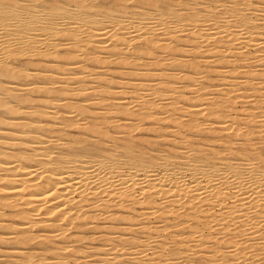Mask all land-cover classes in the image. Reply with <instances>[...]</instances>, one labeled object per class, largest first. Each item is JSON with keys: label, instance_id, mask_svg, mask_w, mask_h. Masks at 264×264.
<instances>
[{"label": "rangeland", "instance_id": "374dc122", "mask_svg": "<svg viewBox=\"0 0 264 264\" xmlns=\"http://www.w3.org/2000/svg\"><path fill=\"white\" fill-rule=\"evenodd\" d=\"M19 1V2H18ZM22 1H23V4H22ZM15 0V3L16 4H18V6L20 7L21 5H24V3H25V1H26V3H27V1L28 0ZM31 1V3H29V4H32V3H34L32 6H34V5H37L36 6V8L38 9V6H40V8H41V6H43L44 4H45V2L47 1L48 3H49V0H46V1H44V0H29L28 2H30ZM33 1V2H32ZM51 1V0H50ZM53 1V0H52ZM55 1V0H54ZM53 1V2H54ZM62 1H66V2H68L67 0H59V1H57L56 3H53V4H51V11H52V9H53V11H54V9H59L58 8V6H63V7H65L66 6V2H63L62 3ZM79 1H80V3H79ZM112 1V2H111ZM122 1V2H121ZM95 0V2L92 0H70V3H69V5H72L73 6V8L75 7H77L76 6V4L77 3H79V4H81V5H83V6H81V8L83 9V11H85V12H88V13H90V14H93V12L96 10V11H98V12H100V13H98V12H94V14L93 15H96L97 14V16H101V17H104V19H105V17L106 16H108V17H113V15L112 14H114L115 15V13H117V11H120V9L122 8L123 9V11H124V9H125V13H132V14H134L135 15V19L137 18V16H138V19L137 20H133L134 22H135V24H133L132 23V25L133 26H131V24H130V26H131V28L129 29V30H131L132 29V27L134 28V29H132L131 31H133L128 37L129 38H131L130 36H132V34L133 35H135V34H137L139 31H141V32H139V34L140 33H142L143 31H144V28H146V27H144L143 26V24L140 26V24H141V17L140 16H144V17H147L148 18V20L150 21L151 19L153 20H151V22L150 23H152V22H154L155 21V19H157V21H155L153 24L155 25V23H156V25H157V27L160 25V27H158V29H161V30H158V31H155V32H157V33H155V35L158 37H156L155 38V36H154V33H153V36L154 37H150V36H152V35H148L149 37L147 38V40L145 39V38H138L139 36H138V34L136 35V37H137V40L133 37V39L135 40L134 42L133 41H131V40H133L132 38H131V40L126 36L125 38H124V41H122L121 43H120V45L118 46V48L117 47H115V48H117V51H115L114 50V48H111V47H113V46H111L110 47V45L109 44H107L108 45V47H110V48H107V46L106 45H104L103 47H106V49L108 50H106V49H104V48H102L101 49V47H99L100 49H98V46H97V44L96 43H98V44H100V40H101V45H103L104 43L102 42L103 40H106V36L108 35V34H110L111 32H109V33H106V34H102L104 37H106L105 39H103L104 37H102L101 38V36L99 35V36H96V41H97V39H98V41L95 43L94 41H92L93 42V44H92V42H90L91 41V39H90V35H89V37H87V40H86V38L85 39H82L81 37H83V36H85L86 37V35L88 34V32L86 33L85 32V35L83 34V33H81V36H79L80 37V39L77 37V36H75V42H77V45H75L74 44V42H73V40H69V42H67V40L65 41V40H63V39H65V37H64V35L66 36L68 33H69V31L68 30H70L68 27L66 28L67 29V34H66V30H64V32L62 31L63 30V28H65V26H66V23L69 25V24H71V23H73V20H74V23L77 21V23H78V20L75 18V16L76 15H74L73 17L72 16H68V15H66L67 13L66 12H62L63 11V9H61V11L60 10H58V11H60V13H58V11H56L55 13H57L59 16H60V18L59 19H61V20H63V19H65L66 20V18H67V22L65 21V20H63V22L62 23H64L65 24V26L63 27V25H62V30L61 31H59V32H56L55 34V39H57V41L56 40H54V41H56L58 44H60V45H57V46H59V47H56V49H54V50H52V48L51 47H49V45H48V43L49 42H54V41H50L49 39H48V37H47V35H43V36H46V37H43L42 36V40H41V42H39V43H41V44H44V45H41V44H39L38 43V48H36V49H38L39 50V52L40 51H42V53H39V55H35L34 56V54H36L37 52H38V50H36L35 49V51L33 50L35 47H32V46H30V47H28V50L27 49H25V50H27V52L25 53L26 55H28L27 57H28V60H27V57L25 58V56L26 55H24V52H25V50L24 51H18L19 49H17L18 47H20V43H19V41H22L21 40V37H19L20 35H18V37H19V39H18V41H17V38L15 37V35L17 36V34H13V32L12 31H14V29L12 28V27H9L8 28V26H6V28H5V25H3V23H7V22H5L6 21V19L8 18V17H10V13L9 12H2V13H4L5 15H3V14H0V20L2 19L3 20V23H2V20H1V24L2 25H0V27H2L3 26V28H0V30L2 29V30H4V32H6V34H7V31L9 30V32L11 31V33H9V35L7 34H5L4 32V34H2V32L0 33V36H2V35H4V36H2V38L5 40V41H0L1 43H0V48H2L3 47V45H8L9 43L11 44V43H13V41H17L18 43H19V45H18V43H15L17 46V48H15V49H17V50H14L13 49V51L14 52H16L15 54H13L14 52L12 51H10L14 56H12V54L10 53V55H9V52L8 51H4L5 49H6V46H4V50L2 49V52L4 51L7 55L5 56V53L3 52V53H1V49H0V56H1V54L3 55V56H1V58H3V57H7L6 58V62H8V63H6V65H5V67H3V63H5V62H1L0 63V74H2V73H5L6 74V77H4L3 75H0V95L1 96H3L4 97V99L0 96V111H2V110H4V112H6V113H8L9 112V114L8 115H6L5 113L4 114H2V113H0V119H2V120H6V122L8 121L7 119L9 118V120L10 119H12V121L13 120H15V119H17V118H19V119H17L16 121H13V122H16L15 123V125H14V123H10V122H8V123H4V130L2 129L1 131H0V136L1 137H3V138H0V139H2V140H6V141H9V140H7V138H9L10 140H13V142L12 141H10L12 144L11 145H9L8 143H2L1 142V144H0V148L2 149L1 151H6V149L8 150V151H10L9 153H13V152H17V153H24V150H25V153H26V150L28 151L29 150V145L31 146V145H33L34 144V142L35 143H42V142H44V143H42V144H45V145H47V148L51 151V149H52V152H54L55 154H60V157L62 156V157H64V155L65 154H68V155H65V160H73V156H75V158L77 157V158H82V156L83 157H89V158H91L94 154L95 155H99V156H93L92 157V159L94 158V160H97V159H95V158H98V160H99V158L101 159H105V157H106V159L105 160H111V159H116V160H119L118 161V163H121V159H122V164H119V165H122L123 166V163L127 166V167H129L128 165H130V170H131V167L132 166H136L137 164H139V163H147V162H149V161H154V162H161L162 160V162H164V161H173V159H175V157H176V159L174 160V161H179V162H182V163H192V162H195L194 160H192L193 158L195 159V160H197V159H201L202 161H204V162H206V163H210L209 165H212V166H214L215 168H218V166H216V163L217 164H219V167H222L223 168V164H225V162L227 161V160H225V157H227V158H229V159H231L230 157H232L233 159H237V158H240V157H242V155H243V157H245L246 158V156L248 157V159H247V161L250 159V160H252L253 161V159H255V157L257 158H259L260 159V155L261 154H263L264 155V144H263V142H264V122L261 120V119H263L264 117V115H263V113H264V109L262 110V107H264V105L262 104V103H264V98H260V97H264V91H262V90H264L263 89V87H264V74L262 75V73L264 72V66H263V64H264V60L262 59V58H264V49L261 47H258V46H251V47H249L250 49H248L247 51H246V49L248 48V47H244V43L243 42H241V44H239L240 42L238 41V42H236V40H234V39H232V36L231 35H228V39L226 38L227 36H225L224 38H222V39H224V40H222L221 39V37H223V35L221 34L220 35V37H217L216 39H211V38H209V37H211V36H209V34H207L208 32L206 31V32H203V33H201V34H199V37H196V40H192V39H194L195 38V36H198V34H193V25H195V26H197L198 24H200L199 22H194L193 24H187V22H184V21H186V20H183V19H187V21H189V18H191V17H200V22L201 23H203V22H205L206 24H205V26L207 25V26H209V25H211V26H216V27H218V25L220 26V22H222V24H221V26L223 25V24H225V23H223L224 21L222 20H220V21H215L214 19H212V16L210 17V15H202V14H204V8H205V5H206V3L207 2H209V0H197L196 2H195V0H190V1H188V0ZM139 1H141V3L139 2ZM172 1H173V3H172ZM176 3H175V2ZM180 1V2H179ZM216 1H218V2H216ZM221 1V0H220ZM219 0H213V3L217 6V8H216V11L218 10V9H221V11L224 13L223 14V17L226 19L225 21H230V23H229V21L228 22H226V27H224V25H223V27L225 28V30H233L232 29V25H234L236 22L238 23V21L240 22L241 20H240V17L241 16H243L244 18H246L247 16L246 15H248V16H253V15H255L256 14V12L253 10V8L249 5V8H251V9H249V11H247V12H245V10H248L247 8H248V5H242L241 3H240V1L238 0V1H236V0H228V1H226L225 2V0H222L221 2H220ZM229 1H233V4H232V2H229ZM235 1H236V3H235ZM254 2L255 1H257V0H253ZM40 2H42V3H40ZM59 2V3H58ZM88 2V3H87ZM93 4H92V3ZM108 2H110V3H108ZM116 2V3H115ZM140 4H139V3ZM191 4H190V3ZM194 2V3H193ZM201 2H203L202 4H201ZM0 8H2L4 5H7V1L6 0H2V1H0ZM25 3V4H26ZM98 4V5H96V4ZM102 3V4H101ZM122 3V4H121ZM123 3L125 4L124 6H123ZM133 3V4H132ZM197 3H198V5H197ZM229 3H230V5H229ZM63 4V5H62ZM68 4V3H67ZM89 4H91L90 6H89ZM104 4V5H103ZM106 4V5H105ZM136 4V5H135ZM168 4V5H167ZM171 4V5H170ZM193 4V5H192ZM194 4H195V6H194ZM199 4H201V5H199ZM220 4H222V6L223 7H221V5ZM225 4V5H224ZM239 6H238V5ZM2 5V6H1ZM93 5H95V7L93 6ZM102 6L101 8L99 7H97V6ZM113 5H114V7H113ZM116 5V6H115ZM119 5H121V7L119 6ZM127 5H130V7L128 8L127 7ZM132 5H135V6H132ZM155 5V6H154ZM174 5L176 6V7H174ZM197 5V6H196ZM228 7H227V6ZM234 6L233 8H235L234 9V11H233V9L230 7L229 8V6ZM237 5V6H236ZM243 7H242V6ZM84 6H86V7H84ZM109 7V8H105V7ZM119 6V7H118ZM123 6V7H122ZM127 7V9H126V7ZM139 6V7H138ZM168 6V7H167ZM215 6V7H216ZM35 7V6H34ZM125 7V8H124ZM141 7H142V12L140 11V9H141ZM161 7V8H160ZM169 7H170V11H168V9H169ZM221 7V8H220ZM236 7H240V8H242L241 10L239 9V8H236ZM105 8V9H104ZM115 9L113 12H112V10L113 9ZM139 8V9H138ZM143 8H144V10H143ZM146 8V9H145ZM176 8H178V9H181L182 8V10H183V8L185 9V10H181V12H180V10H178V9H176ZM193 8H195V11H194V9ZM225 8V11H226V13L224 12V9ZM227 8V9H226ZM243 8H246V9H243ZM103 9H104V12H103ZM117 9V10H116ZM151 9H153L152 11H151ZM188 9V10H187ZM189 9H190V11H189ZM192 9V10H191ZM229 9H230V11H229ZM106 10V11H105ZM146 10V11H145ZM200 10V11H199ZM239 10L241 11V12H239ZM244 10V11H243ZM250 10H253V11H250ZM50 11V10H49ZM102 11V12H101ZM122 11V12H123ZM154 11H155V13L157 12L158 14H156L155 16L154 15H152V14H155L154 13ZM159 11V12H158ZM173 11H176V13H178V17H174L173 16ZM221 11H217V12H221ZM232 11H233V13H232ZM243 11V12H242ZM115 12V13H114ZM184 12V13H183ZM244 12H245V15H244ZM61 13H65V14H61ZM102 13V14H101ZM104 13V14H103ZM108 13V14H107ZM139 13H143L144 15H140ZM190 13H192V14H190ZM201 13V14H200ZM230 13V14H229ZM241 13V14H240ZM107 14V15H106ZM199 14H200V16H199ZM227 14V15H226ZM233 14V15H232ZM234 14H236V16L234 15ZM238 14V15H237ZM65 15L66 16H68V17H65ZM157 15H161V17L163 18V16L164 17H169L168 19H166L165 20V22L166 21H170V22H166L167 24L164 26V20L161 18H159V17H157ZM163 15V16H162ZM171 15V16H170ZM8 16V17H7ZM154 16V17H153ZM186 16H189V17H187L186 18ZM191 16V17H190ZM201 16H202V18H201ZM205 16V17H204ZM228 16H230V17H228ZM237 16L239 17V18H237ZM3 17L5 18V19H3ZM63 19H62V18ZM70 17H72L71 19H72V21H71V19H70ZM108 17H106V18H108ZM175 19H174V18ZM183 17H185V18H183ZM231 17H234V18H231ZM69 18V19H68ZM75 18V19H74ZM183 18V19H182ZM237 18V19H236ZM242 18V17H241ZM108 19H110V18H108ZM159 19L161 20V21H159ZM175 21H174V20ZM176 19H178V20H176ZM183 20V22L184 23H186V24H184L183 22L182 23H180L182 20ZM199 19V18H198ZM204 19H206L205 21H203ZM232 19H236V20H238V21H234V20H232ZM106 20V19H105ZM138 20H140V21H138ZM207 20H211L210 22L209 21H207ZM233 22H232V21ZM9 21V20H8ZM107 21V20H106ZM172 21V22H171ZM203 21V22H202ZM213 21H214V24L212 25L211 23H213ZM242 21H244V20H242ZM71 22V23H70ZM136 22H138V24L136 23ZM162 22V23H161ZM179 22V23H178ZM193 22V21H192ZM191 22V23H192ZM217 22V23H216ZM107 23V22H106ZM105 23V24H106ZM160 23V24H159ZM169 23V24H168ZM171 23H173V25H174V27H175V25L176 26H178L179 27V29H177V27H176V29L174 30L172 27H170V25H172ZM175 23V24H174ZM216 23V24H215ZM236 23V24H237ZM76 24V23H75ZM138 25V27H135V26H137ZM153 24H150L151 26H153ZM159 24V25H158ZM161 24H163V25H161ZM218 24V25H217ZM228 24H230V25H228ZM232 24V25H231ZM67 25V26H68ZM79 25V29L81 28V30H82V25H84V24H78ZM77 25V26H78ZM80 25H81V27H80ZM172 25V26H173ZM183 25H184V29H183V31H185L184 33H183V31L181 30V26L183 27ZM188 25H192V27L191 26H188ZM85 26L86 25H84V31H85ZM166 26L168 27H170L171 28V30H170V28H168L167 30L169 31V32H171L172 31V29H173V31L175 32L176 31V33H177V31L179 30V32L177 33V35H176V33H172V35H170V34H168L167 35V33L166 32H168L167 30H165V31H163L164 29H166ZM188 28H187V27ZM230 26V27H229ZM70 27V26H69ZM72 27V26H71ZM89 28V26H86V28ZM139 27H141V29L139 28ZM153 27H155V26H153ZM161 27H163V28H161ZM186 27V28H185ZM189 27H191L190 29L192 30H190L189 29ZM12 28V29H11ZM136 28L137 29H140L139 31H137L136 30ZM221 28V27H220ZM230 28V29H229ZM156 29V28H155ZM188 30V32H187V30ZM80 30V31H81ZM82 30V31H83ZM86 30H88L89 31V29H86ZM182 31V33H181V31ZM223 30V29H222ZM191 31V32H190ZM16 31H14V33H15ZM31 32H33V31H31ZM61 32V33H60ZM63 32V33H62ZM72 32V31H71ZM137 32V33H136ZM189 33V34H192V35H187V34ZM227 33V32H226ZM18 34H19V31H18ZM69 34H71V33H69ZM174 34V35H173ZM179 34V35H178ZM184 34H186V35H184ZM12 35H14L13 37L14 38H16L15 40H14V38L12 39L13 41H9L8 39H10V38H12L11 36ZM112 35V34H111ZM160 35V36H159ZM166 35V38L164 37ZM206 35V36H205ZM227 35V34H226ZM8 38H7V37ZM176 36H177V38H176ZM178 36H179V38H178ZM185 36H187L186 37V39H185ZM230 36V37H229ZM97 37H100V39L99 38H97ZM108 37H109V35H108ZM163 37L166 39L164 42H165V46L163 45V43L160 45V43H159V41H158V39L159 40H163ZM175 37V38H174ZM182 37V38H181ZM184 37V38H183ZM205 37V38H204ZM262 37H264V35L262 36ZM84 38V37H83ZM110 38V37H109ZM109 38H107V40L106 41H110V39ZM127 38V39H126ZM157 39V42H156V40L155 39ZM174 38V39H173ZM189 38V39H188ZM190 38H192L191 40H190ZM209 38V39H208ZM213 38V37H212ZM218 38H220L219 40H217ZM229 38H230V44L232 43V45L231 46H228L229 44V42H227V41H229ZM1 39V38H0ZM44 39H46L47 41H49V42H47V41H45L44 42ZM54 39V38H53ZM53 39H51V40H53ZM103 39V40H102ZM109 39V40H108ZM125 39H126V41H125ZM129 39V40H128ZM200 39H201V41H205L204 43L205 44H203L202 45V43H201V41H200ZM7 40H8V42H7ZM11 40V39H10ZM65 41V43H62L63 41ZM145 40L146 41H149L150 40V44L149 43H146L145 42ZM169 40V43L168 42H166V41H168ZM181 40V41H180ZM188 40H189V42H191V43H189L188 42ZM206 40L208 41L207 43H206ZM209 40H211V41H209ZM217 41V43H216V41ZM220 40H221V42H220ZM15 41V42H16ZM59 41L61 42V43H59ZM87 41L89 42V43H91L92 45H88V43H87ZM105 41V42H106ZM129 41L131 42L130 44H128L129 43ZM195 41H197V42H195ZM213 41H215L214 42V44H213ZM225 41H226V43H225ZM2 42H3V45H2ZM4 42H7L6 44L4 43ZM67 42V43H66ZM73 42V43H72ZM80 42H82V43H85L86 42V44L85 45H83L82 47H81V49H79L78 47H80V45L81 44H78V43H80ZM189 43V44H187V43ZM194 42H195V44H194ZM211 42V43H210ZM96 44V46H97V48L95 47V46H93V45H95ZM109 43V42H108ZM144 43V44H143ZM171 43V44H170ZM176 45H175V44ZM196 43H199V45L197 44L196 45ZM219 43H221V48L220 49H214V50H216V51H214V53L212 54L211 52H213V50H212V48H214L215 46H216V48L217 47H220L219 46ZM14 44V43H13ZM15 44H14V47H15ZM69 44H71L70 46H69ZM169 44V45H168ZM208 46H207V45ZM210 44H212V45H210ZM222 44H225V46L224 45H222ZM226 44H228L227 46H226ZM235 44L236 45H238V48H236L235 47ZM36 45V44H35ZM40 45H41V47L43 48V50H42V48L40 47ZM68 45V46H67ZM121 45H128L127 47H128V50H126L127 48L125 47V46H122V47H124V49L125 50H122L123 48H120L121 47ZM130 45H131V47H133V49H131V47H130ZM164 47H163V46ZM180 45L182 46V45H184L185 47H182V49L184 50L185 48H186V51H185V54L184 53H182L181 52V48H180ZM202 45V46H201ZM211 47H210V46ZM9 46V45H8ZM21 46H23L22 44H21ZM29 46V45H28ZM64 46H66V47H64ZM73 46V47H72ZM77 48H76V47ZM84 46L86 47L87 46V49L85 48V50H84ZM146 46V47H145ZM151 46H152V48H151ZM159 46H162V48H160ZM191 46H193V47H198V49L199 50H197L196 48H195V50L196 51H193V49H190V47ZM203 46H205L204 48H203ZM232 46H234L233 47V49H232ZM9 47H13V45L11 46H9ZM9 47H7V49L9 48ZM26 47V46H25ZM24 47V48H25ZM37 47V46H36ZM68 47H72V49L71 48H68ZM75 47V48H74ZM130 47V48H129ZM201 47V48H200ZM207 47H210L209 49H210V51H208V50H206L207 49ZM230 49H229V48ZM239 47H240V49H239ZM242 47H244V48H242ZM256 47H258V49L257 50H255V48ZM10 48V49H11ZM23 48V47H22ZM27 48V47H26ZM40 48V49H39ZM50 48V49H49ZM55 48V47H54ZM89 48V49H88ZM95 48V49H94ZM136 48V49H135ZM158 48V49H157ZM192 48V47H191ZM251 48L253 49V50H251ZM21 49V48H20ZM49 49V50H48ZM92 49H93V52H92ZM111 49V50H110ZM113 49V50H112ZM129 49H131L132 51L133 50H135V51H133V55L132 54H130L132 51L131 50H129ZM151 49H152V51H151ZM162 49V50H161ZM164 49V50H163ZM222 49L224 50L223 51V54L221 55V53H219V51L220 52H222ZM227 49H228V52H227ZM234 49H238V51H240V52H238L237 50H236V53L238 52L239 53V55H241L242 53H243V56L241 55L240 57H241V59L237 56V55H231V54H236L235 53V51H233ZM244 49V50H243ZM262 49V51H260ZM57 50H59V51H57ZM69 51V53L71 54H68V56H66L67 54H66V52H64V51ZM80 50H81V52H80ZM84 50V51H83ZM90 51V53H89V51ZM122 50V51H121ZM190 50L192 51L191 53H190ZM204 50V51H203ZM219 50V51H218ZM230 50V51H229ZM250 50H251V52H250ZM17 51H18V53H20V52H22L23 53V55H22V53H20V54H18L17 53ZM62 51V52H61ZM76 51H79L78 53H79V56L78 55H75V54H78V53H76ZM88 51V52H87ZM97 51V52H96ZM103 51V52H102ZM155 51V53L158 55H156V57H155V53L153 54L152 52H154ZM177 51H179L178 52V54H177ZM189 51V52H188ZM197 51H198V53L199 52H201V53H199V55L201 56L200 58H198L199 57V55L197 54ZM226 51V53L224 54V52ZM232 51V52H231ZM244 51V52H243ZM246 51V52H245ZM260 51V52H259ZM35 52V53H34ZM53 52H54V54H55V52L57 53V54H60L59 56H57V54L56 55H54L53 54ZM72 52H75V54L73 55L72 54ZM85 52H87V53H85ZM99 52V53H98ZM107 52V53H106ZM108 52H111V53H108ZM117 54H116V53ZM194 52V53H193ZM203 52V53H202ZM206 54H205V53ZM218 52V53H217ZM229 52H231L229 55H228V53ZM242 52V53H241ZM248 52H250L249 54H253L254 52L255 53H257V55L255 54V55H253V56H251L252 58H253V61H254V63H253V61H252V58L251 57H249L247 54H245V53H248ZM260 53V55H259V53ZM31 53H34L33 54V57H32V59H31V56L30 55H32ZM64 54V55H62V54ZM80 53H83L84 55L86 54H88V56H86L85 55V57L86 58H91V59H89V60H85V59H83V57L84 56H82V54H80ZM99 54V56H100V54H101V56L104 54L105 56H107V58H108V56L110 57L111 56V54L113 55V57H115V54L117 55L115 58L117 59V58H119V60L117 59V60H112V58L110 59V58H108L109 60H112V61H109V60H106L105 58V56H102V58L103 57H105V58H103L104 60H102L103 62H101V56L99 57V59H100V61L98 60V59H96V57H98L97 56V54ZM115 53V54H114ZM152 53V54H151ZM161 53H164V54H161ZM17 54V55H16ZM38 54V53H37ZM54 56H53V55ZM90 54H91V56H90ZM108 54V55H107ZM126 54V56H123V55H125ZM196 54V55H195ZM201 54H203V55H205L203 58H202V55ZM218 54L220 55V57H218ZM9 55V56H8ZM120 55V56H119ZM130 55V56H129ZM133 57H132V56ZM134 55H135V57H134ZM153 55V56H152ZM164 55L165 56H167L166 58H164ZM176 57H175V56ZM182 55V56H181ZM217 55V58L215 57ZM24 56V57H23ZM38 56V57H37ZM72 56V57H71ZM78 58H77V57ZM125 58V59H129V57L130 58H132V59H134V61H130L129 62V64H128V61L130 60H125L123 57ZM152 56V57H151ZM163 56V57H162ZM179 56V57H178ZM183 56H185L186 57V59H185V57H183ZM210 58H209V57ZM215 58H214V57ZM221 56H222V60H218L222 65H220V63L218 62H212V61H216V59H218V58H221ZM228 56H230V58L228 57ZM237 56V57H236ZM255 56H257V57H255ZM262 56V58H258V57H261ZM10 57V58H9ZM56 57V58H55ZM59 57H60V59H59ZM71 57V58H70ZM93 57H95L94 59H93ZM123 58V59H120V58ZM155 57V58H154ZM159 57V58H158ZM169 57V58H168ZM182 57L184 58V59H182ZM190 57V59H189V62L188 63H185V61L187 62V58H189ZM197 58V59H195V58ZM206 57V58H205ZM225 57V58H224ZM226 57H228L229 59H227ZM242 57H244V59H249V61H250V64H251V67H255V68H257L256 67V65L258 66V65H260L257 69H250L251 71V73L254 71V73H256L257 71H259V73L263 76H261L258 72V74L256 75V74H254V73H250L249 74V76H248V71L247 70H249L248 68V66H250L248 63H249V61L246 59V61H248L247 63H246V61H245V65H244V59L242 58ZM246 57V58H245ZM56 60H54V59ZM65 58H66V60H65ZM68 58V59H67ZM115 58H113V59H115ZM135 58H137V59H135ZM141 60H140V59ZM176 58H178V59H180V63L179 62H177V59ZM191 58H192V60H191ZM236 58V60H233V59H235ZM255 58V59H254ZM258 58V59H257ZM64 59V60H63ZM80 59H81V62L82 63H84V65L86 66V68H83V66H82V64H81V62H80ZM131 59V60H132ZM142 59H144V60H142ZM145 59H149V62L150 63H146L147 62V60H145ZM152 59H155V61L154 60H152ZM168 60V62L166 61V60ZM182 59V60H181ZM193 59H195V62L197 61V62H200V63H198L199 64V66H200V69H199V66L198 65H196L195 64V66H193V64L191 65V62L190 61H192V62H194L193 61ZM215 59V60H214ZM224 59L226 60L225 61V63L224 62H222V61H224ZM230 59H232L234 62H237L236 64L235 63H233V65H230L229 63H232L231 61L230 62H227V61H229ZM238 59H239V61H238ZM251 59V60H250ZM262 59V60H261ZM8 60V61H7ZM26 60V61H25ZM63 60V61H62ZM76 60H77V62H80V64H81V66H82V68H81V66H79V63H77L76 62ZM79 60V61H78ZM96 60H97V63H96ZM120 60H125L123 63L120 61ZM140 60V61H139ZM154 61V62H152V61ZM161 62V60L164 62H166V63H168L167 65H165L163 62L162 63H158L157 64V62H159V61ZM176 60V61H175ZM184 60V61H183ZM203 60H205V62H207V64L203 61ZM208 60H210L209 62H210V64H208L209 62H208ZM212 60V61H211ZM1 61V60H0ZM10 61H11V63H10ZM31 61L32 62H36V63H31ZM49 63V64H51L50 62H54L55 61V63L56 62H58L59 64L57 65V63L56 64H52V66L50 65L49 66V64L47 63V62ZM84 61V62H83ZM92 61V62H91ZM99 61V62H98ZM105 61H108L106 64H105ZM119 63H118V62ZM142 61L144 62V63H142ZM172 61H174V62H172ZM179 61V60H178ZM257 61V62H256ZM170 62H172V63H170ZM194 62V63H195ZM239 62V63H238ZM253 64H252V63ZM22 63V64H21ZM26 63V64H25ZM61 63V64H60ZM62 63L64 64L63 66H62ZM65 63L66 64H68L67 66L65 65ZM71 63L73 64V65H71ZM76 63H77V65H76ZM86 63V64H85ZM110 63V64H109ZM112 63V64H111ZM115 63L117 64V66L115 65ZM183 65H182V64ZM214 63V64H213ZM261 63H263V64H261ZM11 64V65H10ZM16 66H15V65ZM46 64V65H45ZM90 64V65H89ZM119 64V65H118ZM138 64H140V65H138ZM150 66H149V65ZM154 64H157V65H154ZM216 64V65H215ZM228 64V65H227ZM238 64V65H237ZM248 64V65H247ZM106 65V66H105ZM152 65V66H151ZM191 65V66H190ZM213 65V66H212ZM215 65V66H214ZM240 65V66H239ZM242 65V66H241ZM23 66H25L26 68L24 69V67ZM60 66V67H59ZM68 66H70V68H68ZM90 66H92L94 69H92V70H94V72L92 71H90L89 70V67ZM110 68H112V70L109 72V67ZM140 66V67H139ZM141 66H143V67H145L146 66V68H147V70L145 69V68H142ZM149 66V67H148ZM183 66V67H182ZM197 66V67H196ZM202 66V67H201ZM205 66V67H204ZM208 66H210V68L208 67ZM221 67V69H223L224 70V72H222V73H224L223 75H221V77L222 78H217V74L219 73V72H221V71H219L220 70V67ZM233 68H232V67ZM244 66V69H246L247 68V70H244L243 68H241V67H243ZM16 67V68H15ZM18 67V68H17ZM21 67V68H20ZM57 67V68H56ZM71 67H73V68H71ZM101 67H102V69L103 70H101ZM113 67H115V69L113 68ZM116 67H117V70H116ZM124 67V68H123ZM190 67V68H189ZM195 68V70L193 69V68ZM208 67V68H207ZM211 67H213L214 69H216L215 67H219V68H217V70L219 71V72H216V73H214L215 72V70L213 71L212 70V68ZM222 67H229L228 68V70H226L227 68H222ZM240 67V68H239ZM262 67V68H261ZM3 68V69H2ZM12 68V69H11ZM50 68H51V70H50ZM61 68V69H60ZM91 68V67H90ZM95 68H99L100 69V71H105V72H102V73H100L97 69H95ZM108 69V71L107 70H105V69ZM119 68V69H118ZM122 68L124 69V70H122ZM131 68V69H130ZM192 69L191 71H189V69ZM207 68V69H206ZM231 68L233 69V70H231ZM239 68V69H238ZM22 69H23V71H22ZM35 69V70H34ZM58 69V70H57ZM121 69V70H120ZM127 69V70H126ZM130 69V71H128ZM143 69V70H142ZM180 69V70H179ZM182 69V70H181ZM209 69L210 70H212V71H210L211 72V74H208V73H210L209 72ZM236 69H238L237 70V72L239 71H244V72H242L241 74H239V72L237 73L236 72ZM241 69V70H240ZM4 70V71H3ZM13 70V71H12ZM28 70V71H27ZM37 70H39V71H41L40 73L41 74H45V71H48L50 74L53 72V76H52V74H51V76H43V75H41L40 73H38L37 72ZM54 70H56V71H54ZM68 70V72H66ZM86 70H89L88 72H90L89 74H86V73H88ZM140 70V71H139ZM159 70V71H158ZM166 70V71H165ZM170 70V71H169ZM175 70H177L179 73H177V71H175ZM194 70V71H193ZM199 70V71H198ZM202 70V71H201ZM206 70V72L204 73V71ZM216 70V71H217ZM226 70V71H225ZM231 70V71H230ZM263 70V71H262ZM27 71V72H26ZM36 71V72H35ZM73 71H77V73H78V75L76 74V73H74ZM96 71V72H95ZM98 71V72H97ZM107 71V72H106ZM120 71H122V73H120ZM145 71H147V72H145ZM149 71H150V73H152V75L151 74H148L147 75V73H149ZM151 71H155L154 73H155V75H154V73L153 72H151ZM163 71H165V72H163ZM180 71H182V72H180ZM184 71V72H183ZM228 71H230V72H228ZM256 71V72H255ZM10 74H9V73ZM25 72L27 73V74H25ZM48 72H46V74L47 75H50ZM84 74H83V73ZM124 72V73H123ZM137 72V73H136ZM143 72V73H142ZM166 75V77H165V75L163 74V73ZM169 72H171L172 74H173V72H174V75L172 76V74H170ZM185 72L188 74V72H192L191 74H192V76H190V75H188L189 77H190V79H189V77L187 76L186 77V79H184L185 78ZM194 72H197L196 74H198V72L201 74V73H203L202 74V76H204L203 78H202V76H201V78H199V75H193V73ZM228 72V73H227ZM246 72V73H245ZM35 73H37V76H36V74ZM57 73L58 74H60L59 76L57 75ZM68 73V74H67ZM81 73V74H80ZM97 73V74H96ZM109 73V74H108ZM140 73V74H139ZM142 73V74H141ZM144 73H146V74H144ZM157 73V74H156ZM162 73V75H160ZM11 74H13V76L11 75ZM19 74V75H18ZM25 74V75H24ZM39 74V75H38ZM61 74H66V76H65V78L67 77V75H68V77H69V80L72 82V85H78V86H75V87H78L79 89H82V90H84V91H86L85 92V94H84V92H80V91H82V90H79L78 88H74V86H73V90H75L78 94H74L73 92L71 93L70 91H73L72 89H69V88H67V90H66V93H63L62 94V92L59 90V87L61 86H59L58 87V83H61L60 82V78H62V80L61 81H64L65 80V78L64 77H61ZM99 75L100 77H96L97 79H100V81L99 80H97V79H95L94 80V78L95 77H93L92 75ZM102 76H101V75ZM106 75V77H111L112 76V78H109V80H108V78L106 79V77L104 76V75ZM143 74H144V76H143ZM178 74H179V78H180V81H179V78L177 77L178 76ZM182 74H184V76H181ZM195 74V73H194ZM206 76H205V75ZM229 74V75H228ZM245 74V75H244ZM9 75L12 77V79L10 78V80H8V78H9ZM62 75V76H63ZM70 75V76H69ZM71 75H73V76H71ZM80 75H81V77H80ZM82 75H84V76H82ZM89 75V76H88ZM108 75V76H107ZM136 75L138 76V77H136ZM142 75V76H141ZM160 75V76H159ZM177 75V76H176ZM209 75H211L212 77L214 76L215 78L212 80V77H210ZM254 75V76H253ZM42 76V77H41ZM57 76H58V80H56V79H54V78H57ZM74 76H75V78H74ZM78 76V77H77ZM90 76H92L93 77V79H91V77ZM181 76V77H180ZM198 78H197V77ZM224 76H226V77H224ZM15 79H14V78ZM90 79H89V78ZM122 77V78H121ZM147 77V78H146ZM161 78L160 79V82H159V84L157 83L156 84V80H158L159 78ZM164 77V78H163ZM193 77V78H192ZM207 77V78H206ZM210 79H209V78ZM218 77H220V74H219V76ZM231 77V78H230ZM233 77V78H232ZM235 77H236V80H234L235 79ZM19 78V79H18ZM24 78V79H23ZM47 78V79H46ZM71 78V79H70ZM78 78V79H77ZM79 78H83L82 80L81 79H79ZM102 78V79H101ZM129 79V81H128V83L126 82L123 86H121V84L119 83V81H122V79H123V81L125 82L127 79ZM155 78V79H154ZM191 78L192 79H194V80H191ZM204 78H206V79H204ZM219 79V80H223L222 82L221 81H219L218 82V80H216L217 82H215V79ZM224 78H225V81H224ZM238 78H241V79H238ZM252 78V79H251ZM39 79H41V80H39ZM46 79V80H45ZM49 79H51V80H49ZM54 79V80H53ZM64 79V80H63ZM119 79H121V80H119ZM126 79V80H125ZM164 79H167V80H164ZM176 79H178V80H176ZM188 79V80H187ZM199 79H201V80H199ZM209 79V80H208ZM230 79V80H229ZM250 79H251V81H250ZM259 81H257V80ZM261 79V80H260ZM8 80V81H7ZM39 80V81H38ZM94 80V81H93ZM97 80V81H96ZM101 80H102V82H101ZM108 80V81H107ZM136 80H138L137 82H139L140 84H143L144 83V85H143V87L141 88V86L142 85H138V83L136 84L135 82H136ZM140 80H143V81H145V82H143V81H140ZM151 81V83L150 84H152V82L153 83H155L156 84V86H154V85H152V87L151 88H148L149 87V85L150 84H148L149 82L148 81ZM155 80V81H154ZM182 80H185V81H182ZM198 80V81H197ZM206 80V81H205ZM235 81V83L234 82H231V81ZM239 80V81H238ZM241 80V81H240ZM257 81V82H255L254 83V81ZM7 81V84L9 85V83H10V85H12V83H13V87L15 88H13V87H9L8 88V86H7V84L5 85V86H3V84H1V82L2 83H4V82H6ZM36 82V84H35V82ZM40 81H42L41 83H40ZM44 81H45V83H44ZM52 82L51 83V86L49 87V83L48 82ZM58 81V82H57ZM95 83V85L96 84H98L99 85V88L100 89H98V87L97 86H95L93 83ZM118 81V82H117ZM171 81V82H170ZM191 81V82H190ZM192 81H194V85H196V87L195 86H192L193 85V82ZM195 81H197L198 82V84H199V81H201V82H203L202 84H203V88L205 87L204 85H206L207 84V86H206V88H204V90L203 91H201L203 88L201 87V84L200 85H198L197 83H195ZM208 81H211V82H208ZM230 81V82H229ZM242 81H243V83H242ZM263 83H262V82ZM9 82V83H8ZM57 82V83H56ZM84 82H89L90 83V85L89 84H85ZM143 82V83H142ZM148 82V83H147ZM175 82V83H174ZM177 82H179V83H182L181 85H180V87H182L181 89L180 88H178V84H177ZM222 84H221V83ZM226 82V83H225ZM239 82V83H238ZM241 82V83H240ZM245 82V83H244ZM254 83V85L252 86L251 85V83ZM14 83H16V85L18 86V84H19V86H21V85H23V86H25V87H23L22 86V90L20 89L21 87H16V86H14L15 84ZM22 83V84H21ZM41 84L40 86H39V84ZM43 83V84H42ZM56 83V84H55ZM77 83V84H76ZM81 83H83L82 84V86L80 85ZM117 83H118V85H117ZM134 83V84H133ZM161 83V84H160ZM174 83V86L173 85H171V84H173ZM191 84V88L190 87H187V85L189 86L190 84ZM238 83V84H237ZM21 84V85H20ZM44 84H46L45 85V88H46V90L44 89V90H42L43 88V86H44ZM47 84H48V86H47ZM62 84V83H61ZM100 84H104L105 86H101L102 87V90H101V87H100ZM218 84V85H217ZM227 85V86H223L222 88H225V90L223 89V91L222 92H224V93H227V95H229L228 97H227V95L225 94V96H224V98H226V99H222V101L219 99V97H221V95H222V98H223V94H222V92L221 91H219V93H218V91H217V87H216V90H214L213 89V86L215 85H217L218 86V88H220L222 85ZM237 84V85H236ZM243 84V85H242ZM250 84V85H249ZM257 84H259V85H257ZM34 85H36V86H38V87H41V88H38V89H36V88H34L33 86ZM43 85V86H42ZM79 85H80V87H79ZM91 85H94V86H91ZM107 85H109V86H107ZM120 85V86H119ZM137 85V86H136ZM146 85H148V87L146 86ZM163 85H164V87H163ZM176 85V86H175ZM198 85V86H197ZM210 85V86H209ZM213 85V86H212ZM221 85V86H220ZM229 85V86H228ZM230 85H231V87H230ZM233 85V86H232ZM7 86V87H6ZM91 86V87H90ZM136 86V87H135ZM186 86V87H185ZM212 86V87H211ZM237 86V87H236ZM3 87V88H2ZM53 87V88H52ZM96 88V89H94L95 91L97 90V92L98 91H100V92H104L105 91V93H103L105 96H104V98L106 99V98H108L109 97V99L107 100V102H105V103H102V102H99V101H103V99H101V100H98V99H100L101 97L103 98V94L101 93V94H99L100 92H98V93H94L95 91L92 89V88ZM110 87H113L112 88V90H110L109 88ZM123 87H124V89H125V87L127 88V90L125 89L124 91H123V93H120L119 92V90H117L118 88L119 89H121V91L123 90ZM139 87V88H138ZM157 87H159V89L160 90H157ZM171 87L173 88V87H176V88H178L179 90H180V92H184V94L183 95H185L184 97H187V95H189L188 97H190V99L187 97L186 99H182L183 97H180V95L181 96H183L182 94H178V91H176V90H178V89H175V88H173V89H171ZM196 88V90H199L198 88L199 87H201V89H200V92H195V89L193 90V91H191V94L193 93V96L195 95V96H202V95H206V94H208L207 96H209L210 98H212V96H213V99H210V100H205L204 102L201 100V99H199V97H196V99L194 98V97H191V94H190V89L192 90V88ZM209 87H211V89L212 90H214L213 92L211 91V89H209ZM226 87H230L229 89H227ZM254 87L256 88L257 87V89H256V91H260L261 92V95H259L260 94V92L258 91V92H256L255 94H254V92H255V89H254ZM136 88V89H135ZM155 88V89H154ZM184 88V89H183ZM222 88H220L221 90H222ZM236 88H238V89H236ZM251 88H253L252 90H251ZM10 91H9V90ZM21 90V91H17V90ZM34 89H36V90H34ZM85 89H88V90H85ZM91 89V90H90ZM104 89V90H103ZM110 90V91H106V90ZM133 89V90H132ZM137 89H139V90H144V92L142 91V92H138V90ZM165 90V92L163 93V91L162 90ZM232 90V93H233V89H235V91H234V94H238V92H239V94L238 95H240L239 97L238 96H236V97H238L239 99H237L236 97H234L233 95H232V93H231V91H230V94L228 93V91L229 90ZM244 89H245V91H244ZM249 89H250V91H249ZM262 89V90H261ZM11 90H16L15 92L14 91H11ZM41 90V92H39ZM68 90H70L69 91V93H68ZM79 90V91H78ZM135 90V92H133ZM146 90H151V92L153 91V93L155 94V95H153V93H151V95H150V92L149 93H146L147 94V96H146V94H143V93H145V91ZM184 90V91H183ZM228 90V91H227ZM240 90V91H239ZM248 90V91H247ZM5 93H4V92ZM90 92V91H93V93L91 92L90 94H86L87 92ZM132 91V92H131ZM155 91V92H154ZM158 91H159V94H157L158 93ZM167 91V92H166ZM168 91H169V94H172V95H168ZM208 91H211L210 93L208 92ZM215 91H217V94H218V99L216 100V98H217V96H214V95H216V92ZM227 91V92H226ZM246 92V93H244V92ZM20 92H23V94H21ZM25 92V93H24ZM53 92V94H56V95H53L52 94V96H51V93ZM160 92H162V93H160ZM170 92H172V93H170ZM174 92L175 93H177V95L176 94H174ZM179 92V93H180ZM203 94H202V93ZM215 92V93H214ZM220 92H221V95H220ZM236 92V93H235ZM248 92H250V93H248ZM252 92V93H251ZM44 93V94H43ZM70 93L71 94H73V95H71V96H68V95H70ZM111 93H113V94H111ZM139 93H141V94H139ZM166 93V95H164ZM187 93V94H186ZM195 93H197V94H195ZM199 93V94H198ZM201 93V94H200ZM214 95H213V94ZM28 94V95H27ZM89 95L90 97H86V96H84V95ZM108 94H109V96H108ZM125 94V95H124ZM138 94V97H136V95ZM249 94H251V95H249ZM5 95V96H4ZM28 96V98L26 97V96ZM94 95H96V97L94 96ZM100 95H102V96H100ZM140 95H142V96H140ZM153 95V96H152ZM161 95V96H160ZM162 95H164V96H162ZM173 95H175V98H174V96ZM179 95V97H177ZM212 95V96H211ZM43 96H44V98L45 99H43ZM67 96H68V98L70 99L69 100V102H68V98H67ZM99 96V97H98ZM158 96H160L159 98H158ZM243 96H244V98H243ZM255 96V97H254ZM37 97H41V98H37ZM53 97V98H52ZM56 99H55V98ZM62 97H66L65 99L67 100V101H65L64 100V98H62ZM74 97V98H73ZM111 97H113V98H111ZM116 97V98H115ZM132 97V98H131ZM135 97L138 99H140L141 100V98H142V101H144V102H141L140 100H136L135 101ZM157 97V99H162L161 101H159V100H157V99H155L154 100V98H156ZM166 97V98H165ZM204 97H205V99H207L206 98V96H203L202 97V99L204 100ZM230 97L231 98H236V100L232 103L231 101H229L228 102V98H229V100H231L230 99ZM241 97V98H240ZM246 97V98H245ZM253 97V98H252ZM258 99H257V98ZM49 98H51L52 99V101L51 102H48V101H50L49 100ZM84 98V99H83ZM97 99L96 100V102L98 103L99 102V105H97L96 103H94V100H92V99ZM148 100H150V101H148ZM150 98V99H149ZM153 98V99H152ZM194 98V99H193ZM256 98V99H255ZM15 99H17V100H15ZM40 99H42V101L40 100ZM48 101H47V100ZM60 99V100H59ZM71 99H73V100H71ZM76 99H78L79 100V102H83V103H77L78 102V100H76ZM104 99V101H106ZM113 99V100H112ZM118 99L120 100V101H118ZM133 99H134V101H133ZM143 99H145V100H147V101H145V100H143ZM152 99V100H151ZM172 99L174 100H177V103H178V99H179V104L180 105H178V106H183V108H185L187 111L185 112V116H187V117H182L181 116V119L182 118H187V119H189V118H192V119H189V120H187L186 119V121H189L190 123H189V125L187 124V122L184 120V122H182L183 121V119H182V121H181V119H179V125L178 126H175V125H172V124H174V123H176V124H178V122H177V120H174V123H172L173 121V119H175L177 116H173L174 114H179V115H184V113H179L180 111H182V110H184L185 111V109H179V107L177 108V104H173V112H172V114H170L171 112V107H172V105H170V103L172 104ZM199 99V101L196 103V101L195 100H198ZM251 99V100H250ZM253 99H255L254 101H255V106L257 105V107H258V110H259V112H260V114H262V118L260 117L261 115H259V117L261 118V119H257V114L256 113H258V110L256 109V107H254V105L252 106V101H253ZM39 100V101H38ZM54 100V101H53ZM55 100H57V101H59V102H57V101H55ZM64 100V101H63ZM74 100H76L77 102H75ZM86 100H88V102L86 101ZM91 100V101H90ZM154 100V101H153ZM167 101L168 102V104H165V105H167L166 106V108H163V106H164V104L162 103V102H164V101ZM170 100V101H169ZM186 100V102H184ZM187 100H191L190 102H187ZM200 100H201V103H203V104H205V102L207 103V104H209L211 107H208V105H207V108H205V106L206 105H202L201 103H200ZM215 100L217 101V102H219V104L222 106V107H218L219 105L218 104H216V102H215ZM220 100V101H219ZM223 100H225V101H223ZM234 100V99H233ZM256 100H258V101H256ZM261 102H260V101ZM2 101V102H1ZM27 101H29L28 103H27ZM46 101V102H45ZM61 101V102H60ZM70 101H73V103H76L75 105L74 104H72V102L70 103ZM85 101V102H84ZM111 102V104H110V102ZM156 101H158L157 102V104L159 103H162L163 104V106L162 107H160L162 104H158L157 106L156 105H153V104H156ZM243 101V102H242ZM251 101V102H250ZM263 101V102H262ZM10 102V103H9ZM12 102V103H11ZM15 102V103H14ZM48 102V103H47ZM68 103L67 105L66 104H64V103ZM92 102V103H91ZM118 102V104H115V103H117ZM121 102V103H120ZM122 102H123V104H122ZM130 102V103H129ZM131 102H132V104H131ZM139 102H141L143 105H142V108H141V103H139ZM145 102H146V104H145ZM148 102V103H147ZM170 102V103H169ZM208 102H210V103H208ZM212 102H214L215 104H213ZM231 102V103H230ZM237 102V104H235ZM241 102V103H240ZM248 102H249V104H248ZM257 102H259L258 104H260L261 103V105H258L257 104ZM47 103V104H46ZM56 103V104H55ZM91 103V104H90ZM95 105H94V104ZM136 103H138V105L136 104ZM175 103H176V101H175ZM186 103H188V104H191V105H188V104H186ZM10 104H11V106H10ZM50 104H52V105H50ZM60 104V105H59ZM83 104V105H82ZM85 104L87 105V106H85ZM107 104V105H106ZM121 104V105H120ZM140 104V105H139ZM183 104V105H182ZM194 104H196V105H194ZM227 104V105H226ZM228 104H229V107H227L226 108V106H228ZM230 104H232V105H230ZM235 104V105H234ZM12 105L14 106L13 108H12ZM38 105H39V108H36V106L38 107ZM110 105V106H109ZM116 105V106H115ZM120 106V107H118V106ZM123 105V106H122ZM145 105H146V108H145ZM151 105V106H150ZM153 105V106H152ZM189 106V109L191 108V110L188 112V106ZM197 105H200V106H197ZM216 105V106H215ZM224 105H225V107H224ZM20 106V107H19ZM42 106H43V108H42ZM44 106H45V108H47V109H50L49 111L51 112L52 111V113L50 114V112L47 110V113L49 112V114L50 115H52V116H50L49 114V116L50 117H47L48 115L47 114H45V113H43V112H45L46 111V109L44 108ZM54 107V109L52 110V107ZM103 106H105V107H107L106 109L108 110H104V108H103ZM134 108V106L136 107H139L140 109V111H136V110H138V109H133L132 107ZM150 106V107H149ZM171 106V107H170ZM191 106V107H190ZM193 106H195V108H197V109H195V108H193ZM213 106L215 107L214 109H215V111L214 110H212V112H216V117H214L215 116V114H213L212 113V115H214V116H211V115H209L210 114V112L209 111H207L206 109H213ZM262 106V107H261ZM57 107V108H56ZM66 107V108H65ZM85 107V108H84ZM87 107H89V108H87ZM98 109V110H102L101 112H99V111H96V110H94V109H96V108ZM113 107H115L114 109H113ZM132 108V110H133V112L134 113H136V115L135 116H132V111L130 110L131 108ZM200 107H204V110H202L203 108H200ZM233 107H235L234 109H233ZM251 107H253V108H251ZM10 108H12V109H10ZM17 108H20V109H17ZM24 108H26V109H28V110H26L27 112L29 111V110H32V112H34L35 110H36V113L34 112V113H25V109L23 110ZM56 108V109H55ZM63 108V109H62ZM69 108V109H68ZM76 108V110H74ZM87 108V109H86ZM92 108H93V110H92ZM110 108V109H109ZM117 108H119V110L117 109ZM121 108V109H120ZM130 108V109H129ZM163 108V109H162ZM171 108V109H170ZM178 110H177V109ZM198 108H199V110H201V113L200 114H198L199 112L197 111L198 110ZM216 108H219V109H217L216 110ZM225 108V109H224ZM245 108V109H244ZM251 108V109H250ZM257 110V112L255 113V109ZM260 108V109H259ZM45 110V111H42V113L40 114V112H41V110ZM89 109V110H88ZM141 109H144V110H142L141 111ZM149 110V111H147V110ZM151 109H152V111L153 112H150L151 111ZM154 109V110H153ZM174 109H176V111H174ZM220 109H223V111L221 110L220 111ZM228 109H230V110H228ZM252 109H254L253 111L254 112H252ZM13 110V111H12ZM24 112H23V111ZM34 110V111H33ZM62 112L63 110H65V111H63L61 114H57V111L58 112H60V111ZM66 110H68L69 111V113H68V111H66ZM92 110V111H91ZM109 110H110V112H109ZM112 110H116V111H113L112 113H111V111ZM118 110V111H117ZM129 110V111H128ZM155 110H157V111H155ZM170 112L169 114L170 115H172L173 116V118H172V116H170L167 112ZM228 110V111H227ZM232 110V111H231ZM234 110H237V112H235ZM248 110H249V112H251L252 114H250L251 116V118H249V120H247L246 121V117H243L244 115H246V116H248L249 117V115H248ZM261 110V111H260ZM74 111H76V112H74ZM89 111V112H88ZM179 111V112H178ZM197 111V112H196ZM206 111V112H205ZM211 111V110H210ZM221 113H220V112ZM226 111V112H225ZM230 111V112H229ZM246 112V113H242V112ZM14 112V113H13ZM22 112V114L20 115V113ZM38 112V113H37ZM64 112H66V113H64ZM73 112L74 114H76V115H78L77 117L78 118H72L73 116H75L73 113V116L71 115V113ZM94 113V114H92V113ZM104 112H109V114L108 113H106V114H103ZM119 112V113H118ZM131 112V113H130ZM141 113V114H143V116L141 115V114H137V113ZM156 113V118H154L153 116H152V118H151V113H153L154 114V116H155V113ZM159 112H161L159 115H160V117L162 116H164L165 114H167L166 116V119H164L165 120V122H164V120H163V118L165 117H161V118H159V119H157L158 117H159V115H157ZM178 112V113H177ZM183 112V111H182ZM191 112V113H190ZM192 112H193V114H192ZM202 112H204V114L202 113ZM218 112L222 115V113H223V117L221 118L220 116H219V114H218ZM17 113H19V114H17ZM64 113V114H63ZM78 113V114H77ZM117 113V114H116ZM133 113V114H134ZM150 113V114H149ZM205 113H206V115H205ZM227 113V114H226ZM253 113H255L256 114V117H255V115L253 114ZM36 114H38V116H37V118H36V116L35 115ZM40 114V115H39ZM56 114V115H55ZM63 114V115H62ZM70 116H69V115ZM79 114H80V116H79ZM103 114V115H102ZM122 114H125V115H122ZM131 114V117H134V118H131L132 119V123H133V121H135V123L137 124H133V125H129L130 123L129 122H127L126 121V119L128 120V116ZM188 114V115H187ZM189 114H190V116H189ZM192 114V115H191ZM195 114V115H194ZM224 114H226V115H224ZM228 114H231L232 116H227ZM243 114V115H242ZM259 114V113H258ZM59 115V116H58ZM82 115V116H81ZM94 115V116H93ZM119 115V116H118ZM169 115V116H168ZM218 115V116H217ZM238 115H240V117L239 118H236ZM34 116H35V119H36V121H37V119H38V122H40L39 123V125H37V122L36 121H34V119H32V118H34ZM61 116V117H60ZM62 116H64V117H62ZM69 116V118L67 119V120H65V118H67ZM72 116V117H71ZM95 117V118H98V119H96V122H94L95 121V119H93L92 117ZM101 116H105L106 118L104 119L103 117H101ZM127 116V117H126ZM142 116V117H141ZM189 116V117H188ZM192 116V117H191ZM206 118H205V117ZM211 116V117H210ZM224 116H227L226 118L224 117ZM235 116V117H234ZM255 117L256 118V120H255V118L254 119H252V117ZM32 117V118H31ZM46 117V118H45ZM205 119H204V118ZM209 117V118H208ZM220 117V119H218V118ZM230 117H234V119L232 120ZM242 117V118H241ZM248 117H247V119H248ZM258 117V118H259ZM7 118V119H6ZM86 118V119H85ZM101 118V119H100ZM120 119V120H117V119ZM122 118V119H121ZM136 118V119H135ZM201 118V119H200ZM224 118V119H223ZM227 118H229V119H227ZM24 120V121H27V120H29V122L31 121V119L33 120V121H31V122H33L34 124H29L28 122H26V123H28V127L26 126V123H25V125L24 126H22V125H20L19 126V124L21 123H23L21 120ZM43 119H44V121H43ZM80 119V120H79ZM111 119V120H110ZM131 119H130V117H129V120L131 121ZM140 119V120H139ZM151 119V120H150ZM154 121H153V120ZM157 119V120H156ZM197 119H199V120H197ZM207 119V120H206ZM236 119H238V120H236ZM240 119V120H239ZM42 120V121H41ZM48 122V123H52L51 125L52 126H50V128L52 129L51 131H53L52 132V134H51V132H50V129H48L49 128V126H47L48 124L47 123H45L46 124V126L44 125L43 127H42V125L44 124H41L42 122H46V121ZM69 120H72V122H71V124H69L68 126V129H67V127H66V123L65 124H63V122L64 121H66V122H68ZM76 121V122H74V123H76V124H73V126H70V125H72V123H73V121ZM83 120V123L82 124H84V123H86L87 124V126H85L86 127V129H85V127L83 126V125H81V127L83 126L84 128H81V127H78L77 129H76V127L77 126H80V121H82ZM99 120H100V122H99ZM120 122L121 124H119L118 122ZM126 122H125V121ZM128 120V121H129ZM137 120H139L140 122H137ZM159 120H161L160 122H157V121H159ZM203 120H204V122H205V124H207L208 126H206L204 123H200V122H203ZM210 122H209V121ZM252 120H254L255 121V123H253L254 121H251ZM21 121V122H20ZM61 121H63V122H61ZM79 121V125H78V122ZM84 121H87V122H90L89 123V125L92 127L91 129H90V127L88 126V123L87 122H84ZM93 123H92V122ZM191 121H192V123H191ZM199 121V122H198ZM218 121L220 122V123H222V124H225V121H226V123L227 122H229V123H227V124H230L231 123V125L230 126H232V130H235L234 129V127H235V125H237V126H239V125H245V127H246V125L247 126H250V127H244V126H241V127H237V129L238 130H236L237 132L239 131V129L241 128H244L243 130L244 131H246V129H247V132H249V131H251V132H249V136H250V134L251 135H253V136H257V133H255L254 132V130L256 131V132H258V130H259V128L260 127H262L260 130H259V132L261 133V134H258L259 136L260 135H262V136H258V137H249V136H247V137H249V139H246L245 137H246V135H245V133H244V136L245 137H243L242 135V133L239 131L238 133L237 132H235V134L232 132V135H230L229 134V132H231L232 130H231V127H227L226 125L224 126V125H222V124H220V123H218ZM239 121V122H238ZM249 121V122H248ZM20 122V123H19ZM104 122V123H103ZM112 122V123H111ZM180 122L183 124V125H188V127L187 128H183V127H181L180 125ZM206 122H209V123H206ZM213 124H212V123ZM216 122V123H215ZM246 122H248L247 124H245ZM17 123H18V125H17ZM23 123V124H24ZM69 123V122H68ZM96 123V125L94 126V124ZM124 123H125V127H126V125H127V128H126V132L123 130V129H125V127H124ZM131 123V124H132ZM155 123V124H154ZM156 123H157V125H156ZM233 123V124H232ZM236 123V124H235ZM257 123V124H256ZM6 124V125H5ZM105 124V125H104ZM110 126H109V125ZM152 124V125H151ZM160 124V125H159ZM191 124V125H190ZM215 124V125H214ZM218 124V125H217ZM220 124V125H219ZM235 124V125H234ZM239 124V125H238ZM256 124V125H255ZM13 126L14 125V127H10V126ZM63 125L65 126V127H63ZM75 125V126H74ZM77 125V126H76ZM100 125H102V126H100ZM107 125V126H106ZM144 125H146V126H144ZM148 125H150V126H148ZM167 125V126H166ZM168 125H172L171 127L170 126H168ZM201 125H204L205 127L204 128H207V130L205 129H203V130H201L200 128H202V126ZM213 125V126H212ZM258 125H259V128H257L258 127ZM6 126V127H5ZM8 126V127H7ZM31 126V127H30ZM36 126H38V127H36ZM105 126V127H104ZM109 126V128H107L106 129V127H108ZM122 126V127H121ZM133 126V127H132ZM136 126H138L137 128H135ZM219 126H220V128L222 129V127L221 126H224L223 127V129H228V130H230V131H224L223 129V132L224 133H226V132H228L227 134H226V136H229V138H231V136H232V141H236V140H238L239 141V139H241L242 140V144H244V145H242L241 144V142L239 141H237V142H233L232 143V146H229L228 144L229 143H231V142H227V140L228 141H231L230 139H225V136H224V134H223V132L220 130V128H219ZM252 126L254 127V128H256V129H253V131L251 130V128H252ZM17 127H20L19 129L20 130H22V131H20V132H23L24 134H26L25 136H24V134H22V133H20L19 131H18V129H17ZM100 127V128H99ZM115 127V128H114ZM159 127V128H158ZM160 127H162V129L164 130V132L160 129ZM166 127V128H165ZM172 127H174L175 129H178L179 128V130L181 129V131L177 134V136H176V130H174ZM177 127V128H176ZM186 127V126H185ZM194 127V128H193ZM219 128V131H217V132H214L215 131V129H212V128ZM23 128V129H22ZM25 128H26V130H28V131H26L25 130ZM33 128H35V129H37V131H35L36 132V134H38V136H36L37 137V139H39V140H37V141H35V139H36V137L34 136V134H35V132L33 131ZM79 128H81V129H79ZM93 128H95V129H93ZM106 131L107 130V134H106V132L105 131H103V129ZM112 128H114V129H111ZM121 128V130H119ZM140 128H142V129H140ZM192 128V129H191ZM8 129H11V131H9ZM15 129V131H13V134H12V136L10 137V136H7V134L9 135V134H11L10 132H12V130H14ZM16 129H17V131H16ZM89 129V130H88ZM128 129V130H127ZM137 129V130H136ZM149 129H151L150 131H149ZM187 129V130H186ZM190 130V132H188L189 130ZM199 129L201 130V131H199ZM210 129H212V130H210ZM248 129H250V130H248ZM9 131V133H4L3 134V132L4 131ZM46 130H48L49 132H50V134L46 131ZM54 130H56V133H54L55 131ZM88 130V131H87ZM166 130V131H165ZM170 130V131H169ZM178 130V131H179ZM242 130V132H244ZM261 130H263L262 132H261ZM33 131V132H32ZM69 131V132H68ZM118 131V132H117ZM124 132V133H126V135L125 134H123L122 132ZM129 131V132H128ZM133 131V132H132ZM15 132V133H14ZM26 132V133H25ZM28 132H31V133H29V134H27ZM71 132V133H70ZM72 132H74V133H72ZM81 132V133H80ZM83 132V133H82ZM91 132V133H90ZM100 132L102 133V136H101V134H100ZM108 132H110V133H108ZM112 132H116V134H114V133H112ZM119 132L120 133H122V134H119ZM128 132V133H127ZM132 132V133H131ZM172 132H175V133H173V134H175V136L172 134ZM182 132H183V135H181L182 134ZM207 132H210V133H208L207 134ZM213 134H212V133ZM220 132V133H219ZM222 132V133H221ZM258 132V133H259ZM40 133H42V135L44 136V137H47V135H49V137H48V139H50L51 137V139H50V141H52V139H53V142L52 143H49L50 141L47 139V138H44L43 136V138L42 137H40L39 138V135L41 136V134ZM46 133H48V134H46ZM78 133V134H77ZM104 133V134H103ZM112 133V134H111ZM192 133V134H191ZM199 133V134H198ZM200 133H202L203 135H205L204 137H202V134H200ZM215 133H217V134H215ZM240 133L242 134L241 136H240ZM6 134V135H5ZM14 134H19V136L20 137H14L13 135ZM22 134V135H21ZM46 136H45V135ZM68 134V135H67ZM82 134V135H81ZM94 134V135H93ZM212 134V135H211ZM238 135V137H237V135ZM248 134V133H247ZM56 137H55V136ZM73 135V136H72ZM75 135V136H74ZM85 135V136H84ZM87 135V136H86ZM97 135H98V137H97ZM120 135V137H119V139H118V136ZM134 135V136H133ZM135 135H137V136H135ZM141 135V136H140ZM163 135V136H162ZM187 135H190V136H188V138L186 137ZM235 137H234V136ZM27 136H29L27 139H26V137ZM30 136H32L31 138V142H30ZM122 136H124V139H123V137ZM133 136V137H132ZM183 136V137H182ZM192 136H193V138H192ZM195 136V137H194ZM211 136H214V138L213 137H211ZM220 136H222V137H220ZM53 137H55L56 138V140H54L55 138H53ZM58 137V138H57ZM73 137V138H72ZM85 137H88V138H85ZM89 137H91V138H89ZM114 137V138H113ZM132 137V138H131ZM136 137H139V138H137L136 140H134ZM174 137V138H173ZM205 137H210L211 139H208V138H205ZM234 137V138H233ZM12 138V139H11ZM22 138V139H21ZM42 138V139H41ZM76 138V139H75ZM84 138V139H83ZM95 138H96V140H95ZM98 138V139H97ZM102 138V139H101ZM148 138V139H147ZM175 139L176 138V142L174 141V142H172L173 141V139ZM180 138V139H179ZM205 138V139H208L207 141H205V139L203 140V139ZM219 138H222L221 139V141L219 140ZM246 140H245V139ZM14 139H16L17 141H15ZM28 139H29V141H28ZM41 139V140H40ZM44 139V140H43ZM68 139V140H67ZM74 140V142L73 141H71V140ZM80 139H81V141H80ZM91 139H94V141H91ZM114 141H113V140ZM121 139V140H120ZM128 139V140H127ZM145 139V140H144ZM172 139V140H171ZM188 139V140H187ZM189 139H191V140H189ZM263 141H262V140ZM20 140V141H19ZM21 140H23V141H21ZM48 140V141H47ZM66 140H67V142H66ZM85 141V143H84V141ZM97 140H99V141H97ZM101 140H104V141H101ZM118 140V141H117ZM122 140H123V142H122ZM154 140H155V142H154ZM168 140H170V143L168 142ZM181 140H183V142L181 141ZM215 140V141H214ZM217 140V141H216ZM1 141V140H0ZM5 141V142H6ZM15 141V142H14ZM39 141H42V142H39ZM47 141V142H46ZM80 141V142H79ZM96 141L98 142V143H96ZM146 141V142H145ZM193 141V142H192ZM214 143H212V142ZM245 141H247V142H250V143H247V145H245L246 143H245ZM251 141H252V143H251ZM260 141V142H259ZM16 142L18 143V144H20L21 142H23L22 144H20L21 145V148L22 147H24V148H22V151H20L21 150V148H20V145H18V144H16ZM20 142V143H19ZM24 142H27L28 144V146L24 143ZM65 142H66V147H65ZM70 142H72V143H70ZM83 142V143H82ZM102 142V143H101ZM105 142V143H104ZM107 142H109V143H107ZM168 142V143H167ZM178 142V143H177ZM186 142V143H185ZM189 142H190V144H189ZM201 142V143H200ZM221 142H223V144H221L220 145V143ZM225 142V143H224ZM259 142V143H258ZM14 143V144H13ZM54 143V145H55V143H57L58 145H56V147L55 148H57L56 150L54 149V147L51 145V146H49L50 144H53ZM71 145H70V144ZM76 143V144H75ZM110 143L112 144V145H110ZM147 143H151V144H147ZM156 144V145H154V144ZM159 143H161V144H159ZM173 143V144H172ZM176 143V144H175ZM191 143H193L195 146H196V148L193 146V147H190V145H191ZM196 143V144H195ZM210 143V144H209ZM238 143V144H237ZM255 143H257V144H255ZM261 143V144H260ZM49 144V145H48ZM68 144H69V147H68ZM90 146H88V145ZM101 144H103V145H101ZM142 144V145H141ZM159 146H158V145ZM168 146V148H167V146ZM192 144V145H193ZM212 144V145H211ZM227 144V145H226ZM240 144V145H239ZM249 144V145H248ZM250 144H254L256 147H255V149H254V146L253 147H249V146H251ZM141 145V146H140ZM170 145H172V146H170ZM185 145V146H184ZM204 145H207V147L206 146H204ZM208 145L211 147V149H208V148H210V147H208ZM215 145V146H214ZM226 145V146H225ZM231 145V144H230ZM133 146V147H132ZM162 146V147H161ZM169 146L171 147V149H172V147H173V150L171 151V149L169 148ZM190 147V149H189V147ZM198 146V147H197ZM213 146H214V148L216 149L217 147L219 148V150H218V148L216 149L217 150V153H216V150L213 148ZM224 146V147H223ZM239 146V147H238ZM241 146V147H240ZM248 146V147H247ZM26 147V148H25ZM50 147H52L51 149H50ZM122 147H124V148H122ZM158 147V148H157ZM174 147H177V148H179V149H181V150H179V149H177V148H174ZM182 147V148H181ZM202 147V148H201ZM204 147H205V149H204ZM223 147V148H222ZM235 147V148H234ZM237 147V148H236ZM245 147V148H244ZM258 147V148H257ZM260 147V148H259ZM11 149V150H9V149ZM19 148V149H18ZM71 148V149H70ZM88 148V149H87ZM129 148V149H128ZM150 148H152V149H150ZM193 150H192V149ZM226 149V151H228V152H226L225 151V149ZM242 148H244L245 149V151H246V148H247V150H248V148H249V150H251L249 153H248V151H243V153L240 151V150H243ZM53 149H54V151H53ZM81 151H80V150ZM100 149H102V150H100ZM105 149H106V151H105ZM123 149V150H122ZM144 149H146V150H144ZM157 151H156V150ZM161 149H163V150H161ZM168 149V150H167ZM170 149V150H169ZM185 149H187L184 153H182L183 152V150ZM195 149V150H194ZM260 151H259V150ZM13 150H15V151H13ZM18 150V151H17ZM151 150H153V151H151ZM159 150V151H158ZM191 150V151H190ZM204 150V151H203ZM212 150H214V151H212ZM224 150V151H223ZM240 152V154H239V152ZM254 150H256V151H254ZM259 152H261V150H262V152L261 153H259V155L258 156H256V153H258V151ZM7 151V152H8ZM20 151V152H19ZM55 151H58V152H55ZM61 151V152H60ZM71 151H73V152H71ZM95 151V152H94ZM112 151V152H111ZM124 153H123V152ZM136 151V152H135ZM145 151V152H144ZM155 151V152H154ZM165 151H167V152H169V154H167ZM182 151V152H181ZM29 152V151H28ZM77 152V153H76ZM79 152V153H78ZM96 152H98V154L96 153ZM108 152V153H107ZM160 152H162V153H160ZM164 152V153H163ZM170 152H172L171 154H170ZM195 152V153H194ZM214 152V153H213ZM221 152H224V153H221ZM238 152V153H237ZM53 153V154H54ZM70 153H72V155L70 154ZM75 153H76V155H75ZM81 153V154H80ZM92 153H93V155H92ZM120 153V154H119ZM143 153V154H142ZM152 153H159L160 155H162V154H164V155H162V156H156L155 154H152ZM190 154L188 157H187V154ZM212 153H213V155H212ZM226 153V154H225ZM236 153H237V155H236ZM242 153V154H241ZM245 153H246V155H245ZM253 153H255V154H253ZM83 154V155H82ZM86 154V155H85ZM88 154H90L91 155V157H90V155L88 156ZM175 155V156H173V155ZM184 154V155H183ZM185 154H186V156H185ZM209 154H210V156H212V157H210L209 156ZM215 154H216V156H215ZM228 154H230V155H228ZM233 154V155H232ZM238 154H239V156H238ZM248 154V155H247ZM70 155V156H69ZM79 155H81V156H79ZM104 155V156H103ZM117 155H119V156H121V158L120 157H118L117 158ZM131 155V156H130ZM158 155V154H157ZM195 156V157H193V156ZM206 155V156H205ZM221 155H223L222 157H221ZM227 155V156H226ZM262 155V156H263ZM67 156H69V158L67 157ZM72 156V159L70 158ZM144 156V157H143ZM165 156V157H164ZM170 156V157H169ZM180 156V157H179ZM184 156L186 157V158H184ZM205 156V157H204ZM255 156V157H254ZM261 156V158H263ZM61 157V158H62ZM104 157V158H103ZM108 157V158H107ZM130 159H129V158ZM155 157H157V158H155ZM164 157V158H163ZM177 157H179V158H181V159H179V158H177ZM196 157H197V159H196ZM251 157H252V159H251ZM38 157H35V159H37ZM64 158H62L63 160H64ZM67 158V159H66ZM120 158V159H119ZM161 160V161H158L159 159ZM173 158V159H172ZM222 160H221V159ZM258 158L257 159H255V161L256 160H258ZM141 159V160H140ZM183 159V160H182ZM186 159H188V160H186ZM211 159H213V160H211ZM218 159V160H217ZM146 160H147V162H146ZM181 160V161H180ZM185 160V161H184ZM207 160V161H206ZM225 160V161H224ZM261 160H263V159H261ZM70 161H68V162H70ZM184 161V162H183ZM190 161V162H189ZM192 161V162H191ZM215 161V162H214ZM220 161V162H219ZM66 162V161H65ZM67 162V163H68ZM136 164H134V163ZM219 162V163H218ZM212 163V164H211ZM221 163H223V164H221ZM69 164V163H68ZM133 164V165H132ZM124 165V167H126ZM132 165V166H131ZM222 165V166H221ZM121 166V167H122ZM123 168L122 167V169L125 171V173H128V171H129V168ZM20 183V182H19ZM18 182L16 183V184H14V185H16V188L15 189H13L12 191H7V190H1V188H0V190L2 191L1 193H0V203H2V204H0L2 207V209L0 208V220H1V222H0V238H1V240H3L4 238H5V242H4V240L3 241H1L0 240V262H1V264H5L4 263V261L6 260V261H8V264L10 263V264H15L16 263V261L15 260H17L16 258H19V259H26V261L25 260H23V261H25V262H23L24 264L25 263H31V264H55V262L57 263V261H59L58 263H61V264H64L65 262H66V264L68 263V264H100L99 262L101 261V264H125V263H123V262H127V264H134V262L135 263H137V264H144L145 262H149V264H154L155 262H156V259H158V260H161V261H157V262H161V264H174L175 262V260H176V263L175 264H178V262H179V264L181 263V262H183V261H185L186 260V262L185 263H187V260L189 261V258L191 259L190 260V262H189V264H219L218 262H220V264H234V263H236L237 264V262H238V264L240 263V264H252V262H253V264H264V260H262V259H264V258H261V257H264V255H262V253L264 252V247H263V249H262V251H260L261 250V242H264V229H262L263 227H264V219H261V220H263V221H260V222H262V223H260L259 225L260 226H258V225H256V224H253V222L256 220V216H255V214H250L249 215V218L251 219V217H254L255 219H254V221L252 222V221H248V222H244V224H242L243 222L242 221H240V219L237 217V213H235L234 214V216L233 215H231V218H229V216L227 217V218H225L224 220H228L227 222L225 221L224 222V220H222L221 219V221L219 220L221 217H222V215H221V213L222 212H225L224 211V209H222V210H219V208L220 207H216V208H214L216 205H214L211 209H215V212H216V214L215 215H213L215 218H207L208 217V215H209V212H212V210H210V211H208L207 209H209L212 205L211 204H209L208 202L209 201H207V200H205V199H203L201 202L200 201H198V199H197V201H198V204H199V206L197 207H194L192 204V206H193V208L194 209H199L200 208V210L198 211V212H194V210L192 211V209L190 208L191 206H190V204L188 205L187 203V206L186 205H184L185 204V202H183V205H182V207H181V205L180 204H177L178 202L179 203H181L180 201H178V202H175V201H173L172 203L173 204H168V206L169 205H172V206H170V207H168V208H166V207H164L162 210L161 209H159L158 208V210L159 211H161V213H162V211H163V213L165 214L166 212L168 213L167 214V216H165L163 213H162V215L163 216H160L161 214H159L158 216L159 217H157V216H155L156 214H153L154 212H156L155 211V208H156V210H157V207H154V209H153V211H151V212H153V213H151V212H149V210H148V212L149 213H145V212H147V210L145 211V209H146V207L148 206L149 207V209L151 208L152 209V207H151V205L153 204V205H155V204H157L156 202H158V203H160V201L162 200V198L160 197V196H158V195H155V197L153 196V198L154 199H152V202L151 203H149L150 205H148L147 204V202L145 203V200H143L142 199V197H141V195H140V193H141V191H139V190H137V192H135V193H137V194H135V196L137 197H135V199H132V197L131 198H125V199H123V200H121V202H124L125 204H121V202H119L118 200H117V202L115 201L116 199H114V200H111V202H110V199L109 198H105V201H104V198H102L101 199V195H97V194H95V193H89L87 196H88V198H87V196L84 198V200H82V207H83V209H82V207H81V209H80V211L77 209V210H74V211H79V214H81L80 216L81 217H79V214L77 213V216H78V218H77V216L75 215V212H73V211H64V213H62L63 211H61L62 210V207H58L57 208V210L59 209L60 211H61V213H60V211L58 210V214L57 213H55V215H56V217H55V215H54V211L51 213V214H53V215H48V214H44V216L45 215H47L48 217L46 218V216L44 217L45 219H47V220H44V221H46V222H48V221H51L50 223L48 222L47 224H48V226H47V224H45V223H43L44 221H41V220H43L44 218L43 217H40V218H43V219H38V217L40 216V215H38L37 214V216L35 217L34 216V213L38 210L37 208L39 207V205H37V203H32V204H30V205H28L27 203L26 204H22V203H25L24 201H26L28 198L27 197H25V196H20V193L18 192V191H20V190H22L23 189V186L21 185L20 186V184H22V183H20L19 184ZM13 185V186H14ZM21 187H22V189H21ZM18 189V190H17ZM139 191V192H138ZM19 193V194H17V193ZM21 193H23V190L22 191H20ZM24 192L26 193V190H24ZM19 196H16V194ZM3 194V195H2ZM14 196H13V195ZM95 195H97V196H95ZM138 195H140V196H138ZM167 195V194H166ZM5 196V197H4ZM7 196L9 197L10 196V198H7ZM12 196H13V199H11L12 198ZM169 196V194L166 196V197H168ZM1 197H4V198H1ZM14 197H16V198H20L21 197V199H20V206H19V204H18V206L16 207V203H19V200L17 201V202H15V200H14ZM138 197H140V199H138ZM164 198V199H167L166 201L168 202V198L170 199L171 197H168V198ZM24 198H25V200H24ZM95 200H94V199ZM134 198V197H133ZM157 198V199H156ZM158 198H161V199H158ZM9 199H11V200H13L12 201V203H14V204H9V202H11V200H9ZM130 199H132V200H130ZM163 199V200H164ZM208 199H210V198H208ZM3 200V201H2ZM17 200V199H16ZM106 200H108V202H106ZM135 200V201H134ZM137 200H139V202L137 201ZM141 200H143L144 201V203L143 204H141L140 203V201ZM157 200V201H156ZM162 200V201H163ZM171 200V199H170ZM200 200V199H199ZM205 200V201H204ZM87 201H93V203L92 202H90V203H88ZM103 201V202H102ZM113 201V202H112ZM142 201V202H143ZM156 201V202H155ZM165 201V202H166ZM197 201L195 200L194 202H196V203H193L194 205H196L197 204ZM210 201H211V199H210ZM8 202V203H7ZM102 203L101 205H105V206H107V207H104V205L103 206H99V203ZM115 202V203H114ZM207 204H206V203ZM228 202H230V199H228ZM6 203V204H5ZM87 203V204H86ZM39 204V203H38ZM96 206H95V205ZM106 204H108V205H106ZM113 204L115 205V206H113ZM117 204H118V206H117ZM139 204V205H138ZM160 204H163V202L162 203H160ZM212 204H214V203H212ZM8 205V206H7ZM11 205H15V209H12L11 207H13L14 208V206H11ZM23 205H28L27 206V208H31L32 209V207L34 208L35 206H37V208H35L36 210H33V211H31L32 213L30 214V212H27V213H29V214H24L23 213V211L24 212H26L24 209H25V206H23ZM121 205V206H120ZM122 205H124V206H126V209H125V207H123ZM158 205V204H157ZM173 205H174V207H173ZM207 205V206H206ZM210 205V206H209ZM22 206H23V211H22ZM85 206V207H84ZM89 208H88V207ZM92 206H94V207H92ZM109 206V207H108ZM129 206V207H128ZM156 206V205H155ZM161 206V205H160ZM177 206V207H176ZM190 206V207H189ZM201 206V207H200ZM204 206V207H203ZM209 206V207H208ZM3 207L5 208V209H3ZM10 207V208H9ZM21 208V209H19V208ZM111 207V208H110ZM121 207V208H120ZM132 207V208H131ZM139 207V208H138ZM145 207V208H144ZM148 207H147V209H148ZM172 207V208H171ZM203 207V208H202ZM207 207V209H206V211H205V208ZM21 210L22 212L21 213H23L22 215H24V216H22L21 215V213H20V211L18 210ZM87 208V209H86ZM101 210H100V209ZM102 208H105V209H102ZM110 208V209H109ZM137 208V209H136ZM142 208V209H141ZM178 210H177V209ZM189 209L188 210V213H186L187 212V210H185V209ZM202 208V209H201ZM244 208V207H243ZM30 209V210H31ZM43 209V207H41L38 211V213H40L41 212V210ZM96 209V210H95ZM125 209V210H124ZM129 209V210H128ZM140 209V210H139ZM150 209V210H151ZM175 209L178 211H175ZM184 211V213H185V215H186V217L184 216V218L182 217L183 216V214L184 213H182L183 211ZM190 209H191V211H192V215L193 216H190V213H191V211H190ZM217 209H218V212H217ZM65 210H66V208H65ZM82 210V211H81ZM83 210H84V212H83ZM104 210V211H103ZM137 210H139L140 211V213H138V211ZM143 210H144V213H143ZM158 210H157V212H158ZM169 210H172L171 212L169 211ZM174 210V211H173ZM181 210V211H180ZM205 212H204V211ZM242 210H243V213H245L246 212V210L245 209H241V210H239V213L238 214H240V211H241V214H242ZM11 211V212H10ZM13 211H18L17 212V215L19 216H17L16 215V212H13ZM27 211H29V209L27 210ZM87 211L88 212H91L90 214L89 213H87ZM95 211H98V212H95ZM111 211H113L114 213H116V215H114V213L113 212H111ZM116 211V212H115ZM117 211H118V214L120 213H122L123 215L121 216H118V214H117ZM121 211V212H120ZM133 211H136L135 213L133 212ZM164 211H166V212H164ZM204 212L205 214H200V212ZM208 211V212H207ZM245 211V212H244ZM5 212V213H4ZM68 214H67V213ZM69 212H73L74 213V216H73V214L72 213H70L69 214ZM81 212V213H80ZM83 212V213H82ZM110 212V215L109 214H107V217H108V215H109V218L107 219L105 216L106 215H104L103 213H109ZM156 212V213H157ZM175 212V213H174ZM180 212V215L179 214H177V213H179ZM193 212H194V214H193ZM2 213V214H1ZM12 213V214H11ZM18 213H20V214H18ZM66 213V215H65V219L63 218V216H64V214ZM87 213V214H86ZM95 215H94V214ZM113 215H112V214ZM127 213H131L130 214V216H129V214H128V216L126 217L125 216V214H127ZM142 213H143V215H142ZM158 213H160V212H158ZM173 213H174V215H173ZM197 213V214H196ZM5 214V216H3ZM11 214V215H10ZM14 214V215H13ZM59 214H61V215H59ZM101 214V215H100ZM141 214V215H140ZM145 214V215H144ZM147 214H148V216H147ZM149 214H151V215H149ZM152 214L154 215V216H152ZM171 214V216H169ZM175 214H177V215H179L180 217H175ZM213 214V213H212ZM7 215H8V217H7ZM25 215H27V217H29V218H31L32 216V220L31 219H29V218H27V217H25ZM30 215H32V216H30ZM73 218H71L70 216ZM88 215V216H87ZM93 215V216H92ZM100 215V216H99ZM131 215H132V217H131ZM133 215H137L136 216V219H135V216L133 217ZM140 217H139V216ZM196 215H198V216H196ZM201 215H202V217H201ZM205 215V216H204ZM219 215H221V216H219ZM226 215V214H225ZM11 216V217H10ZM41 216H43V214H41ZM57 216H58V218H59V216H61L60 218H61V220H63L62 222H60V224L61 223H64V226H63V229H61V226L63 225H59V221L58 220H60V218L57 220ZM83 216V217H82ZM85 216L88 218H85ZM99 216V217H98ZM124 216V217H123ZM143 216V217H142ZM173 216V217H172ZM188 216H190V217H192L191 219L188 217ZM197 217L198 219H201V218H203V216L205 217V221L204 220H200L201 221V224H199L200 223V221L199 220H194L193 218L194 217ZM93 217H94V219H93ZM95 217H97V218H95ZM123 217V218H122ZM130 217L132 218V219H130ZM147 217V218H146ZM150 217H151V221H150ZM167 217H169L170 219H166ZM195 217V218H196ZM217 217H219V218H217ZM13 218V219H12ZM26 218V219H25ZM37 218V219H36ZM54 218H56V219H54ZM66 218H68V219H66ZM89 218H91V220L89 219ZM149 218V219H148ZM157 218V219H156ZM160 218V219H159ZM163 218V219H162ZM233 218H238V219H234V222L232 221V219ZM28 219H29V221H30V224H31V226H30V224H28L29 223V221H28ZM50 219V220H49ZM54 219V220H53ZM70 219V220H69ZM110 219H111V221H110ZM119 220L120 222L118 223V221H116V220ZM123 219H125L124 221H123ZM139 219H141V220H139ZM188 219H190V220H192L191 221V224H190V220H189V222L188 221H186V220H188ZM210 220V225H206V224H208L209 222H207L208 220ZM253 219V218H252ZM258 219V218H257ZM12 220H14V221H12ZM35 220V221H34ZM56 220V223H54V221ZM68 220V223L69 222H72V224H71V227H70V225H67L68 223H65L64 221H67ZM73 220V221H72ZM74 220H76V221H74ZM82 220V221H81ZM93 220V221H92ZM96 220V221H95ZM103 220H105V221H103ZM129 221V222H127V221ZM144 220H146V221H144ZM165 220H167V221H165ZM178 220H180L179 222H178ZM182 220V221H181ZM212 220V221H211ZM230 220H231V222H230ZM12 221V222H11ZM26 221H28V222H26ZM34 221V222H33ZM86 221V222H85ZM87 221H90V222H87ZM114 221H116V223L114 222ZM133 221V222H132ZM152 221H154V223H155V221H156V224L157 223H164L165 222V226H162L161 224H157L156 226H155V224H153V222ZM188 222V223H186V222ZM197 222V224L195 223V222ZM215 221V222H214ZM238 222V224L236 225V222ZM2 222H4V223H2ZM15 223V224H11V223ZM31 222H33V224L31 223ZM36 222H38V223H36ZM53 222V223H52ZM100 224V223H102V225H99L98 223ZM124 222V223H123ZM177 223L178 224V226L176 227V226H174V223ZM193 222H194V224H196V225H194L193 224ZM199 222V223H198ZM213 224H212V223ZM228 222H229V224H228ZM249 222H251V224H253L252 226L250 225V223ZM18 223H23V224H21L20 226H21V229L22 230H20L19 229V227L20 226H16V225H19ZM80 223V225H78ZM87 223H89L88 225H86ZM92 223V224H91ZM95 223V224H94ZM103 223H104V225L105 224H107V225H103ZM148 223V224H147ZM151 223V224H150ZM175 223V225H177ZM219 223V225H221L222 223V226H223V228H221L222 226H219L218 227V224ZM6 224V225H5ZM26 226H25V225ZM43 224H45V225H43ZM54 224H56V226L54 225ZM57 224H58V226H57ZM91 224V225H90ZM97 224V225H96ZM123 224V225H122ZM124 224H126V225H124ZM129 224V226H128V229L129 230H127V228H126V230H125V227H127V225ZM141 224V225H140ZM144 226H143V225ZM166 224H167V226H166ZM184 224V225H183ZM188 224H190L189 225V228H188ZM195 226V227H197V225H199L197 228H195V227H193V225ZM202 224H205V225H202ZM228 224V225H227ZM246 224H247V226H248V224L250 225V227L248 226V227H246ZM13 227H12V226ZM16 227H15V226ZM29 225V226H28ZM33 225H34V227H33ZM40 225V226H39ZM74 225V226H73ZM81 225H83L82 226V228L80 229L79 228V226L81 227ZM95 225H96V227H95ZM111 225V226H110ZM139 225V226H138ZM159 225V226H158ZM169 225H171V226H169ZM181 225H182V229L183 230H185V232L184 233H189V235L192 237V238H189L190 240V242L188 241V235L186 236L187 237V240L185 241V239H181L182 237V235H184L185 236V234H183V232L181 233ZM224 225H226V226H224ZM238 225H242V227H244V228H238ZM254 225H255V227L256 226H258V228L256 229V228H253V230L255 231V230H257L258 231V233H257V231H256V233H254V231H252V227H254ZM261 225L263 226L261 229H260V227H261ZM43 226V227H42ZM46 226H47V229H45L46 228ZM67 226H69V228H67ZM72 226L73 227H76L75 229L74 228H72ZM78 226V227H77ZM117 226V227H116ZM135 226V227H134ZM136 226L137 227H141V228H137L136 229V231H135V229H133V228H136ZM192 227V230H193V233L196 231V230H199V234H201V237H204V238H201L200 237V235H198V234H196L197 236H194V234H192L191 233V231L192 230H190V228ZM205 226H206V229H205ZM215 226H217V227H215ZM230 226H233V227H231L230 228ZM24 227H25V229H24ZM26 227H28L29 228V230L31 231L32 230V232L30 233V231L27 233V231H28V229L26 228ZM45 227V228H44ZM55 227H57L56 229H55ZM60 227V228H59ZM91 227V228H90ZM104 227H106V228H104ZM115 227H116V229H115ZM123 227H124V229H123ZM130 227V228H129ZM144 229H143V228ZM148 227V228H147ZM151 227V228H150ZM153 227V228H152ZM157 227H159V228H161V227H163V228H161V229H158L157 231H155V232H153V230L155 229L156 230V228ZM168 227H172L171 229L170 228H168ZM174 227V228H173ZM176 227V228H175ZM240 227V226H239ZM35 228H37V229H39V230H37V229H35ZM78 228V229H77ZM119 228V229H118ZM186 228V229H185ZM194 228V229H193ZM207 228H208V230H207ZM209 228H210V230H209ZM223 229L222 231H224V232H222L221 230H220V233L222 234H220L221 236H219V231L218 230H216V229ZM228 228V229H227ZM246 228L249 230L248 232L247 231H245L244 233H243V231L244 230H246ZM51 229V230H50ZM65 229V230H64ZM146 229V230H145ZM176 229H178V230H176ZM179 229H180V232H178L179 231ZM196 229V230H195ZM203 229H204V231H206L205 232V234H204V231H203ZM227 229V230H226ZM231 230V232H230V230ZM232 229H233V231H234V233L232 232ZM234 229H236V231L234 230ZM244 229V230H243ZM250 229H251V231H250ZM14 230H16V232L14 231ZM35 230H36V232H39L40 233V231H41V233L39 234V233H36V235L34 234L35 233ZM59 230H61V231H59ZM65 231V233L67 234H65V233H63L64 231ZM172 230H174V232L172 231ZM212 230V231H211ZM214 230V231H213ZM218 231V232H216V231ZM242 230V231H241ZM261 230H263V231H261ZM20 231V232H19ZM23 231H25L26 233L25 234H23L24 232ZM34 231V232H33ZM44 231V232H43ZM52 231H55L56 232V234H60L59 236H57V238H55L56 236H54L53 237V235H55V234H53L52 235V233H55V232H52ZM57 231H59V232H57ZM158 231H160V233L158 232ZM237 231H239L238 233H240V234H238L237 233ZM19 232V233H18ZM49 232V233H48ZM60 232H62L63 234H61ZM70 232V233H69ZM80 233V235L77 237V236H75V235H78L79 233ZM84 234H82V233ZM101 232V233H100ZM105 232V233H104ZM116 232V233H115ZM134 232H136V233H134ZM148 232V233H147ZM159 233V235H158V233ZM164 232V233H163ZM172 233V234H169V233ZM200 232H202V233H200ZM215 234H214V233ZM229 232V233H228ZM252 232H253V234L254 235H261V232H263V235H261L262 236V238H263V240H262V238L261 237H255L254 235H247V234H252ZM260 232V233H259ZM3 233V234H2ZM11 233V234H10ZM46 233V234H45ZM73 233V234H72ZM76 233H78V234H76ZM90 233H92V234H90ZM97 233H98V235H97ZM106 233H108V234H106ZM114 233V234H113ZM118 233H119V236H120V238H118V239H116V237H119L118 236ZM143 233H145L144 235H143ZM152 235V236H150V234ZM162 233V234H161ZM177 233V235H174V234H176ZM196 233H198V231L196 232ZM223 233H225V234H223ZM13 234V235H12ZM17 236L16 238L15 237H12V236H15V235ZM19 234H20V236L21 235H23L22 237H19ZM27 234V235H26ZM28 234H30V236L28 237ZM34 235V236H38L37 237V239H36V237H34V236H32L31 237V235ZM41 234H43V236L45 237V238H48V239H44V240H41L40 238H42L43 236H41ZM48 234V235H47ZM49 234H51V235H49ZM75 234V235H74ZM93 234H94V236H93ZM102 234H104V235H102ZM111 236H110V235ZM128 234H131V235H133V236H130V235H128ZM147 234V235H146ZM178 234L180 235V237L181 238H179V236H178ZM204 236H203V235ZM212 234L213 235H215V237H216V235L218 234V237H219V239H215V237L213 236V238H211L210 239V235H211V237H212ZM4 236V238H2L3 236ZM7 235H9V236H7ZM46 235V236H45ZM62 235V236H61ZM70 235V237H68ZM106 235H108L107 237H106ZM123 235L124 236H127L126 238H129L128 240L127 239H123V238H125V237H123ZM154 235H156V236H154ZM164 235V237H162V236ZM231 235V236H230ZM234 235V236H233ZM238 235V238L236 237ZM241 235H242V237H241ZM245 235V236H244ZM11 236V238H8V237H10ZM49 236V237H48ZM84 236V237H83ZM87 236H89V237H87ZM101 236V237H100ZM105 236V237H104ZM116 236V237H115ZM136 236V237H135ZM148 236H150V237H148ZM183 236V237H184ZM223 236V237H222ZM225 236H227V237H225ZM33 239L34 238V240L32 241H26V242H24L25 244H26V246H24V244H23V241H25L27 238L28 239H31V238ZM43 237V238H44ZM64 237H66V238H64ZM91 237V238H90ZM94 237H95V239H94ZM113 237H115V238H113ZM130 237H133V238H130ZM137 237L139 238V239H137ZM148 237V238H147ZM161 237L162 238H164L163 240L161 239ZM197 237H199L198 239H197ZM218 237H216V238H218ZM221 237V238H220ZM224 237H225V240H223L224 239ZM231 238V239H228V241H227V238ZM233 237V238H232ZM20 239V242H22V243H20L18 240ZM24 238V239H23ZM42 238V239H43ZM50 238H52L53 240H50ZM55 238V239H54ZM74 238H77V240L76 241H74ZM109 238H112V239H109ZM134 238H136V239H134ZM141 238V239H140ZM153 239V241H151V240H149L151 243H149V241H147L148 242V245H147V242L145 241V240H143L142 241V239ZM155 238V239H154ZM157 238V239H156ZM185 238V237H184ZM193 238H195V239H193ZM236 238V239H235ZM12 240V241H10V240ZM16 239V240H15ZM35 239H36V242H35ZM39 239L41 240V241H39ZM92 239V240H91ZM121 239V240H120ZM175 239V240H174ZM184 242H182L181 240ZM194 240L193 242H191L192 240ZM223 240V242H222V240ZM239 239V240H238ZM241 239H243V241L241 240ZM259 239H261V241L259 240ZM7 240V241H6ZM47 241L48 240V243L47 242H44V241ZM104 242H103V241ZM109 240V241H108ZM134 240V241H133ZM155 240V241H154ZM200 242H199V241ZM215 240V241H214ZM216 240H218V241H216ZM234 240V241H233ZM251 240V241H250ZM258 240V241H257ZM53 241V242H52ZM71 241V242H70ZM102 241V242H101ZM120 241V242H119ZM124 241V242H123ZM140 241H142V242H140ZM156 241H157V243H156ZM160 241H161V244H160ZM175 241H176V244H174L175 243ZM197 241V242H196ZM206 241H208V242H206ZM220 241V242H219ZM224 241L226 242L227 241V243H224ZM242 241V242H244L245 243V241H248L247 242V245L246 246H244V244L243 245H240V242ZM255 241V242H254ZM260 241V242H259ZM10 242H12V243H10ZM54 242H56V243H54ZM73 242H75V243H73ZM115 242H117V243H115ZM123 244H122V243ZM155 242V243H154ZM158 242H159V244H158ZM166 242V243H165ZM177 242H182L183 244H181V243H179L180 245H178V243ZM206 243H208V244H206V247L207 246H209V247H211L210 249H207V248H209V247H207V248H205V244ZM231 243L232 244V246H230L231 244H229V243ZM239 242V243H238ZM251 242L255 245H253V244H251ZM32 243V244H31ZM44 243H46V244H44ZM69 243V244H68ZM71 243H73V244H71ZM111 243H113L112 245H111ZM143 243V244H142ZM146 243V244H145ZM162 243L164 244H166L167 246H164L163 245V247H160V245H162ZM168 243V244H167ZM172 243V244H171ZM186 243H189V244H186ZM198 243V244H197ZM200 243H203V245L201 246V244ZM209 243H210V245H209ZM218 243V244H217ZM221 243H222V245L224 244V245H226L225 247L224 246H222L221 245ZM237 243V244H236ZM250 245H249V244ZM256 243H260L259 244V247H258V244H257V246H256ZM18 244H19V246H18ZM20 244L22 245V246H20ZM35 244H38L39 246H37V245H35ZM56 244V245H55ZM59 244V245H58ZM60 244H61V246H62V248H60L61 246H60ZM63 244L65 245V246H69V248L68 247H66V248H63ZM68 244V245H67ZM105 244V245H104ZM116 244H117V247H115L116 246ZM186 244V245H185ZM192 244V245H191ZM199 244H200V246H199ZM211 244H213V245H211ZM220 244V245H219ZM41 245V246H40ZM53 245H55L56 247H54ZM74 245H77V246H74ZM97 245V246H96ZM99 245V246H98ZM101 245V246H100ZM120 245H121V247H120ZM172 245V246H171ZM176 245V246H175ZM182 245V246H181ZM183 245H185V246H183ZM187 245L189 246L187 249H188V251H187V249H186V247H187ZM240 245V246H239ZM252 245V246H251ZM10 246V247H9ZM12 246V247H11ZM58 246H59V248H58ZM64 246V247H65ZM107 246V248H105V247ZM114 247V251L112 252L111 250H109L111 247ZM124 246V247H123ZM125 246H126V248H125ZM137 246H139L140 248H137ZM144 248H143V247ZM147 246V247H146ZM156 246H158L159 248H160V250L156 247ZM168 246H170V248L168 247ZM175 246V247H174ZM180 246H181V248H180ZM193 247V248H190V247ZM204 246V247H203ZM216 246V247H215ZM241 246H242V248H243V250H245V251H243V254L241 253V257H243L244 259H241V257H240V259H238V260H236L237 258V254H236V252H242L241 251ZM72 249H74L75 247V250H71L72 252H70V251H68V250H70L71 248ZM93 247V248H92ZM172 247V248H171ZM180 249H178V248ZM219 247L220 248H225V249H221V252H220V249H219ZM231 247V248H230ZM239 247V248H238ZM251 247V248H250ZM255 247H257V251L255 250L256 248ZM4 250H3V249ZM5 248L7 249V252H6V250H5ZM14 248H16V249H14ZM21 248H24L23 250L21 249ZM28 250H27V249ZM48 248H50V249H52V250H50L51 252L49 253V250L47 251L49 254H47L45 251L48 249ZM58 248V249H57ZM83 248H86V249H83ZM122 248H124V249H122ZM130 248H135V252H132L131 250L132 249H130ZM155 248H157V249H155ZM162 248V249H161ZM166 250H164V249ZM182 248H184V252H183V254H182ZM204 250H203V249ZM231 250H230V249ZM247 250H246V249ZM250 248V249H249ZM260 248V249H259ZM14 250H17V251H15L16 253H19V254H17L16 255V253L14 252L13 253V251ZM26 249V250H25ZM30 249V250H29ZM34 249H36V250H34ZM40 251H39V250ZM56 249V250H55ZM61 249V250H60ZM63 249V250H62ZM88 249V250H87ZM92 249V250H91ZM111 249H113V248H111ZM122 249L124 252L122 253V251L120 252V250ZM125 249H127L126 251H125ZM130 249V250H129ZM136 249H137V252H136ZM140 249H141V253H144V252H142V251H147L146 252V255L147 256H145L144 257V259L143 260H145V261H141L142 260V257H141V255L143 256V254H141L140 255V253H139V251H140ZM142 249H144V250H142ZM149 249V250H148ZM174 249H176V250H174ZM190 249V250H189ZM199 249V250H198ZM205 249H207V251L205 250ZM228 249V250H227ZM236 249V251H234V252H231V253H229V251H232V250H235ZM9 250L11 251V253H8L9 252ZM22 250V251H21ZM39 252H38V251ZM45 250V251H44ZM87 250V251H86ZM98 250H100V251H98ZM168 250H170V251H172L171 253H170V251L168 252ZM187 252H186V251ZM203 250V251H202ZM208 250L210 251L211 250V252L210 253H212L213 251H215V252H213L212 253V257H211V261H210V258L208 257L209 256V254L207 255V256H205V254H207L206 252H208ZM19 251V252H18ZM23 251H24V254H23ZM28 252V254H25V252ZM42 251V252H41ZM54 251V252H53ZM57 251V252H56ZM59 251V252H58ZM61 251H64V252H61ZM66 251V252H65ZM68 251V252H67ZM78 251V252H77ZM81 251V252H80ZM93 251H95V252H93ZM105 253H103V252ZM107 251V252H106ZM130 251V252H129ZM163 251H164V254H163ZM191 251V252H190ZM196 251H198V252H196ZM202 251V252H201ZM248 251V252H247ZM254 251V252H253ZM261 252V254H260V252ZM4 252V253H3ZM21 252H22V255H20L21 254ZM26 252V253H27ZM30 252V253H29ZM32 252V253H31ZM86 252V253H85ZM132 252V253H131ZM150 252H152V253H150ZM166 252V253H165ZM177 252V253H176ZM194 252H195V254H194ZM205 254H204V253ZM216 252H218V253H216ZM225 252V253H224ZM226 252H228L227 254H226ZM245 252H247L248 253V255H249V252L251 253V257H249L247 254H245V256H244V253ZM2 253V254H1ZM8 253V254H7ZM34 253V254H33ZM57 253V254H56ZM58 253H60L59 255H58ZM62 253H63V255H62ZM73 253V254H72ZM82 253V254H81ZM93 253H94V255H93ZM97 253V254H96ZM148 253V254H147ZM174 253H176V255L174 256L173 254ZM178 253H179V255H178ZM193 253V254H192ZM221 253V254H220ZM223 253V254H222ZM253 253H256V255L257 256H254L255 254H253ZM258 253V254H257ZM4 254H7L8 255V257H7V255H4ZM51 254V255H50ZM68 254H70V255H68ZM72 254V255H71ZM120 255V258H118V256ZM121 254H122V256H121ZM131 254H135V255H137V254H139V255H137V256H134V257H136V259L134 260V258H133V260H132V256L133 255H131ZM156 254V258L154 257V255ZM186 256H185V255ZM190 254H192V256L190 255ZM198 254V255H197ZM252 254H253V256L255 257H253L252 256ZM32 255V256H31ZM48 255V256H47ZM56 257H55V256ZM64 255H67V256H65L64 257ZM74 255V256H73ZM106 255H108V256H106ZM111 255H112V257L114 256V260H112V257H111ZM128 255H130V256H128ZM144 255H145V253H144ZM169 255V256H168ZM203 255V256H202ZM211 255V254H210ZM235 255H236V257H235ZM4 256H5V258H4ZM13 256H14V259H13ZM17 256V257H16ZM28 256V257H27ZM61 256V257H60ZM68 256H71L70 258H68ZM93 256V257H92ZM117 256V257H116ZM148 256H150L149 258H148ZM171 256V257H170ZM189 256H191V257H189ZM221 256V257H220ZM259 256V257H258ZM16 257V258H15ZM21 257V258H20ZM22 257H24V258H22ZM27 257V258H26ZM30 257V258H29ZM33 257V258H32ZM45 257V258H44ZM58 257H59V259L60 260H58ZM82 257V258H81ZM84 257H85V259H84ZM90 257V258H89ZM92 257V258H91ZM107 258V259H105V258ZM128 257H130L131 258V261H129V260H127L126 258H128ZM137 257H140V258H137ZM154 258V259H152L153 261H154V263H152L153 261L151 260V258ZM192 257H194V258H196V259H194V258H192ZM198 257L200 258L201 257V259H199L198 260ZM215 257V258H214ZM218 257V259H220L221 261H219L218 259H216ZM249 257V258H248ZM37 258H39L38 260H37ZM50 259V261L52 262V263H47V261H45L44 259ZM63 258V259H62ZM78 258H81V259H78ZM89 258V259H88ZM101 258H103V259H101ZM160 258V259H159ZM174 259L175 258V260L173 261L174 263H172V260L170 261V260H168V259ZM203 258V259H202ZM254 258V259H253ZM4 259V260H3ZM11 259V260H10ZM17 260V262L19 263V264H23L22 262H20V260ZM29 259V260H28ZM34 259V260H33ZM55 259H57V260H55ZM72 259H74L73 261H72ZM83 259V260H82ZM105 259V260H104ZM110 259V260H109ZM118 259V260H117ZM138 259H140V260H138ZM149 259L151 260V261H149ZM167 260L166 262H165V260ZM179 259V260H178ZM193 259V260H192ZM215 259L217 260L216 262H215ZM252 259V260H251ZM3 260V261H2ZM13 260V261H12ZM27 260H28V262H27ZM41 260H44V261H41ZM55 260V261H54ZM66 260V261H65ZM77 260V261H76ZM79 260H81V261H79ZM86 260V261H85ZM88 260H91V262L90 261H88ZM112 260V261H111ZM136 260H138V261H136ZM148 260V261H147ZM164 260V261H163ZM206 262H209V263H206ZM228 260V261H227ZM245 261L246 260V262H244L243 263V261ZM248 260H251V261H249V263H247L248 262ZM261 260V261H260ZM33 261H35V262H33ZM38 261V262H37ZM65 261V262H64ZM94 261V262H93ZM97 261V262H96ZM104 261V262H103ZM117 261H119V263H117ZM122 261V262H121ZM129 261V262H128ZM140 261V262H139ZM170 261V262H169ZM193 261V262H192ZM196 261H200V262H196ZM214 261V262H213ZM227 261V263H225ZM236 261V262H235ZM259 261V262H258ZM13 262V263H12ZM43 262V263H42ZM108 262V263H107ZM116 262V263H115ZM156 262V263H157ZM163 262V263H162ZM196 262V263H195ZM203 262V263H202ZM18 263H16V264H18ZM147 263H145V264H147ZM155 263V264H156ZM158 263V264H159ZM184 263V262H183ZM182 263V264H183ZM188 264V263H187Z\"/></svg>", "mask_w": 264, "mask_h": 264}, {"label": "bare ground", "instance_id": "6f19581e", "mask_svg": "<svg viewBox=\"0 0 264 264\" xmlns=\"http://www.w3.org/2000/svg\"><path fill=\"white\" fill-rule=\"evenodd\" d=\"M0 1H2V0H0ZM8 3H7V5H4L2 8H0V14H3V15H5L7 12H9L10 13V17H8L7 19H6V21L5 22H7L6 24L5 23H3V20H2V23H3V25H5V28H6V26H8V28L9 27H12L13 29H14V31H16L15 33H14V31H12L13 32V34L15 35V34H17V36L15 35V37L17 38L18 37V35H20L19 37H21V40L22 41H19V43H20V47H16L17 45L15 44V43H18L17 41H18V39H19V37L17 38V41L15 40L16 38H14L13 36L14 35H12L11 37L12 38H10V39H8L9 41H13L12 39L14 38V40L16 41H13V43L15 44V47H14V44L13 43H9L8 42V40H7V42L9 43L8 45L10 46H12L13 45V47L11 48V47H9L6 43L7 42H4L6 45H3V42H2V45H3V47L2 48H0L1 49V53H3L4 51L6 52V51H8L9 52V55H10V53L13 51V49L14 50H17V49H19L18 51H24L25 49H27L28 50V47H30V46H32V47H35L33 50L35 51V49L36 48H38V43L39 42H41V40L43 39L42 38V36L43 35H47V37H48V39L50 40V41H54V40H56L57 41V39H55V33L56 32H59V31H61L62 30V25H63V27L65 26V24L64 23H62L63 22V20H65V19H63L62 17V19L63 20H61V19H59L60 18V14L58 15L57 13H55L56 11H58V10H60L61 11V9H63V11L62 12H66L67 14L66 15H68V16H74V15H76L75 16V18L78 20V23H77V21L74 23V20H73V23H71V24H67L66 23V26H65V28H63V32H64V30H66L65 32H66V34H67V27L70 29V30H68L69 31V33H71V34H67L66 36L64 35V37H65V39H63V40H67V42H69V40H73V42H74V44L75 45H77V42H75V36H77L79 39H80V37L79 36H81V33H83L84 35H85V32L87 31L88 32V34L86 35V37L85 36H83V37H81L82 39H85L86 38V40H87V37H89V35H90V39H91V41L90 42H92V41H94L95 43L98 41V39H97V41L95 40L96 39V36H101L102 34H106V33H109V32H111L110 34H108L109 35V37H108V35L106 36L107 38H109L110 39V41H106L107 40V38L106 37H104L103 35L101 36V38L102 37H104L103 39H105L106 38V40H103L102 42L104 43L103 45H101V40L99 41L100 42V44H98V43H96L97 44V46H98V49H100L99 47H101V49L102 48H104V49H106V47H103L104 45H106L107 46V48H110L111 46H113V47H111V48H114V50L115 51H117V48H118V46L120 45V43L122 42V41H124V38L127 36H129L133 31H131L132 29H134L133 27H132V29L131 30H129L130 28H131V26H133L132 25V23L134 22L133 20H137L138 19V16H137V18L135 19V15L134 14H132V13H125V9H124V11H123V9L121 8L120 9V11H117V13H115V15L114 14H112L113 15V17L111 18V17H108V16H106V17H108V18H110V19H108V18H106L105 17V19L107 20H105L104 19V17H101V16H97V14L96 15H93L94 14V12H98V11H94L93 12V14H90V13H88V12H85V11H83V9L81 8V6H83V5H81V4H79L80 3V1H79V3H77L76 4V8L74 7L73 8V6L72 5H69V3H70V0H67L68 2H66V1H62V3L63 2H66V6L65 7H61V6H58V8L59 9H54V11H53V9H52V11H51V4H53V3H56L57 1H59V0H49V3L46 1V0H44V1H46L45 2V4L43 5V6H41V8H40V6H38V9L36 8V6L37 5H34V6H32L34 3H32V4H29V3H31V1L30 2H28L27 1V3H26V1H25V3H24V5H21L20 7L18 6V4H16L15 3V0H6ZM22 1V0H21ZM77 1V0H76ZM88 1V0H87ZM92 1V0H91ZM94 2H95V0H93ZM121 1V0H120ZM133 1V0H132ZM136 1V0H135ZM156 1V0H155ZM181 1V0H180ZM179 1V2H180ZM184 1V0H183ZM188 1H190V0H188ZM197 0H195V2H196ZM220 1V0H219ZM222 1V0H221ZM220 1V2H221ZM226 1H228V0H225V2ZM236 1H238V0H236ZM236 1H235V3H236ZM240 1V3L242 4V5H248V10H245V12H247V11H249V9H251V8H249V5L253 8V10L256 12V14L255 15H253V16H248V15H246L247 17L246 18H244L243 16H239L240 17V22L238 21V20H236L237 18H239L238 16H237V18L234 20V19H232V20H234V21H238V23L236 24H234V25H232L233 27H232V29L233 30H225V28L224 27H226V22H228V21H225L226 19L223 17V12L221 11V9H218L217 11H221V12H217L216 11V8H217V6L213 3V0H209V2H207L206 3V5L203 3V2H201V4L203 3L204 5H205V8H204V14H202V15H210V17L212 16V19H214L215 21H220L221 19L224 21L223 23H225V24H223L224 25V27H223V25L221 26V24H222V22H220V26L218 25V27H216V26H214L213 24H214V21H213V23H211L213 26H211V25H209V26H205V20L206 19H204L203 21H205V22H203V23H201L200 21V17H191V18H189V21H187V19H183V18H185V17H183L182 19L183 20H186V21H184V22H187V24L189 23V24H193L194 22H199L200 24H198L197 26H195V25H193L194 27L192 28L193 29V31L190 29L191 27H192V25H188V26H191V27H189V29L193 32V34H198V36H195V38L194 39H192V38H190V40L192 39V40H196V37H199V34H201V33H203V32H208L207 34H209V36H211V37H209V38H211V39H216L217 37H220V35L222 34L223 35V37H221V39L222 38H224L225 36H227L226 38L228 39V35H231L232 36V39H234V40H236V42H240L239 44H241V42H243L244 43V47H251V46H258V47H262L263 49H264V37H262L263 35H264V0H257V1H253V0H239ZM19 2V1H18ZM33 2V1H32ZM112 2V1H111ZM122 2V1H121ZM140 3H141V1H139ZM138 2V3H139ZM175 2V1H174ZM216 2H218V1H216ZM223 2V1H222ZM229 2H232V4H233V1H229ZM40 3H42V2H40ZM59 3V2H58ZM68 3V4H67ZM88 3V2H87ZM92 3V2H91ZM108 3H110V2H108ZM116 3V2H115ZM139 3V4H140ZM172 3H173V1H172ZM176 3V2H175ZM190 3V2H189ZM192 3V2H191ZM190 3V4H191ZM194 3V2H193ZM1 4V3H0ZM22 4H23V1H22ZM64 4V3H63ZM62 4V5H63ZM93 4V3H92ZM96 4V3H95ZM102 4V3H101ZM122 4V3H121ZM133 4V3H132ZM201 4H199V5H201ZM202 4V5H203ZM54 5V4H53ZM91 4H89V6H90ZM96 5H98V4H96ZM104 5V4H103ZM102 5V6H103ZM106 5V4H105ZM125 4L123 3V6H124ZM136 5V4H135ZM135 5H132V6H135ZM168 5V4H167ZM171 5V4H170ZM193 5V4H192ZM197 5H198V3H197ZM196 5V6H197ZM221 5V7H223L222 6V4H220ZM225 5V4H224ZM229 5H230V3H229ZM238 5V4H237ZM236 5V6H237ZM240 5V4H239ZM238 5V6H239ZM241 5V6H242ZM2 6V5H1ZM94 7H95V5H93ZM101 5L100 6H97L98 8L100 7H102ZM116 6V5H115ZM120 7H121V5H119ZM118 6V7H119ZM122 6V7H123ZM155 6V5H154ZM194 6H195V4H194ZM216 6V7H215ZM227 6V5H226ZM84 7H86V6H84ZM105 7V6H104ZM113 7H114V5H113ZM126 7V6H125ZM124 7V8H125ZM127 7L129 8L130 7V5H127ZM127 7H126V9H127ZM139 7V6H138ZM168 7V6H167ZM174 7H176L175 5H174ZM220 7V8H221ZM228 7V6H227ZM232 8L233 9V11H234V9L235 8H233L234 6H229V8ZM243 7V6H242ZM106 9L107 8H109V7H105ZM104 8V9H105ZM161 8V7H160ZM236 8H239L240 10L242 9V8H240V7H236ZM104 9H103V12H104ZM113 9V8H112ZM139 9V8H138ZM146 9V8H145ZM176 9H178V8H176ZM194 9V11H195V8H193ZM227 9V8H226ZM243 9H246V8H243ZM50 10V11H49ZM115 9H113L112 10V12L114 11ZM117 10V9H116ZM143 10H144V8H143ZM153 9H151V11H152ZM178 10H180V12H181V10H182V8L181 9H178ZM183 10H185L184 8H183ZM182 10V11H183ZM188 10V9H187ZM192 10V9H191ZM224 10V12L226 13V11H225V8L223 9ZM239 10V12H241ZM253 10H250V11H253ZM60 11H58V13H60ZM106 11V10H105ZM123 11V12H122ZM140 11L142 12V7H141V9H140ZM146 11V10H145ZM168 11H170V7H169V9H168ZM189 11H190V9H189ZM200 11V10H199ZM229 11H230V9H229ZM233 11H232V13H233ZM244 11V10H243ZM242 11V12H243ZM253 11V12H254ZM2 12H6L5 14L4 13H2ZM102 12V11H101ZM153 12V11H152ZM159 12V11H158ZM196 12V11H195ZM235 12V11H234ZM245 12H244V15H245ZM98 13H100V12H98ZM154 13H155V11H154ZM184 13V12H183ZM61 14H65V13H61ZM102 14V13H101ZM104 14V13H103ZM108 14V13H107ZM106 14V15H107ZM140 15H144L143 13H139ZM156 14H158L157 12L155 13V14H152V15H156ZM190 14H192V13H190ZM201 14V13H200ZM200 14H199V16H200ZM230 14V13H229ZM241 14V13H240ZM7 15V14H6ZM65 15V17H68V16H66ZM227 15V14H226ZM233 15V14H232ZM235 16H236V14H234ZM238 15V14H237ZM153 16V17H154ZM163 16V15H162ZM171 16V15H170ZM173 16L176 18V17H178L179 15H178V13H176V11H173ZM72 17H70V19L72 18ZM141 17V21L140 20H138V21H140L141 22V24H140V26L143 24V26L144 27H146V28H144V31L142 32V33H140L139 34V32H141V31H139L140 29H141V27H139L140 29H137L136 28V30L137 31H139L137 34H138V38H145L146 40H147V38L149 37L148 35H152V36H150V37H154L155 36V38L157 37L156 35H155V33H157V32H155V31H158V30H161V29H158V27H160V23L158 24L159 26L157 27V25H156V23H155V25L153 24L155 21H157V19H155V21L154 22H152V23H150L151 22V20L149 21L148 20V18L147 17H144V16H140ZM156 17V16H155ZM157 17H159L160 19L162 18L161 17V15L159 16V15H157ZM173 17V18H174ZM187 17H189V16H186V18ZM205 17V16H204ZM228 17H230V16H228ZM1 18V17H0ZM6 18V17H5ZM4 17H3V19H5ZM74 18V19H75ZM169 17H164L163 16V22L165 23L164 24V26L167 24L166 22H170V21H166L165 22V20L166 19H168ZM174 18V19H175ZM201 18H202V16H201ZM231 18H234V17H231ZM69 19V18H68ZM159 19V21H161ZM170 19V18H169ZM173 19V20H174ZM181 19V20H182ZM1 20H0V25H2L1 24ZM9 20V21H8ZM171 20V19H170ZM176 20H178V19H176ZM183 20L180 22V23H182L183 22ZM221 20V21H222ZM231 20V21H232ZM242 20H244V21H242ZM66 22H67V18H66V20H65ZM71 21H72V19H71ZM153 21V20H152ZM175 21V20H174ZM193 21V22H192ZM207 21H209V20H207ZM211 21V20H210ZM209 21V22H210ZM107 22V23H106ZM158 22V21H157ZM172 22V21H171ZM183 22V23H184ZM192 22V23H191ZM233 22V21H232ZM84 24V25H86V26H89V28L87 27L86 28V26H85V31L83 30L84 28V25H82V30H81V28L79 29V25L78 24ZM106 23V24H105ZM137 24H138V22H136ZM162 23V22H161ZM179 23V22H178ZM217 23V22H216ZM215 23V24H216ZM229 23H230V21H229ZM130 24H131V26H130ZM133 24H135V22L133 23ZM136 24V25H137ZM150 24H153V26H155V27H153V26H151ZM169 24V23H168ZM172 25H173V23H171ZM175 24V23H174ZM184 24H186V23H184ZM68 25V26H67ZM78 25V26H77ZM81 25H80V27H81ZM139 25V24H138ZM138 25L137 26H135V27H138ZM161 25H163V24H161ZM172 25H170V27H174V25L172 26ZM177 25V24H176ZM175 25V27L173 28L174 30L176 29V27H177V29H179V27L178 26H176ZM228 25H230V24H228ZM70 26V27H69ZM72 26V27H71ZM169 26L167 27L166 26V29H164L163 31H165V30H167L168 28H170ZM187 27V26H186ZM185 27V28H186ZM221 27V28H220ZM230 27V26H229ZM0 28H3V26L2 27H0ZM11 28V29H12ZM156 28V29H155ZM161 28H163V27H161ZM188 28V27H187ZM86 29H89V31L88 30H86ZM158 29V30H157ZM173 29H172V31L171 32H169L168 30V32H166L167 33V35L168 34H170V35H172V33H176V31L174 32L173 31ZM183 29H184V25H183V27L181 26V30L183 31ZM223 29V30H222ZM230 29V28H229ZM81 30V31H80ZM155 30V31H154ZM170 30H171V28H170ZM180 30V31H181ZM187 30V29H186ZM18 31H19V34H18ZM31 31H33V32H31ZM72 31V32H71ZM182 31H181V33H182ZM190 31V32H191ZM2 32V34H6V32H4V30H0V33ZM4 32V33H3ZM62 32V33H63ZM86 32V33H87ZM155 32V33H154ZM179 32V30L177 31V33ZM185 31H183V33H184ZM187 32H188V30H187ZM227 32V33H226ZM9 33H11V31L9 32V30L7 31V34L9 35ZM61 33V32H60ZM134 33V32H133ZM153 33H154V36H153ZM177 33H176V35H177ZM6 34V35H7ZM112 34V35H111ZM129 34V35H128ZM137 34H135V35H133L132 34V36L135 38L136 37V35ZM158 34V33H157ZM187 34V33H186ZM186 34H184V35H186ZM227 34V35H226ZM174 35V34H173ZM179 35V34H178ZM187 35H192V34H187ZM2 36H4V35H2ZM2 36H0V41H5L3 38H2ZM132 36H130L132 39H133V37ZM160 36V35H159ZM206 36V35H205ZM5 37V36H4ZM7 37V36H6ZM43 37H46V36H43ZM147 37V38H146ZM165 38H166V35L164 36ZM163 37V40H159L158 39V41H159V43H160V45L163 43V45L165 44V38ZM186 37L187 36H185V39H186ZM213 37V38H212ZM230 37V36H229ZM8 38V37H7ZM54 38V39H53ZM97 38H99L100 39V37H97ZM129 38V37H128ZM131 38H129L130 40H131ZM154 38V39H155ZM158 38V37H157ZM175 38V37H174ZM173 38V39H174ZM176 38H177V36H176ZM178 38H179V36H178ZM182 38V37H181ZM184 38V37H183ZM205 38V37H204ZM208 38V39H209ZM51 39H53V40H51ZM108 39V40H109ZM127 39V38H126ZM126 39H125V41H126ZM128 39V40H129ZM136 40H137V37L135 38ZM180 39V38H179ZM189 39V38H188ZM220 38H218L217 40H219ZM225 39V38H224ZM224 39H222V40H224ZM20 40V39H19ZM62 40V41H63ZM139 40V39H138ZM137 40V41H138ZM145 40V42L146 43H149L150 42V40L149 41H146ZM156 40V42H157V39H155ZM45 41H47L46 39H44V42ZM56 41H54V42H49V41H47V42H49L48 43V45H49V47H53L52 48V50H54V49H56V47H59V46H57V45H60V44H58ZM65 41H63L62 43H65ZM106 41V42H105ZM131 41H135L134 39L133 40H131ZM181 41V40H180ZM200 41H201V39H200ZM209 41H211V40H209ZM216 41V40H215ZM215 41H213V44H214V42ZM230 38H229V41H227V42H229L228 44H226V46L228 45V46H231L232 45V43L230 44ZM66 42V43H67ZM72 42V43H73ZM109 42V43H108ZM166 42H168L169 43V40L168 41H166ZM188 42H189V40H188ZM192 42V41H191ZM191 42H189V43H191ZM195 42H197V41H195ZM195 42H194V44H195ZM203 41H201V43H202ZM205 42V41H204ZM202 43V45L203 44H205V43ZM208 41L206 40V43H207ZM212 42V41H211ZM210 42V43H211ZM220 42H221V40H220ZM1 43V42H0ZM19 43H18V45H19ZM59 43H61L60 41H59ZM87 43H88V45H92L93 44V42H92V44L91 43H89L88 41H87ZM94 43V44H95ZM131 42L129 41V43L128 44H130ZM187 43V42H186ZM189 43H187V44H189ZM216 43H217V41H216ZM225 43H226V41H225ZM21 44L23 45V46H21ZM36 44V45H35ZM39 44H41V43H39ZM45 44V43H44ZM44 44H41V45H44ZM78 44H81L80 45V47H78L79 49H81V47L83 46V45H85L86 44V42L85 43H82V42H80V43H78ZM83 44V45H82ZM96 44L95 45H93V46H95L96 48H97V46H96ZM107 44H109L110 45V47H108V45ZM144 44V43H143ZM150 44V43H149ZM171 44V43H170ZM175 44V43H174ZM199 45V43H196V45ZM218 44V43H217ZM29 45V46H28ZM41 45H40V47H41ZM71 44H69V46H70ZM162 45V46H163ZM169 45V44H168ZM176 45V44H175ZM201 45V46H202ZM207 45V44H206ZM210 45H212V44H210ZM209 45V46H210ZM221 45V43H219V46ZM222 45H224L225 46V44H222ZM242 45V44H241ZM4 46H6V49L4 48ZM27 48H26V47ZM37 46V47H36ZM68 46V45H67ZM122 46H125V45H121V47L120 48H123L122 50H125L124 49V47H122ZM128 45H126L125 47L127 48L126 50H128V47H127ZM162 46H159L160 48H162ZM165 46V45H164ZM163 46V47H164ZM208 46V45H207ZM213 46V45H212ZM215 46V45H214ZM213 46V47H214ZM7 47H9L8 49H7ZM23 47V48H22ZM25 47V48H24ZM55 47V48H54ZM64 47H66V46H64ZM73 47V46H72ZM72 47H68V48H71L72 49ZM76 47V46H75ZM74 47V48H75ZM115 47H117V48H115ZM130 47H131V45H130ZM129 47V48H130ZM146 47V46H145ZM182 47H185L184 45H180V48L182 49ZM190 47V46H189ZM192 47V48H191ZM190 47V49H193V51H196L195 50V48L197 49V50H199L198 49V47H193V46H191ZM205 46H203V48H204ZM211 47V46H210ZM210 47H207V49L206 50H208ZM233 47L234 46H232V49H233ZM235 47L236 48H238V45H236L235 44ZM244 47H242V48H244ZM247 48L246 49V51L248 50V49H250V48ZM258 47H254L255 48V50H257L258 49ZM11 48V49H10ZM15 48H17V49H15ZM21 48V49H20ZM42 48V47H41ZM77 48V47H76ZM83 48V47H82ZM85 48L87 49V46L85 47L84 46V50H85ZM151 48H152V46H151ZM201 48V47H200ZM221 48V46L220 47H217L216 48V46L214 47V48H212V50H213V52H211L212 54L214 53V51H216V50H214V49H220ZM229 48V47H228ZM2 49L4 50L3 52H2ZM40 49V48H39ZM50 49V48H49ZM48 49V50H49ZM89 49V48H88ZM95 49V48H94ZM131 49H133V47H131ZM131 49H129V50H131ZM136 49V48H135ZM158 49V48H157ZM205 49V48H204ZM211 49V48H210ZM210 49L208 50V51H210ZM230 49V48H229ZM239 49H240V47H239ZM12 50V51H11ZM27 50H25V52H24V55H26L25 53L27 52ZM36 50H38V49H36ZM42 50H43V48H42ZM82 50V49H81ZM81 50H80V52H81ZM83 50V51H84ZM107 50V49H106ZM109 50V49H108ZM107 50V51H108ZM111 50V49H110ZM113 50V49H112ZM121 50V51H122ZM162 50V49H161ZM164 50V49H163ZM185 51H186V48L184 49ZM183 49L181 50V52L182 53H184L185 54V51H184ZM236 50L238 51V49H234L233 51H235V53H236ZM244 50V49H243ZM251 50H253L252 48H251ZM251 50H250V52H251ZM11 51V52H10ZM18 51H17V53H18ZM57 51H59V50H57ZM89 51V50H88ZM87 51V52H88ZM132 51V50H131ZM133 51H135V50H133ZM133 51L130 53V54H132L133 53ZM151 51H152V49H151ZM204 51V50H203ZM219 51V50H218ZM223 49H222V52H220L219 51V53H221V55L223 54ZM230 51V50H229ZM245 51V52H246ZM260 51H262V49L260 50ZM259 51V52H260ZM4 52V53H5ZM14 52V51H13ZM36 52V51H35ZM34 52V53H35ZM62 52V51H61ZM64 52H66V56H68V54H70L69 53V51H64ZM79 51H76V53H78ZM87 52H85V53H87ZM92 52H93V49H92ZM97 52V51H96ZM103 52V51H102ZM178 52L179 51H177V54H178ZM187 52V51H186ZM189 52V51H188ZM192 51L190 50V53H191ZM227 52H228V49H227ZM232 52V51H231ZM231 52H229L228 53V55L231 53ZM238 52H240V51H238ZM236 53V54H231V55H237L240 59H241V55L243 56V53L241 54V55H239V53ZM244 52V51H243ZM250 52H248V53H245V54H249ZM258 52V53H259ZM263 52V51H262ZM16 52H14L13 54H15ZM20 53H22V52H20ZM20 53H18V54H20ZM34 53H31L32 55H30L31 56V59H32V57H33V54ZM38 53V54H37ZM36 54H34V56L35 55H39V53H42V51H40L39 52V50H38V52H37ZM75 54V52H72V54ZM89 53H90V51H89ZM99 53V52H98ZM107 53V52H106ZM108 53H111V52H108ZM116 53V52H115ZM114 53V54H115ZM153 54L155 53V51L154 52H152ZM151 53V54H152ZM194 53V52H193ZM199 53H201V52H199ZM199 53H198V51H197V54L199 55ZM203 53V52H202ZM205 53V52H204ZM218 53V52H217ZM226 53V51L224 52V54ZM255 53V52H254ZM249 54L248 56L249 57H251V56H253V55H257V53H255V54ZM12 54V53H11ZM12 54V56H14ZM53 54H54V52H53ZM52 54V55H53ZM57 53L55 52V54L54 55H56ZM62 54V53H61ZM73 54V55H74ZM80 54H82V56H84L83 57V59H85V60H89V59H91V58H86L85 57V55L83 54V53H80ZM97 54V53H96ZM117 54V53H116ZM115 54V57L117 56ZM161 54H164V53H161ZM206 54V53H205ZM227 54V53H226ZM4 55V54H3ZM2 54H1V56H3ZM7 54L5 53V56H6ZM8 55V56H9ZM17 55V54H16ZM22 55H23V53H22ZM53 55V56H54ZM60 54H57V56H59ZM62 55H64V54H62ZM71 55V54H70ZM75 55H78L79 56V53L78 54H75ZM108 55V54H107ZM133 55V54H132ZM131 55V56H132ZM155 55V57H156V53L154 54ZM196 55V54H195ZM202 55V58L205 56V55H203V54H201ZM251 55V56H250ZM259 55H260V53H259ZM1 56H0V63L1 62H5V63H1L2 65H3V67H5V65H6V63H8V62H6V58L5 57H3V58H1ZM11 56V55H10ZM28 55H26L25 56V58L27 57ZM86 56H88V54L86 55ZM90 56H91V54H90ZM97 56L98 57H96V59H98L99 61H100V59H99V57L101 56V54H100V56H99V54H97ZM102 56H105L104 54L102 55ZM102 56H101V62H103L102 60H104L103 58H105L106 60H109L108 58H110L111 56L113 57V55L111 54V56L109 57L108 56V58H107V56H105V57H103L102 58ZM120 56V55H119ZM123 56H126V54L125 55H123ZM122 56V57H123ZM130 56V55H129ZM153 56V55H152ZM151 56V57H152ZM158 56V55H157ZM175 56V55H174ZM182 56V55H181ZM236 56V57H237ZM24 57V56H23ZM38 57V56H37ZM72 57V56H71ZM70 57V58H71ZM77 57V56H76ZM89 57V56H88ZM111 57V58H112ZM115 57H113V58H115ZM120 58V59H123V58ZM133 57V56H132ZM134 57H135V55H134ZM154 57V58H155ZM163 57V56H162ZM167 56H165L164 55V58H166ZM176 57V56H175ZM179 57V56H178ZM183 57H185V56H183ZM182 57V59H184ZM201 56L199 55V57L198 58H200ZM209 57V56H208ZM214 57V56H213ZM216 58H217V55L215 56ZM214 57V58H215ZM218 57H220V55L218 54ZM229 58H230V56H228ZM228 57H226L227 59H229ZM254 57V56H253ZM255 57H257V56H255ZM10 58V57H9ZM56 58V57H55ZM78 58V57H77ZM95 57H93V59H94ZM110 58V59H111ZM112 58V60H119V58H115V59H113ZM126 58V57H125ZM124 58V59H125ZM159 58V57H158ZM169 58V57H168ZM195 58V57H194ZM206 58V57H205ZM210 58V57H209ZM225 58V57H224ZM243 59H244V57H242ZM246 58V57H245ZM252 58V57H251ZM258 58H262V56L261 57H258ZM257 58V59H258ZM8 59V58H7ZM54 59V58H53ZM59 59H60V57H59ZM68 59V58H67ZM130 59V60H129ZM129 59L127 58V59H125V60H129L128 61V64H129V62L131 61H134V59H132V58H130L129 57ZM132 59V60H131ZM135 59H137V58H135ZM140 59V58H139ZM167 59V58H166ZM165 59V60H166ZM177 59V62H181L180 61V59H178V58H176ZM181 59V60H182ZM185 59H186V57H185ZM189 59H190V57L189 58H187V62L185 61V63H188L189 62ZM195 59H197V58H195ZM195 59H193V61L195 62ZM222 60V56H221V58H218V59H216V61H212V62H219L220 60ZM226 59V60H227ZM247 59V58H246ZM246 59H244V65H245V61H246ZM255 59V58H254ZM263 60H264V58H262ZM261 59V60H262ZM27 60H28V57H27ZM55 60V59H54ZM64 60V59H63ZM62 60V61H63ZM65 60H66V58H65ZM112 60H109V61H112ZM125 60H120L121 62L123 61H125ZM141 60V59H140ZM139 60V61H140ZM142 60H144V59H142ZM145 60H147V62L146 63H150L149 62V59H145ZM152 60H154L155 61V59H152ZM151 60V61H152ZM169 60V59H168ZM168 60H166L167 62H168ZM179 60V61H178ZM191 60H192V58H191ZM215 60V59H214ZM219 60V61H218ZM225 59H224V61H222V62H224L225 63V61H226ZM233 60H236V58L235 59H233ZM232 59H230L229 61H227V62H232L233 61ZM248 61H249V59H247ZM251 60V59H250ZM8 61V60H7ZM26 61V60H25ZM56 61V60H55ZM55 61L53 62L54 64H56L57 63V65L59 64L58 62H56L55 63ZM79 61V60H78ZM98 61V62H99ZM154 61H152V62H154ZM157 61V60H156ZM155 61V62H156ZM159 61V60H158ZM170 61V60H169ZM176 61V60H175ZM184 61V60H183ZM204 62H205V60H203ZM210 60H208V62H209ZM238 61H239V59H238ZM248 61H246V63L248 62ZM252 61H253V58H252ZM37 62V61H36ZM36 62H32L31 61V63L33 64V63H36ZM47 62V61H46ZM76 62H77V60H76ZM80 62H81V59H80ZM80 62H77V63H79V66H81V64H82V66L84 65V63H82L81 62V64H80ZM84 62V61H83ZM92 62V61H91ZM108 61H105V64L107 63ZM118 62V61H117ZM122 62V63H123ZM145 62V61H144ZM143 61H142V63H144ZM163 61L161 60V62L159 61V62H157V64L158 63H162ZM165 62V61H164ZM163 62V63H164ZM172 62H174V61H172ZM172 62H170V63H172ZM191 62V65L193 64V66H195V64L196 65H198L199 66V64L198 63H200V62H192V61H190ZM221 62V61H220ZM219 62V63H220ZM257 62V61H256ZM10 63H11V61H10ZM48 63V62H47ZM51 64H49V66L51 65L52 66V62H50ZM77 63H76V65H77ZM96 63H97V60H96ZM119 63V62H118ZM206 64H207V62H205ZM213 63V64H214ZM233 63H237V62H232V63H229L230 65H233ZM239 63V62H238ZM252 63V62H251ZM253 63H254V61H253ZM252 63V64H253ZM9 64V63H8ZM22 64V63H21ZM26 64V63H25ZM61 64V63H60ZM86 64V63H85ZM108 64V63H107ZM110 64V63H109ZM112 64V63H111ZM157 64H154V65H157ZM165 65H167L168 63H164ZM182 64V63H181ZM208 64H210V62L208 63ZM250 66H248L249 68V70H247V68L246 69H244V66L243 67H241V68H243L244 70H247L248 72V76H249V74L251 73L250 71V69H252L253 67H251V64H250V61H249V63H248ZM247 64V65H248ZM255 64V63H254ZM261 64H263V63H261ZM11 65V64H10ZM15 65V64H14ZM46 65V64H45ZM64 64L62 63V66H63ZM65 65L67 66L68 64H66L65 63ZM71 65H73L72 63H71ZM90 65V64H89ZM115 65L117 66V64L115 63ZM119 65V64H118ZM138 65H140V64H138ZM149 65V64H148ZM183 65V64H182ZM190 65V66H191ZM216 65V64H215ZM214 65V66H215ZM220 65H222L221 63H220ZM228 65V64H227ZM238 65V64H237ZM16 66V65H15ZM82 66H81V68H82ZM106 66V65H105ZM150 66V65H149ZM148 66V67H149ZM152 66V65H151ZM213 66V65H212ZM234 66V65H233ZM240 66V65H239ZM242 66V65H241ZM260 65H256V67L258 68ZM263 66H264V64H263ZM1 67V66H0ZM24 67V69L26 68L25 66H23ZM60 67V66H59ZM89 67V66H88ZM91 67V68H90ZM89 67V70L92 72H94V70H92V69H94L92 66H90ZM109 67V66H108ZM140 67V66H139ZM142 68H145L146 70H147V68H146V66L145 67H143V66H141ZM183 67V66H182ZM197 67V66H196ZM195 67V68H196ZM202 67V66H201ZM205 67V66H204ZM209 68H210V66H208ZM207 67V68H208ZM220 67V66H219ZM219 67H215L216 69H214L213 67H211L212 68V70L214 71L215 70V72L214 73H216V72H219V71H221V72H219L217 75L219 76V74H220V77H218L217 76V78H222L221 77V75H223L225 72H224V70L223 69H221V67H220V70L218 71L217 70V68H219ZM232 67V66H231ZM16 68V67H15ZM18 68V67H17ZM21 68V67H20ZM57 68V67H56ZM68 68H70V66H68ZM71 68H73V67H71ZM83 68H86V66L84 65L83 66ZM82 68V69H83ZM114 69H115V67H113ZM124 68V67H123ZM122 68V70H124ZM190 68V67H189ZM188 68V69H189ZM193 68V67H192ZM195 68H193L194 70H195ZM206 68V69H207ZM222 68H227V67H222ZM229 68V67H228ZM228 68L226 69V70H228ZM233 68V67H232ZM231 68V70H233ZM240 68V67H239ZM238 68V69H239ZM255 68V67H254ZM253 68V69H254ZM257 68H255V69H257ZM260 68V67H259ZM262 68V67H261ZM264 68V67H263ZM3 69V68H2ZM12 69V68H11ZM61 69V68H60ZM95 69H97V68H95ZM104 69V68H103ZM102 69V67H101V70H103ZM109 72L112 70V68H110L109 67ZM119 69V68H118ZM131 69V68H130ZM130 69L128 70V71H130ZM199 69H200V66H199ZM238 69H236V72H237V70ZM35 70V69H34ZM50 70H51V68H50ZM58 70V69H57ZM89 70H86L87 72L89 71ZM100 73H102V72H105V71H100V69L98 68L97 69ZM105 70H107L108 71V69L106 68ZM116 70H117V67H116ZM121 70V69H120ZM127 70V69H126ZM143 70V69H142ZM180 70V69H179ZM182 70V69H181ZM192 69H189V71H191ZM193 70V71H194ZM212 70H210L209 69V72L210 71H212ZM217 70V71H216ZM225 70V71H226ZM230 70V71H231ZM241 70V69H240ZM4 71V70H3ZM13 71V70H12ZM22 71H23V69H22ZM28 71V70H27ZM26 71V72H27ZM54 71H56V70H54ZM97 71V72H98ZM106 71V72H107ZM140 71V70H139ZM159 71V70H158ZM166 71V70H165ZM165 71H163V72H165ZM170 71V70H169ZM175 71H177V70H175ZM199 71V70H198ZM202 71V70H201ZM212 71V72H213ZM230 71H228V72H230ZM263 71V70H262ZM25 72V74H27ZM36 72V71H35ZM37 72L38 73H40L41 71H39V70H37ZM46 72H48V71H45V74L43 73V74H41V75H45V76H51V74H52V76L55 74H53V72L50 74L49 72V74L50 75H47L46 74ZM66 72H68V70L66 71ZM74 73H76L77 75H78V73H77V71H73ZM96 72V71H95ZM145 72H147V71H145ZM151 72H155V71H151ZM162 72V73H163ZM180 72H182V71H180ZM184 72V71H183ZM206 72V70L204 71V73ZM222 72H224V73H222ZM227 72V73H228ZM239 72V71H238ZM237 72V73H238ZM242 72H244V71H242ZM241 71L239 72V74H241L242 73ZM250 72V73H249ZM256 72V71H255ZM258 73H259V71H257ZM256 72V73H257ZM9 73V72H8ZM83 73V72H82ZM90 72H88V73H86V74H89ZM120 73H122V71H120ZM124 73V72H123ZM137 73V72H136ZM143 73V72H142ZM141 73V74H142ZM162 73L160 74V75H162ZM170 74H172L171 72H169ZM177 73H179L178 71H177ZM192 73V72H191ZM190 72H188V74L185 72V78L184 79H186V77L188 76V75H190V76H192V74H191ZM195 73V74H194ZM193 73V75L195 76V75H199L200 73L198 72V74H196L197 72H194ZM246 73V72H245ZM252 73H254V71L252 72ZM251 73V74H252ZM256 73H254V74H256ZM257 73V74H258ZM4 74V75H3ZM10 74V73H9ZM24 74V75H25ZM36 74V76H37V73H35ZM68 74V73H67ZM81 74V73H80ZM84 74V73H83ZM97 74V73H96ZM92 75L93 77H95L94 78V80L95 79H97L96 77H100L99 75L97 76V75ZM109 74V73H108ZM140 74V73H139ZM144 74H146V73H144ZM144 74H143V76H144ZM148 74H151L152 75V73H150V71H149V73H147V75ZM157 74V73H156ZM164 74V73H163ZM166 74V73H165ZM164 74V75H165ZM202 74L203 73H201L200 75L202 76ZM208 74H211V72L210 73H208ZM243 74V73H242ZM256 74V75H257ZM260 74V73H259ZM264 74V72L262 73V75ZM0 75H3L4 77H6V74L5 73H2V74H0ZM12 76H13V74H11ZM19 75V74H18ZM39 75V74H38ZM57 75L59 76L60 74H58L57 73ZM63 74H61V77H64L65 78V76H66V74H64L63 76H62ZM101 75V74H100ZM104 75V74H103ZM154 75H155V73H154ZM159 75V76H160ZM174 75V72H173V74H172V76ZM199 75V78H201V76ZM205 75V74H204ZM229 75V74H228ZM245 75V74H244ZM261 75V74H260ZM261 75V76H262ZM58 76H57V78H54V79H56V80H58L59 78H58ZM70 76V75H69ZM71 76H73V75H71ZM82 76H84V75H82ZM89 76V75H88ZM92 76H90L91 77V79H93V77ZM102 76V75H101ZM105 77H106V75H104ZM108 76V75H107ZM142 76V75H141ZM175 76V75H174ZM177 76V75H176ZM181 76H184V74H182ZM180 76V77H181ZM206 76V75H205ZM210 77H212L211 75H209ZM254 76V75H253ZM42 77V76H41ZM60 77V76H59ZM78 77V76H77ZM80 77H81V75H80ZM136 77H138L137 75H136ZM165 77H166V75H165ZM178 78H179V74H178V76H177ZM189 77V76H188ZM197 77V76H196ZM204 76H202V78H203ZM224 77H226V76H224ZM263 77V76H262ZM10 78L12 79V77L9 75V78H8V80H10ZM14 78V77H13ZM74 78H75V76H74ZM89 78V77H88ZM108 78V80H109V78H112V76L110 77H106V79ZM122 78V77H121ZM147 78V77H146ZM159 78V77H158ZM164 78V77H163ZM167 78V77H166ZM193 78V77H192ZM191 78V80H194V79H192ZM198 78V77H197ZM201 78V79H202ZM207 78V77H206ZM206 78H204V79H206ZM209 78V77H208ZM215 77L213 76L212 77V80L214 79ZM215 79V82H217L216 80H218V82L219 81H221V80H219V79ZM231 78V77H230ZM233 78V77H232ZM264 78V77H263ZM15 79V78H14ZM19 79V78H18ZM24 79V78H23ZM47 79V78H46ZM45 79V80H46ZM53 79V80H54ZM61 80H62V78H60ZM71 79V78H70ZM78 79V78H77ZM79 79H83V78H79ZM90 79V78H89ZM102 79V78H101ZM127 79V78H126ZM125 79V80H126ZM155 79V78H154ZM160 79L161 78H159L158 80H156L157 82H156V84L158 83L159 84V82H160ZM189 79H190V77H189ZM201 79H199V80H201ZM210 79V78H209ZM208 79V80H209ZM238 79H241V78H238ZM252 79V78H251ZM251 79H250V81H251ZM7 80V81H8ZM39 80H41V79H39ZM38 80V81H39ZM49 80H51V79H49ZM60 80V82L62 83H58L59 85H58V87H59V90L62 92V94L63 93H66V90H67V88H69V89H72L73 88V86L74 85H72V82L69 80V77H68V75H67V77L65 78V80L64 81H61ZM93 80V81H94ZM97 80H99L100 81V79H97ZM96 80V81H97ZM107 80V81H108ZM119 80H121V79H119ZM164 80H167V79H164ZM176 80H178V79H176ZM188 80V79H187ZM230 80V79H229ZM234 80H236V77H235V79ZM231 81V82H234L235 83V81ZM257 80V79H256ZM254 81V83L255 82H257V81ZM261 80V79H260ZM7 81L6 82H4V83H2L1 82V84H3V86H5L6 84H7ZM128 81H129V79H127L125 82L123 81V79H122V81H119V83L121 84L122 82V84L124 85L126 82L128 83ZM138 80H136V84L138 83V85H142L141 86V88L143 87V85H144V83L143 82H145V81H143V80H140V81H143L142 83L143 84H140L139 82H137ZM148 81V80H147ZM155 81V80H154ZM159 81V82H158ZM179 81H180V78H179ZM182 81H185V80H182ZM198 81V80H197ZM197 81H195V83H197L198 84V82ZM206 81V80H205ZM214 81V80H213ZM223 81V80H222ZM221 81V82H222ZM224 81H225V78H224ZM239 81V80H238ZM241 81V80H240ZM35 82V81H34ZM42 81H40V83H41ZM58 82V81H57ZM56 82V83H57ZM92 82V81H91ZM101 82H102V80H101ZM118 82V81H117ZM149 82V83H148ZM147 83L148 84H150L151 83V81H148ZM171 82V81H170ZM191 82V81H190ZM193 82V85L192 86H195L196 87V85H194V81H192ZM208 82H211V81H208ZM220 82V83H221ZM230 82V81H229ZM259 82V81H258ZM262 82V81H261ZM6 83V84H5ZM9 83V82H8ZM44 83H45V81H44ZM50 85H49V87L51 86V81L50 82H48ZM55 83V84H56ZM85 84L87 83V84H89L90 85V83L89 82H84ZM93 83V82H92ZM146 83V82H145ZM175 83V82H174ZM174 83L173 84H171V85H173L174 86ZM179 82H177V84H178ZM203 82H201V81H199V84L198 85H200L201 84V87L203 88V84H202ZM226 83V82H225ZM239 83V82H238ZM237 83V84H238ZM241 83V82H240ZM242 83H243V81H242ZM245 83V82H244ZM254 83L252 82L251 83V85L253 84L254 85ZM263 83V82H262ZM5 84V85H4ZM15 85L14 86H16V87H18L19 86V84H18V86L16 85V83H14ZM22 84V83H21ZM20 84V85H21ZM35 84H36V82H35ZM39 84V83H38ZM43 84V83H42ZM53 84V83H52ZM77 84V83H76ZM80 84V83H79ZM82 84L83 83H81L80 85L82 86ZM94 85H95V83H93ZM99 84V83H98ZM98 84H96L95 86H97L98 87V89H100L99 88V85ZM121 84V86H123ZM134 84V83H133ZM156 84L155 83H153L152 82V84H150L149 85V87H148V85H146L148 88H151L152 87V85H154V86H156ZM161 84V83H160ZM180 85L182 84V83H179ZM178 84V85H179ZM190 84V83H189ZM192 84V83H191ZM191 84L188 86L187 85V87H190L191 86ZM222 84V83H221ZM236 84V85H237ZM256 84V83H255ZM12 85H13V83H12ZM12 85H10V83H9V85L7 84V86H8V88L11 86V87H13ZM37 85V84H36ZM36 85H32L34 88H36V89H38V88H41V87H38V86H36ZM41 84H39V86H40ZM45 85L46 84H44V86L42 87L43 89L42 90H46V88H45ZM80 85H79V87H80ZM94 85H91V86H94ZM117 85H118V83H117ZM180 85L178 86V88H182V87H180ZM197 85V86H198ZM218 85V84H217ZM213 86V89L214 90H216V87H217V91H218V93H219V91H223V89L225 90V88H222L223 86L225 87V86H227V85H220L221 87L220 88H222V90L220 89V88H218V86ZM243 85V84H242ZM250 85V84H249ZM252 85V86H253ZM257 85H259V84H257ZM6 86V87H7ZM22 86L23 85H21V86H19V87H21L20 89L22 90ZM47 86H48V84H47ZM75 86H78V85H75ZM74 86V88L76 89V88H78V87H75ZM90 86V87H91ZM103 87V86H105L104 84H100V87ZM107 86H109V85H107ZM120 86V85H119ZM137 86V85H136ZM135 86V87H136ZM176 86V85H175ZM205 87L204 88H206V86H207V84L206 85H204ZM210 86V85H209ZM211 86V87H212ZM229 86V85H228ZM233 86V85H232ZM255 86V85H254ZM23 87H25V86H23ZM102 87H101V90H102ZM163 87H164V85H163ZM186 87V86H185ZM201 87H199L198 89L199 90H196V88H192V90L190 89L189 91H190V94H191V91H193L194 89H195V92L197 91V92H200V89H201ZM211 87H209V89H211ZM230 87H231V85H230ZM229 87V88H230ZM237 87V86H236ZM3 88V87H2ZM14 88V87H13ZM53 88V87H52ZM73 88V89H74ZM81 88V87H80ZM104 88V87H103ZM109 88V87H108ZM112 88L113 87H110L109 89L110 90H112ZM139 88V87H138ZM153 88V87H152ZM173 88H175V89H178V88H176V87H173ZM172 87H171V89H173ZM191 88V87H190ZM204 88L201 90V91H203L204 90ZM227 89H229L228 87H226ZM232 88V87H231ZM15 89V88H14ZM17 90V91H21V90ZM36 89H34V90H36ZM72 89V90H73ZM79 89V88H78ZM93 90L94 89H96V88H92ZM105 89V88H104ZM103 89V90H104ZM122 89V88H121ZM121 89H117V90H119V92L120 93H123V91L126 89L127 90V88L125 87V89H124V87H123V90L121 91ZM136 89V88H135ZM155 89V88H154ZM184 89V88H183ZM236 89H238V88H236ZM253 88H251V90H252ZM254 89H255V92H254V94L256 93V92H258V91H256V89H257V87L255 88L254 87ZM263 89H264V87H263ZM9 90V89H8ZM77 90V89H76ZM79 90H82V89H79ZM78 90V91H79ZM85 90H88V89H85ZM91 90V89H90ZM110 90H106V91H110ZM133 90V89H132ZM138 90V92L140 91V92H144V90H139V89H137ZM157 90H160L159 89V87H157ZM214 90H212L211 89V91L213 92ZM262 90V89H261ZM10 91V90H9ZM11 91H14V90H11ZM16 91V90H15ZM14 91V92H15ZM47 91V90H46ZM69 91L70 90H68V93H69ZM95 91V90H94ZM113 91V90H112ZM149 90H146L145 91V93H143V94H146V93H149L150 92V95H151V93H153V91L151 92V90L148 92ZM163 91V93L165 92V90L163 89L162 90ZM176 91H178V94L180 95V94H184V92H180V90L178 89V90H176ZM184 91V90H183ZM211 91H208L209 93L211 92ZM217 91H215L216 92V95H214L213 93V95L214 96H217V98H216V100L218 99V94H217ZM228 91V90H227ZM226 91V92H227ZM230 91H231V93H232V90L230 89L229 91H228V93L230 94ZM234 91H235V89H233V93H232V95L234 94ZM240 91V90H239ZM244 91H245V89H244ZM243 91V92H244ZM248 91V90H247ZM246 91V92H247ZM249 91H250V89H249ZM262 91H264V90H262ZM4 92V91H3ZM39 92H41V90L39 91ZM71 93L73 92H75L74 94H78L75 90H73V91H70ZM80 92H84V94H85V92L86 91H84V90H82V91H80ZM93 93V91H88L86 94H90V93ZM98 92H100V91H98ZM97 92V90L94 92V93H98ZM103 92V91H102ZM102 92H100L99 94H101ZM132 92V91H131ZM133 92H135V90L133 91ZM137 92V91H136ZM135 92V93H136ZM155 92V91H154ZM167 92V91H166ZM180 92V93H179ZM194 92V91H193ZM214 92V93H215ZM221 92H220V95H221ZM246 92H244V93H246ZM260 92V91H259ZM5 93V92H4ZM21 94H23V92H20ZM25 93V92H24ZM70 93V95H68V96H71V95H73V94H71ZM103 93H105V91L103 92ZM102 93V94H103ZM160 93H162V92H160ZM162 93V94H163ZM170 93H172V92H170ZM202 93V92H201ZM200 93V94H201ZM224 92H222V94H223ZM236 93V92H235ZM248 93H250V92H248ZM252 93V92H251ZM264 93V92H263ZM44 94V93H43ZM52 94H53V92L51 93V96H52ZM83 94V95H84ZM111 94H113V93H111ZM139 94H141V93H139ZM157 94H159V91H158V93ZM173 94V93H172ZM172 94H169V91H168V95H172ZM174 94H176L177 95V93H175L174 92ZM187 94V93H186ZM195 94H197V93H195ZM199 94V93H198ZM203 94V93H202ZM225 94L227 95V93H224L223 94V98H222V95H221V97H219V99L222 101V99H226L229 95H227V97L226 98H224V96H225ZM238 94H239V92H238ZM236 95V94H234L233 96L234 97H236V96H240V95ZM28 95V94H27ZM53 95H56V94H53ZM125 95V94H124ZM153 95H155L154 93H153ZM152 95V96H153ZM164 95H166V93L164 94ZM164 95H162V96H164ZM179 95L177 96V97H179ZM208 94H204V95H202V96H193V93L191 94V97H194L195 99H196V97H199V99H201L203 102L206 100H210V99H213V96H212V98H210L209 96H207ZM249 95H251V94H249ZM259 95H261V92H260V94ZM1 96V95H0ZM5 96V95H4ZM26 96V95H25ZM68 96H67V98H68ZM84 96H86V95H84ZM88 97H90L89 95H87ZM86 96V97H87ZM95 97H96V95H94ZM100 96H102V95H100ZM104 94H103V98L101 97L100 99H98V100H101V99H103V101L101 100V101H99V102H102V103H105V102H107V100L109 99V97L108 98H104ZM108 96H109V94H108ZM140 96H142V95H140ZM146 96H147V94H146ZM161 96V95H160ZM160 96H158V98L160 97ZM174 96V98H175V95H173ZM185 95H183V96H181L180 95V97H183L182 99H186L189 95H187V97H184ZM203 96H206V98L207 99H205V97H204V100L202 99V97ZM3 99H4V97L3 96H1ZM27 98H28V96H26ZM99 97V96H98ZM106 97V96H105ZM136 97H138V94L136 95ZM135 97V101L137 100H140L139 98L137 99ZM238 97H236L237 99H239ZM255 97V96H254ZM37 98H41V97H37ZM53 98V97H52ZM55 98V97H54ZM62 98H64V100L65 101H67L65 98L66 97H62ZM74 98V97H73ZM111 98H113V97H111ZM116 98V97H115ZM132 98V97H131ZM161 98V97H160ZM166 98V97H165ZM189 99H190V97H188ZM193 98V99H194ZM236 98H231L230 97V99L231 100H229V98H228V102L229 101H231L232 103L236 100ZM241 98V97H240ZM243 98H244V96H243ZM246 98V97H245ZM253 98V97H252ZM257 98V97H256ZM255 98V99H256ZM260 98H264V97H260ZM43 99H45L44 98V96H43ZM56 99V98H55ZM84 99V98H83ZM92 99V98H91ZM104 99L106 100V101H104ZM147 99V98H146ZM150 99V98H149ZM153 99V98H152ZM151 99V100H152ZM155 99H157V97L156 98H154V100ZM199 99L198 100H195L196 101V103L199 101ZM215 99V98H214ZM213 99V100H214ZM234 99V100H233ZM255 99H253V101H252V106L254 105V107H256V109L258 110V107H257V105L255 106ZM258 99V98H257ZM15 100H17V99H15ZM41 101H42V99H40ZM47 100V99H46ZM49 100L50 101H48V102H51L52 101V99L51 98H49ZM60 100V99H59ZM63 100V101H64ZM69 98H68V102H69ZM71 100H73V99H71ZM76 100H78V99H76ZM76 100H74L75 102H77ZM92 100H94V103H96L97 105H99V102L97 103L96 102V100L95 99H92ZM113 100V99H112ZM143 100H145V99H143ZM148 100V99H147ZM147 100H145V101H147ZM153 100V101H154ZM157 100H159V99H157ZM162 99H160L159 101H161ZM201 100H200V103H201ZM215 100V102H216V104H218L219 106V108L220 107H222L220 104L222 103H220L219 104V102H217ZM219 100V101H220ZM251 100V99H250ZM264 100V99H263ZM39 101V100H38ZM54 101V100H53ZM55 101H57V100H55ZM87 102H88V100H86ZM91 101V100H90ZM118 101H120L119 99H118ZM133 101H134V99H133ZM134 101V102H135ZM141 102H144V101H142V98H141V100H140ZM148 101H150V100H148ZM170 101V100H169ZM175 101H176V103H175ZM191 100H187V102H190ZM223 101H225V100H223ZM256 101H258V100H256ZM260 101V100H259ZM2 102V101H1ZM29 101H27V103H28ZM46 102V101H45ZM47 102V103H48ZM57 102H59V101H57ZM61 102V101H60ZM72 102V104H76V103H73V101H70V103ZM85 102V101H84ZM110 102V101H109ZM141 102H139V103H141ZM157 102L158 101H156V104H153V105H158L157 104ZM184 102H186V100L184 101ZM230 102V103H231ZM243 102V101H242ZM251 102V101H250ZM261 102V101H260ZM263 102V101H262ZM10 103V102H9ZM12 103V102H11ZM15 103V102H14ZM46 103V104H47ZM78 104L79 103H83V102H79V100H78V102H77ZM92 103V102H91ZM90 103V104H91ZM93 103V104H94ZM108 103V102H107ZM121 103V102H120ZM130 103V102H129ZM148 103V102H147ZM164 104V106H163V104ZM162 103H160V104H162L160 107H162L163 106V108H166V106L167 105H165V104H168V102L165 100L164 102H162ZM170 103V102H169ZM208 103H210V102H208ZM213 104H215L214 102H212ZM241 103V102H240ZM259 102H257V104H258ZM56 104V103H55ZM64 104H68V103H64ZM110 104H111V102H110ZM115 104H118V102L117 103H115ZM122 104H123V102H122ZM131 104H132V102H131ZM137 105H138V103H136ZM144 104V103H143ZM142 103H141V108H142V105H143ZM145 104H146V102H145ZM159 104V105H160ZM173 104L175 105V104H177V108L179 107V109H185V108H183V106L181 107V106H178V105H180L179 104V99H178V103H177V100H173L172 99V104L170 103V105H172V109H171V113L170 112H167L166 110V112L169 114H172V110H173ZM186 104H188V103H186ZM202 105H206L207 103L205 102V104H203V103H201ZM211 104V103H210ZM235 104H237V102L235 103ZM234 104V105H235ZM248 104H249V102H248ZM263 105H264V103H262ZM50 105H52V104H50ZM60 105V104H59ZM83 105V104H82ZM95 105V104H94ZM107 105V104H106ZM121 105V104H120ZM140 105V104H139ZM152 105V106H153ZM158 105V106H159ZM183 105V104H182ZM188 105H191V104H188ZM187 105V106H188ZM194 105H196V104H194ZM208 105V107H211L209 104H207ZM207 105L205 106V108H207ZM227 105V104H226ZM230 105H232V104H230ZM258 105H261V103L260 104H258ZM10 106H11V104H10ZM15 106V105H14ZM13 105H12V108L14 107ZM85 106H87L86 104H85ZM110 106V105H109ZM116 106V105H115ZM118 106V105H117ZM123 106V105H122ZM144 106V105H143ZM151 106V105H150ZM149 106V107H150ZM197 106H200V105H197ZM216 106V105H215ZM20 107V106H19ZM52 107V106H51ZM118 107H120V106H118ZM132 107V106H131ZM130 107V108H131ZM137 107V106H136ZM135 106H134V108L133 109H135L136 108ZM140 107V106H139ZM139 107H137L136 109H138V110H136V111H140L139 109ZM191 107V106H190ZM224 107H225V105H224ZM227 107H229V104H228V106H226V108ZM262 107V106H261ZM12 108H10V109H12ZM36 108H39V105H38V107L36 106ZM42 108H43V106H42ZM44 108H45V106H44ZM57 108V107H56ZM55 108V109H56ZM66 108V107H65ZM85 108V107H84ZM87 108H89V107H87ZM86 108V109H87ZM96 108V107H95ZM103 108H104V110L107 108V107H105V106H103ZM115 107H113V109H114ZM129 108V109H130ZM132 108L130 109L131 111H132V116H135L136 115V113H134L133 112V110H132ZM145 108H146V105H145ZM162 108V109H163ZM176 108V109H177ZM188 108V112L191 110V108L189 109V106L187 107ZM193 108H195V106H193ZM200 108H203L202 110H204V107H200ZM212 108V107H211ZM215 107L213 106V109H206L207 111H209L210 112V114L209 115H211V116H214V115H212V113L213 114H215V116L214 117H216V112L214 113V112H212V110H214L215 111V109H214ZM219 108H216V110L217 109H219ZM235 107H233V109H234ZM251 108H253V107H251ZM250 108V109H251ZM17 109H20V108H17ZM23 109V108H22ZM25 109V113H31L32 112V110H29L28 112L26 111V110H28V109H26V108H24ZM23 109V110H24ZM46 109V111L45 110H41V112H40V114L42 113V111H45V112H43V113H45V114H49V110L51 109H47V108H45ZM54 109V107H52V110ZM63 109V108H62ZM69 109V108H68ZM110 109V108H109ZM118 110H119V108H117ZM121 109V108H120ZM176 109H174V111H176ZM181 109V110H182ZM195 109H197V108H195ZM225 109V108H224ZM245 109V108H244ZM255 109V108H254ZM254 109H252V112H254L255 110ZM260 109V108H259ZM264 109V107H262V110ZM21 110V109H20ZM22 110V111H23ZM47 110L49 111L48 113H47ZM74 110H76V108L74 109ZM89 110V109H88ZM92 110H93V108H92ZM91 110V111H92ZM94 110H96V111H99V112H101L102 110H98L97 108L96 109H94ZM93 110V111H94ZM107 110V109H106ZM117 110V111H118ZM142 110H144V109H141V111ZM147 110V109H146ZM150 110V109H149ZM149 110H147V111H149ZM154 110V109H153ZM178 110V109H177ZM211 110V111H210ZM223 111V109H220V111ZM228 110H230V109H228ZM227 110V111H228ZM254 110V111H253ZM257 110L255 111V113L257 112ZM13 111V110H12ZM34 111V110H33ZM60 111V110H59ZM63 111H65V110H63ZM62 111V112H63ZM66 111H68V110H66ZM77 111V110H76ZM76 111H74V112H76ZM108 111V110H107ZM113 111H116V110H112L111 111V113L113 112ZM129 111V110H128ZM145 111V110H144ZM155 111H157V110H155ZM183 111V112H182ZM182 111H178L179 113H184V115H179V114H174L173 116H177L175 119H173L172 121V123H174V120H177V122L179 121V119H181V116L183 117H187V116H185V112L187 111L186 109H185V111L184 110H182ZM199 113L198 114H200L201 113V110H199V108H198V110H197ZM196 111V112H197ZM219 111V112H220ZM232 111V110H231ZM235 112H237V110H234ZM261 111V110H260ZM3 112V113H2ZM24 112V111H23ZM35 113H36V110L34 111ZM34 112H32V113H34ZM61 111L60 112H58L57 111V114H61L62 113ZM89 112V111H88ZM109 112H110V110H109ZM109 112H102L103 114H106V113H108L109 114ZM150 112H153L152 111V109H151V111ZM177 112V113H178ZM206 112V111H205ZM218 112V114H219V116L221 115L220 113ZM224 112V111H223ZM226 112V111H225ZM230 112V111H229ZM0 113H2V114H6V115H8L9 114V112L8 113H6V112H4V110H2V111H0ZM14 113V112H13ZM38 113V112H37ZM52 113V111L50 112V114ZM64 113H66V112H64ZM63 113V114H64ZM68 113H69V111H68ZM71 113V112H70ZM73 113V112H72ZM71 113V115L73 116V114ZM92 113V112H91ZM110 113V114H111ZM114 113V112H113ZM119 113V112H118ZM134 113V114H133ZM155 113V112H154ZM158 113V112H157ZM161 112H159L157 115H159ZM174 113V112H173ZM191 113V112H190ZM203 114H204V112H202ZM242 113H246L245 111L244 112H242ZM252 114L251 112H249V110H248V115H249V117L248 116H246V115H244L243 117H246L245 119H246V121L247 120H249V118H251L250 116V114ZM253 113L254 115H255V117H256V114H257V119H261L262 118V114H260V112H259V110H258V113ZM17 114H19V113H17ZM22 114V112L20 113V115ZM39 114V115H40ZM49 114V115H50ZM62 114V115H63ZM78 114V113H77ZM92 114H94V113H92ZM102 114V115H103ZM109 114V115H110ZM117 114V113H116ZM131 114L128 116V120H129V117H130V119L131 118H134V117H131ZM137 114H141V113H137ZM144 114V113H143ZM143 114H141L142 116H143ZM150 114V113H149ZM162 114V113H161ZM169 114V115H170ZM192 114H193V112H192ZM191 114V115H192ZM227 114V113H226ZM226 114H224V115H226ZM35 115V114H34ZM47 116V117H50V116H52V115H50V116ZM56 115V114H55ZM69 115V114H68ZM75 116H71L72 118H78L77 116L78 115H76V114H74ZM95 115V114H94ZM93 115V116H94ZM122 115H125V114H122ZM163 115V114H162ZM167 114H165L162 118H163V120L164 119H166V116ZM168 115V116H169ZM188 115V114H187ZM195 115V114H194ZM205 115H206V113H205ZM232 116L231 114H228L227 116ZM243 115V114H242ZM259 115H261L260 117H259ZM263 115H264V113H263ZM36 116V118H37V116H38V114H36L35 115ZM35 116H34V118H32V119H34V121H36V119H35ZM59 116V115H58ZM70 116V115H69ZM69 116L67 117V118H65V120H67L68 118H69ZM79 116H80V114H79ZM82 116V115H81ZM119 116V115H118ZM137 116V115H136ZM141 116V117H142ZM151 118H152V116L154 117V118H156V113H155V116H154V114L153 113H151ZM170 116H172V115H170ZM173 116H172V118H173ZM189 116H190V114H189ZM188 116V117H189ZM210 116V117H211ZM218 116V115H217ZM222 117H223V113H222V115H221ZM220 116V117H221ZM227 116H224L225 118L227 117ZM61 117V116H60ZM62 117H64V116H62ZM92 117V116H91ZM96 117V116H95ZM95 117H92L93 119H95V121L94 122H96V119H98V118H95ZM101 117H103L104 119L106 118L105 116H101ZM127 117V116H126ZM160 117V115H159V117L157 118V119H159V118H161ZM192 117V116H191ZM205 117V116H204ZM203 117V118H204ZM220 117L218 118V119H220ZM221 117V118H222ZM235 117V116H234ZM234 117L232 118V117H230L232 120L234 119ZM240 117V115H238L236 118H239ZM247 117H248V119H247ZM254 116L252 117V119H254L255 118ZM259 117V118H258ZM264 117V116H263ZM46 118V117H45ZM161 118V119H162ZM206 118V117H205ZM204 118V119H205ZM209 118V117H208ZM242 118V117H241ZM7 119V118H6ZM17 119H19V118H17ZM17 119H15V120H13V121H16ZM31 119V121H33ZM39 119V118H38ZM38 119H37V125H39V123L40 122H38ZM86 119V118H85ZM101 119V118H100ZM122 119V118H121ZM136 119V118H135ZM156 119V120H157ZM182 119H183V121H182ZM181 119V121L182 122H184V120L186 121V119L187 118H182ZM189 119H192V118H189ZM189 119H187V120H189ZM201 119V118H200ZM224 119V118H223ZM227 119H229V118H227ZM8 121L6 122V120L4 121V120H2V119H0V131L3 129L4 130V123H8V122H10V123H14V125H15V123L17 122H13L12 121V119H10L9 120V118L7 119ZM21 120V119H20ZM80 120V119H79ZM111 120V119H110ZM117 120H120L119 118L117 119ZM116 120V121H117ZM127 119H126V121L127 122H131L132 123V119H131V121L129 120L128 121ZM140 120V119H139ZM139 120H137V122H140ZM151 120V119H150ZM153 120V119H152ZM155 120V119H154ZM153 120V121H154ZM197 120H199V119H197ZM207 120V119H206ZM230 120V119H229ZM236 120H238V119H236ZM240 120V119H239ZM255 120H256V118H255ZM263 122H264V118L263 119H261ZM22 122L24 121V120H21ZM20 121V122H21ZM29 122V120H27V121H24L25 123L26 122H28L30 125L31 124H34L33 122ZM42 121V120H41ZM43 121H44V119H43ZM46 121V120H45ZM121 121V120H120ZM125 121V120H124ZM125 121V122H126ZM161 120H159V121H157V122H160ZM209 121V120H208ZM251 121V120H250ZM252 121H254V120H252ZM251 121V122H252ZM257 121V120H256ZM19 122V123H20ZM23 122V123H24ZM61 122H63V121H61ZM69 122V123H68ZM68 122H66V121H64L63 122V124H65L66 123V127H67V129H68V125L69 124H71V122H72V120H69ZM74 122H76L75 120L73 121V123H72V125H70V126H73V124H76V123H74ZM84 122H87V121H84ZM92 122V121H91ZM99 122H100V120H99ZM118 122V121H117ZM162 122V121H161ZM164 122H165V120H164ZM187 122V124L189 125V121H186ZM199 122V121H198ZM210 122V121H209ZM209 122H206V123H209ZM239 122V121H238ZM249 122V121H248ZM248 122H246L245 124H247ZM19 124V126L20 125H22V126H24L25 125V123L24 124ZM28 123H26V126L28 127ZM44 123V124H43ZM45 123H47L48 125L47 126H52L51 124L52 123H48L47 121L46 122H42L41 124H43L42 125V127L45 125L46 126V124ZM78 123V125H79V121L77 122ZM80 126H77L76 127V129L78 128V127H81V125H83L84 127L85 126H87V124L86 123H84V124H82L83 123V120L82 121H80ZM88 123V126L90 127V129L92 128L90 125H89V123L90 122H87ZM93 123V122H92ZM104 123V122H103ZM112 123V122H111ZM119 124H121L120 122H118ZM129 124V125H133V124H136L135 123V121H133V123L132 124ZM185 123V122H184ZM191 123H192V121H191ZM200 123H204L205 124V122H204V120H203V122H200ZM212 123V122H211ZM216 123V122H215ZM218 123H220L219 121H218ZM227 123H229V122H227ZM226 123V121H225V124H222V123H220V124H222V125H226L227 124ZM253 123H255V121L253 122ZM138 124V123H137ZM136 124V125H137ZM155 124V123H154ZM180 126L181 127H183V128H187L188 127V125L186 124V125H183L181 122H180ZM210 124V123H209ZM213 124V123H212ZM219 124V125H220ZM233 124V123H232ZM236 124V123H235ZM234 124V125H235ZM257 124V123H256ZM255 124V125H256ZM6 125V124H5ZM14 125L12 126H10V127H14ZM17 125H18V123H17ZM96 125V123L94 124V126ZM105 125V124H104ZM109 125V124H108ZM152 125V124H151ZM156 125H157V123H156ZM160 125V124H159ZM172 125H175V126H178L179 125V122H178V124H176V123H174V124H172ZM171 125V126H172ZM191 125V124H190ZM206 126H208L207 124H205ZM211 125V124H210ZM215 125V124H214ZM218 125V124H217ZM228 125V126H227ZM226 126L227 127H231V130L233 129L232 128V126H230L231 125V123L230 124H227ZM239 125V124H238ZM40 126V125H39ZM50 126H49V128L48 129H50V132H51V134H52V132L53 131H51L52 129L50 128ZM75 126V125H74ZM81 127V128H84V127ZM100 126H102V125H100ZM107 126V125H106ZM110 126V125H109ZM109 126L108 127H106V129L107 128H109ZM144 126H146V125H144ZM148 126H150V125H148ZM167 126V125H166ZM168 126H170V125H168ZM170 126V127H171ZM186 126V127H185ZM202 126V128H200L201 130H207V128H204L205 126L204 125H201ZM213 126V125H212ZM224 126H221L222 127V129H223V127ZM241 126H244L245 127V125H239V126H237V125H235V127H234V129L235 130H232L231 132H229V134L230 135H232V132L235 134V132H237L236 130H238L237 129V127L239 128V127H241ZM251 126V125H250ZM250 126H247L246 125V127H250ZM6 127V126H5ZM8 127V126H7ZM21 127V126H20ZM20 127H17V129H18V131L20 130L19 128ZM31 127V126H30ZM36 127H38V126H36ZM63 127H65L64 125H63ZM105 127V126H104ZM122 127V126H121ZM124 127H125V123H124ZM133 127V126H132ZM138 126H136L135 128H137ZM245 127V128H246ZM81 128H79V129H81ZM100 128V127H99ZM115 128V127H114ZM114 128H112V129H114ZM126 128H127V125H126V127H125V129H123L125 132H126ZM159 128V127H158ZM166 128V127H165ZM174 130H176V136H177V134L181 131V129L179 130V128L178 129H175L174 127H172ZM177 128V127H176ZM194 128V127H193ZM219 128H220V126H219ZM219 128L217 129V128H212V129H215V131L214 132H217V131H219ZM257 128H259V125H258V127ZM262 127H260L259 128V130L261 129ZM17 129H16V131H17ZM23 129V128H22ZM85 129H86V127H85ZM93 129H95V128H93ZM103 129V128H102ZM111 129V128H110ZM111 129V130H112ZM140 129H142V128H140ZM160 129L164 132V128L162 129V127H160ZM192 129V128H191ZM199 129V131H201ZM212 129H210V130H212ZM221 128H220V130L223 132V130L225 131H230V130H228V129H223L222 130ZM244 128H240L239 129V131L243 134H241L240 133V136L242 135L243 137H245L244 136V133H245V135H246V139H249V137L251 136H253V135H251L250 134V136H249V132H251V131H249V132H247V129H246V131H244L243 130ZM253 129H256V128H254L253 126H252V128H251V130L253 131ZM9 131H11V129H8ZM25 130H26V128H25ZM37 131V129H35V128H33V131ZM89 130V129H88ZM87 130V131H88ZM108 130V129H107ZM107 130L105 131L104 129H103V131H105L106 132V134H107ZM119 130H121V128L119 129ZM128 130V129H127ZM137 130V129H136ZM151 129H149V131H150ZM179 130V131H178ZM187 130V129H186ZM189 130V129H188ZM242 130L244 131V132H242ZM248 130H250V129H248ZM259 130H258V132H259ZM9 131H4L3 132V134L4 133H9ZM13 131H15V129L14 130H12V132H10L11 134H7V136H12V134H13ZM20 131H22V130H20ZM19 131V132H20ZM26 131H28V130H26ZM32 131V132H33ZM34 131V132H35ZM49 134H50V132L48 131V130H46ZM55 132L54 133H56V130H54ZM166 131V130H165ZM170 131V130H169ZM238 131V132H239ZM257 131V130H256ZM255 130H254V132L255 133H257V136L256 137H258L259 135L258 134H261L260 132L258 133V132H256ZM263 130H261V132H262ZM2 132V131H1ZM38 132V131H37ZM69 132V131H68ZM118 132V131H117ZM122 132V131H121ZM129 132V131H128ZM127 132V133H128ZM133 132V131H132ZM131 132V133H132ZM178 132V133H177ZM188 132H190V130L188 131ZM221 132V133H222ZM237 132V133H238ZM264 132V131H263ZM262 132V133H263ZM15 133V132H14ZM20 133H22V134H24L23 132H20ZM26 133V132H25ZM29 133H31V132H28L27 134H29ZM48 133H46V134H48ZM71 133V132H70ZM72 133H74V132H72ZM81 133V132H80ZM83 133V132H82ZM91 133V132H90ZM108 133H110V132H108ZM112 133H114V132H112ZM111 133V134H112ZM123 134H125L126 135V133H124V132H122ZM122 133H120L119 132V134H122ZM173 133H175V132H172V134ZM208 133H210V132H207V134ZM212 133V132H211ZM218 133V132H217ZM217 133H215V134H217ZM220 133V132H219ZM228 132H226V133H224L223 132V134H224V136H225V139L227 138V139H230L231 141H228L227 140V142H231V143H229L228 145L229 146H232V143L233 142H237L238 140H236V141H232V136H231V138H229V136H226V134H227ZM248 133V134H247ZM1 134V133H0ZM21 134V135H22ZM39 134V133H38ZM38 134H36V132H35V134H34V136L36 137V136H38ZM41 134V136L39 135V138L40 137H42L43 135H42V133H40ZM78 134V133H77ZM100 134H101V136H102V133L100 132ZM104 134V133H103ZM114 134H116V132L114 133ZM192 134V133H191ZM199 134V133H198ZM200 134H202V133H200ZM213 134V133H212ZM211 134V135H212ZM6 135V134H5ZM26 134H24V136H25ZM45 135V134H44ZM68 135V134H67ZM82 135V134H81ZM94 135V134H93ZM128 135V134H127ZM126 135V136H127ZM174 136H175V134H173ZM181 135H183V132H182V134ZM218 135V134H217ZM237 135V134H236ZM2 136V135H1ZM0 136V138H3V137H1ZM10 136V137H11ZM14 137H20L19 136V134L17 135V134H14L13 135ZM46 136V135H45ZM55 136V135H54ZM57 136V135H56ZM55 136V137H56ZM73 136V135H72ZM75 136V135H74ZM85 136V135H84ZM87 136V135H86ZM134 136V135H133ZM132 136V137H133ZM135 136H137V135H135ZM141 136V135H140ZM163 136V135H162ZM188 136H190V135H187L186 137L188 138ZM205 135H203L202 134V137H204ZM234 136V135H233ZM241 136V137H242ZM247 136H249V137H247ZM255 136H253V137H255ZM260 136H262V135H260ZM259 136V137H260ZM29 136H27L26 137V139L28 138ZM32 136H30V142H31V139L33 138H31ZM44 137V136H43ZM42 137V138H43ZM48 137H49V135H47V137H44V138H47L48 139ZM55 137H53V138H55ZM97 137H98V135H97ZM119 137H120V135L118 136V139H119ZM123 137V139H124V136H122ZM131 137V138H132ZM183 137V136H182ZM195 137V136H194ZM211 137H213L214 138V136H211ZM220 137H222V136H220ZM235 137V136H234ZM233 137V138H234ZM237 137H238V135H237ZM252 137V138H253ZM41 138V139H42ZM52 138V137H51ZM50 138V139H51ZM58 138V137H57ZM73 138V137H72ZM85 138H88V137H85ZM89 138H91V137H89ZM114 138V137H113ZM137 138H139V137H136L134 140H136ZM174 138V137H173ZM172 138V139H173ZM192 138H193V136H192ZM205 138H208V137H205ZM204 138V139H205ZM244 138V139H245ZM261 138V137H260ZM4 139V138H3ZM12 139V138H11ZM22 139V138H21ZM40 139V140H41ZM50 139H48L49 141H50ZM76 139V138H75ZM84 139V138H83ZM98 139V138H97ZM102 139V138H101ZM148 139V138H147ZM171 139V140H172ZM180 139V138H179ZM203 139V138H202ZM203 139V140H204ZM208 139H211L210 137L208 138ZM208 139H205V141H207ZM215 139V138H214ZM221 139L222 138H219V140L221 141ZM245 139V140H246ZM264 139V138H263ZM1 141H0V144H1V142L3 143H8L9 145H11L12 143L10 142V141H12L13 142V140H10L9 138H7V140H9V141H6V140H2V139H0ZM15 141H17L16 139H14ZM37 140H39V139H37V137H36V139H35V141H37ZM44 140V139H43ZM47 140V141H48ZM54 140H56V138L54 139ZM68 140V139H67ZM67 140H66V142H67ZM95 140H96V138H95ZM113 140V139H112ZM121 140V139H120ZM128 140V139H127ZM145 140V139H144ZM176 140V138L175 139H173V141L172 142H174ZM188 140V139H187ZM189 140H191V139H189ZM223 140V139H222ZM250 140V139H249ZM262 140V139H261ZM6 141V142H5ZM14 141V142H15ZM20 141V140H19ZM21 141H23V140H21ZM28 141H29V139H28ZM46 141V142H47ZM71 141H73L74 142V140L72 139ZM80 141H81V139H80ZM79 141V142H80ZM84 141V140H83ZM91 141H94V139H91ZM97 141H99V140H97ZM96 141V143H98ZM101 141H104V140H101ZM114 141V140H113ZM118 141V140H117ZM126 141V140H125ZM124 141V142H125ZM177 141V140H176ZM175 141V142H176ZM182 142H183V140H181ZM215 141V140H214ZM217 141V140H216ZM224 141V140H223ZM239 141L241 142V144L244 142H242V140L241 139H239ZM238 141V142H239ZM263 141V140H262ZM38 142V141H37ZM39 142H42V141H39ZM53 142V139H52V141H50L49 143H52ZM66 142H65V147H66ZM122 142H123V140H122ZM123 142V143H124ZM146 142V141H145ZM154 142H155V140H154ZM168 142L170 143V140H168ZM167 142V143H168ZM193 142V141H192ZM212 142V141H211ZM247 141H245V143H246ZM260 142V141H259ZM258 142V143H259ZM20 143V142H19ZM23 142H21L20 144H22ZM26 145L28 144L27 142H24ZM42 143H44V142H42ZM42 143H35L34 142V144L33 145H29V152L26 150V153H25V150H24V153L22 154L20 151H22V148H24V147H22L21 148V145L20 144H18L17 142H16V144H18V145H20V148H21V150L19 151L20 153H17L15 150H13V151H15V152H11V153H9L10 151H8L7 149H6V151L4 150V151H1L2 149L0 148V188H1V190H9V191H12L13 189H15L16 188V185H14V184H16L17 182L19 183H22V184H20V186L22 185L23 186V189H22V187H21V189L23 190V193H21L20 191H22V190H20V191H18L19 193H20V196H25V197H27L28 199L26 200V201H24L25 203H22V204H28V205H30V204H32V203H37V205H39V207L37 208V206H35L34 208L32 207V209L31 208H27V206L28 205H23V206H25V211L26 212H24L23 211V206H22V211H23V213L24 214H29V213H27V212H30V214L32 213L31 211H33V210H36L35 208H37L38 210L41 208V207H43V209L41 210V212L40 213H38L39 211L37 210L35 213H34V216L36 215L37 216V214L38 215H40L39 217H38V219L40 220V219H43L45 216H46V218L48 217L47 215H45L44 216V214H48L49 216L50 215H53V214H51L53 211H54V215H55V213H57L58 212V210H57V208L59 207H62V210L61 211H63L62 213H64V211H73V212H75V215L77 216V213L79 214V211H80V209H81V207H82V200H84V198L89 194V193H95V194H97V195H101V199L102 198H104V201H105V198H109L110 199V202H111V200H114V199H116L115 201L117 202V200L119 201V202H121V200H123V199H125V198H131L132 197V199H135V194H137V193H135V192H137V190H139V191H141V193H140V195H141V197H142V199L143 200H145V203L147 202V204L148 205H150L149 203H151L152 202V199H154L153 198V196L155 197V195H158V196H160L161 198H162V200L169 194V196L168 197H171L170 199L168 198V197H166V198H168V202L166 201L167 199H164L163 201L161 200L160 201V203H162L163 202V204H160V203H158V202H156L157 204H155V205H151V207H152V209L150 210L149 209V207H148V209H147V207H146V209H145V211L147 210V212H145V213H149V212H151V211H153V209H154V207H157V210H158V208L159 209H163L164 207H166V208H168V207H170V206H172V205H169L168 206V204H173L174 202L173 201H175V202H178V201H180L181 203H177V204H180L181 205V207H182V205H183V202H185V204L184 205H186L187 206V204L189 205L190 204V208L192 209L193 208V206L194 207H196L197 205L199 206V204H198V201H202L203 199H205V200H207V201H209L208 203L209 204H211L212 206L209 208V209H207V207L205 208V211H206V209L208 210V211H210V210H212V212H209V215H208V219L210 218H215L213 215H215L216 214V212H215V209L213 210V209H211L214 205H216L214 208H216L217 206L218 207H220L219 208V210H222V209H224V211L225 212H222L221 213V215H222V217L219 219L220 221H221V219L222 220H224L225 218H227L228 216H229V218H231V215H233L234 216V214L235 213H237V217L240 219V221H242L243 223L242 224H244V222H248L249 220L250 221H254V217H251V219L249 218V215L252 213V214H255V216L258 218H256V220L253 222V224H256V225H258V226H260L259 224L260 223H262V222H260V221H263V220H261V219H264V155L263 154H261L260 155V159L258 158V160H256L255 161V159H257L255 156V159H253V161L252 160H248L247 161V159H248V157L246 156V158L245 157H243V155H242V157H240V158H237V159H233L232 157H230L231 159H229V158H227V157H225V160H227L226 162H225V164H223V163H221V164H223V168L222 167H219V164H217L216 163V166H218V168H215L214 166H212V165H209L210 163H206V162H204V161H202L201 159H197V157H196V159L197 160H195L194 158L192 159V160H194L195 162H192V163H182V162H177V161H174L175 159H176V157H175V159H173V161H164V162H162L159 158V160L158 161H161V162H154V161H149V162H147V160H146V164L145 163H139V164H135L134 162V164L136 165V166H132L131 167V170H130V165H128L129 167H127L124 163H123V166L122 165H119V164H122V159L120 160L121 161V163H118V161L119 160H116V159H111V160H105L106 159V157H105V159H100L99 158V160H98V158H95V159H97V160H94V158L92 159V157L94 156H99V155H93V153H92V157H91V155L90 154H88V156L90 155V157L91 158H89V157H83L82 156V158L80 157V158H75V156H73L72 155V153H70L74 158H73V160H65V155H68V154H65L64 155V157H62V158H64V160L60 157V154H55L54 152H52V147H50V149H51V151L47 148V145H45V144H42ZM68 143V142H67ZM70 143H72V142H70ZM69 143V144H70ZM83 143V142H82ZM84 143H85V141H84ZM102 143V142H101ZM105 143V142H104ZM107 143H109V142H107ZM178 143V142H177ZM186 143V142H185ZM201 143V142H200ZM213 143V142H212ZM215 143V142H214ZM213 143V144H214ZM225 143V142H224ZM247 143H250V142H247ZM247 143L245 144V145H247ZM251 143H252V141H251ZM14 144V143H13ZM69 144H68V147H69ZM73 144V143H72ZM76 144V143H75ZM113 144V143H112ZM111 143H110V145H112ZM147 144H151V143H147ZM154 144V143H153ZM159 144H161V143H159ZM173 144V143H172ZM176 144V143H175ZM189 144H190V142H189ZM193 143H191V145H190V147H195L196 148V146L193 144ZM196 144V143H195ZM210 144V143H209ZM221 144H223V142H221L220 143V145ZM231 144V145H230ZM238 144V143H237ZM255 144H257V143H255ZM261 144V143H260ZM263 144H264V142H263ZM23 145V144H22ZM49 145V144H48ZM53 146L54 147V149L56 150L57 148H55L56 147V145H58L57 143H55V145H54V143L53 144H50L49 146ZM71 145V144H70ZM88 145V144H87ZM101 145H103V144H101ZM142 145V144H141ZM140 145V146H141ZM154 145H156V144H154ZM158 145V144H157ZM166 145V144H165ZM212 145V144H211ZM227 145V144H226ZM225 145V146H226ZM240 145V144H239ZM242 145H244V144H242ZM249 145V144H248ZM251 146H249L250 148L251 147H253L254 146V149H255V145L254 144H250ZM253 145V146H252ZM28 146V145H27ZM89 146V145H88ZM159 146V145H158ZM167 146V145H166ZM170 146H172V145H170ZM169 146V148L171 149V147ZM185 146V145H184ZM204 146H206L207 147V145H204ZM215 146V145H214ZM214 146H213V148H214ZM90 147V146H89ZM133 147V146H132ZM162 147V146H161ZM189 147V146H188ZM190 147H189V149H190ZM198 147V146H197ZM208 147H210L209 145H208ZM224 147V146H223ZM222 147V148H223ZM233 147V146H232ZM239 147V146H238ZM241 147V146H240ZM248 147V146H247ZM26 148V147H25ZM122 148H124V147H122ZM158 148V147H157ZM167 148H168V146H167ZM174 148H177V147H174ZM182 148V147H181ZM202 148V147H201ZM218 148V147H217ZM216 148V149H217ZM235 148V147H234ZM237 148V147H236ZM245 148V147H244ZM244 148H242L243 150H240L242 153H243V151H245V149ZM258 148V147H257ZM260 148V147H259ZM9 149V148H8ZM19 149V148H18ZM54 149H53V151H54ZM71 149V148H70ZM88 149V148H87ZM129 149V148H128ZM150 149H152V148H150ZM169 149V150H170ZM177 149H179V148H177ZM192 149V148H191ZM204 149H205V147H204ZM208 149H211V147L210 148H208ZM215 149V148H214ZM215 149V150H216ZM225 149V148H224ZM9 150H11V149H9ZM80 150V149H79ZM100 150H102V149H100ZM123 150V149H122ZM144 150H146V149H144ZM156 150V149H155ZM161 150H163V149H161ZM168 150V149H167ZM173 150V147H172V149H171V151ZM179 150H181V149H179ZM183 150V149H182ZM187 150V149H186ZM185 149L183 150V152L182 153H184L185 151H186ZM193 150V149H192ZM195 150V149H194ZM218 150H219V148H218ZM259 150V149H258ZM257 150V151H258ZM8 151V152H7ZM18 151V150H17ZM81 151V150H80ZM105 151H106V149H105ZM151 151H153V150H151ZM157 151V150H156ZM159 151V150H158ZM164 151V150H163ZM191 151V150H190ZM204 151V150H203ZM212 151H214V150H212ZM224 151V150H223ZM225 151H226V149H225ZM229 151V150H228ZM228 151H226V152H228ZM238 151V150H237ZM246 151H248V153L251 151V150H249V148H248V150H247V148H246ZM245 151V152H246ZM254 151H256V150H254ZM260 151V150H259ZM258 151V153H256V156H258L259 155V153H261L262 152V150H261V152H259ZM55 152H58V151H55ZM61 152V151H60ZM71 152H73V151H71ZM95 152V151H94ZM112 152V151H111ZM123 152V151H122ZM136 152V151H135ZM145 152V151H144ZM155 152V151H154ZM167 154H169V152H167V151H165ZM187 152V151H186ZM185 152V153H186ZM239 152V151H238ZM237 152V153H238ZM54 153V154H53ZM77 153V152H76ZM76 153H75V155H76ZM79 153V152H78ZM97 154H98V152H96ZM108 153V152H107ZM124 153V152H123ZM160 153H162V152H160ZM164 153V152H163ZM172 152H170V154H171ZM195 153V152H194ZM214 153V152H213ZM213 153H212V155H213ZM216 153H217V150H216ZM221 153H224V152H221ZM237 153H236V155H237ZM241 153V154H242ZM81 154V153H80ZM120 154V153H119ZM143 154V153H142ZM152 154H155L156 156H162V155H164V154H162V155H160L159 153H152ZM191 154V153H190ZM189 153L187 154V157L190 155ZM226 154V153H225ZM239 154H240V152H239ZM239 154H238V156H239ZM250 154V153H249ZM253 154H255V153H253ZM258 154V155H257ZM83 155V154H82ZM86 155V154H85ZM173 155V154H172ZM184 155V154H183ZM228 155H230V154H228ZM233 155V154H232ZM245 155H246V153H245ZM248 155V154H247ZM263 155V156H262ZM70 156V155H69ZM69 156H67L68 158H69ZM72 156L70 157L71 159H72ZM79 156H81V155H79ZM104 156V155H103ZM131 156V155H130ZM173 156H175V155H173ZM185 156H186V154H185ZM184 156V158H186ZM193 156V155H192ZM206 156V155H205ZM204 156V157H205ZM209 156H210V154H209ZM215 156H216V154H215ZM223 155H221V157H222ZM227 156V155H226ZM261 156L263 157V158H261ZM35 157H38L37 159H35ZM118 157H120L121 158V156H119V155H117V158ZM144 157V156H143ZM165 157V156H164ZM163 157V158H164ZM170 157V156H169ZM180 157V156H179ZM179 157H177V158H179ZM193 157H195V156H193ZM210 157H212V156H210ZM104 158V157H103ZM108 158V157H107ZM119 158V159H120ZM129 158V157H128ZM155 158H157V157H155ZM182 158V157H181ZM181 158H179V159H181ZM67 159V158H66ZM130 159V158H129ZM221 159V158H220ZM223 159V158H222ZM221 159V160H222ZM251 159H252V157H251ZM261 159H263V160H261ZM141 160V159H140ZM183 160V159H182ZM186 160H188V159H186ZM211 160H213V159H211ZM218 160V159H217ZM224 160V161H225ZM66 161V162H65ZM68 161H70V162H68ZM181 161V160H180ZM185 161V160H184ZM183 161V162H184ZM207 161V160H206ZM69 164H68V163ZM190 162V161H189ZM215 162V161H214ZM220 162V161H219ZM218 162V163H219ZM124 165L127 167V168H129V171H128V173H125V171L122 169V167L125 169L126 167H124ZM122 166V167H121ZM222 166V165H221ZM14 185V186H13ZM0 190V193L2 192ZM18 190V189H17ZM24 190H26V193L24 192ZM138 191V192H139ZM13 192V191H12ZM17 193V192H16ZM15 193V194H16ZM19 193H17V194H19ZM16 194V196H18ZM167 194V195H166ZM3 195V194H2ZM13 195V194H12ZM97 195H95V196H97ZM140 195H138V196H140ZM1 196V195H0ZM14 196V195H13ZM13 196H12V198L11 199H13ZM5 197V196H4ZM4 197H1V198H4ZM19 197V196H18ZM134 197V198H133ZM7 198H10V196L8 197L7 196ZM87 198H88V196H87ZM137 198V197H136ZM161 198H158V199H161ZM208 198H210L211 199V201H210V199H208ZM11 199H9V200H11ZM17 199V200H16ZM20 199H21V197L20 198H16V197H14V200H15V202H17L18 200H19V203H16L17 205H16V207L18 206V204H19V206H20ZM94 199V198H93ZM132 199H130V200H132ZM138 199H140V197H138ZM157 199V198H156ZM197 199H198V201H197ZM200 199V200H199ZM228 199H230V202H228ZM24 200H25V198H24ZM95 200V199H94ZM143 200H141L140 201V203L141 204H143L144 203V201ZM173 200V201H172ZM197 201V204L196 205H194L193 203H196V202H194V201ZM204 200V201H205ZM3 201V200H2ZM12 201L13 200H11V202H9V204H11L12 203ZM135 201V200H134ZM138 202H139V200H137ZM143 201V202H142ZM166 201V202H165ZM88 203H90V202H92L93 203V201H87ZM103 202V201H102ZM106 202H108V200H106ZM113 202V201H112ZM173 202V203H172ZM8 203V202H7ZM109 203V202H108ZM115 203V202H114ZM125 204L124 202H121V204ZM153 203V202H152ZM187 203V204H186ZM202 203V202H201ZM206 203V202H205ZM212 203H214V204H212ZM0 204H2V203H0ZM6 204V203H5ZM12 204H14V203H12ZM87 204V203H86ZM102 203L100 202L99 203V206H103V205H101ZM193 206H192V205ZM207 204V203H206ZM4 205V204H3ZM2 205V206H3ZM95 205V204H94ZM106 205H108V204H106ZM139 205V204H138ZM161 205V206H160ZM1 205H0V208L2 207ZM5 206V205H4ZM8 206V205H7ZM11 206H14V208L13 207H11L12 209H15L16 207H15V205H11ZM96 206V205H95ZM113 206H115L114 204H113ZM117 206H118V204H117ZM121 206V205H120ZM123 207H125V209H126V206H124V205H122ZM197 206V207H198ZM207 206V205H206ZM210 206V205H209ZM208 206V207H209ZM85 207V206H84ZM88 207V206H87ZM92 207H94V206H92ZM104 207H107V206H105L104 205ZM109 207V206H108ZM129 207V206H128ZM173 207H174V205H173ZM177 207V206H176ZM201 207V206H200ZM204 207V206H203ZM202 207V208H203ZM244 207V208H243ZM10 208V207H9ZM19 208V207H18ZM17 208V209H18ZM65 208H66V210H65ZM89 208V207H88ZM111 208V207H110ZM109 208V209H110ZM121 208V207H120ZM132 208V207H131ZM139 208V207H138ZM145 208V207H144ZM172 208V207H171ZM201 208V209H202ZM2 209V208H1ZM3 209H5L4 207H3ZM19 209H21V208H19ZM18 209V210H19ZM29 209V211H27ZM31 209V210H30ZM79 210V211H74V210ZM82 209H83V207H82ZM87 209V208H86ZM100 209V208H99ZM102 209H105V208H102ZM124 209V210H125ZM137 209V208H136ZM142 209V208H141ZM165 209V208H164ZM177 209V208H176ZM175 209V211H177ZM185 209V208H184ZM191 209H190V211H191ZM241 209H245L246 210V212L245 213H243V210H242V214H241V211H240V214H238L239 213V210H241ZM16 210V209H15ZM96 210V209H95ZM101 210V209H100ZM129 210V209H128ZM140 210V209H139ZM139 210H137L138 211V213H140V211ZM148 210H149V212H148ZM157 210H156V208H155V211L157 212ZM182 210V209H181ZM180 210V211H181ZM185 210H187V209H185ZM184 210V211H185ZM189 210V209H188ZM188 210H187V212L186 213H188ZM194 210V212H198L199 210H200V208L199 209H192V211ZM20 211V213L22 212L21 210H19ZM60 211V210H59ZM61 211H60V213H61ZM82 211V210H81ZM104 211V210H103ZM170 212L172 211V210H169ZM174 211V210H173ZM183 211V210H182ZM184 211L182 212V213H184ZM192 211H191V213H190V216H193L192 215ZM204 211V210H203ZM204 211V212H205ZM207 211V212H208ZM11 212V211H10ZM13 212H16V211H13ZM18 212V211H17ZM17 212H16V215H17ZM66 212V213H67ZM73 212H69V214L70 213H72L73 214V216H74V213ZM77 212V213H76ZM83 212H84V210H83ZM82 212V213H83ZM95 212H98V211H95ZM111 212H113V211H111ZM116 212V211H115ZM121 212V211H120ZM134 213L136 212V211H133ZM156 212H151V213H153V214H156L155 216H157V217H159L158 215L159 214H161L160 216H163L162 215V213H163V211H162V213H161V211H159L158 210V212H160V213H156ZM164 212H166V211H164ZM178 212V211H177ZM194 212H193V214H194ZM204 212H200V214H205ZM217 212H218V209H217ZM5 213V212H4ZM20 213H18V214H20ZM23 213H21V215L23 214ZM32 213V214H33ZM61 213V214H62ZM66 213L64 214V216H63V218L65 217V215H66ZM81 213V212H80ZM87 213H91V212H88L87 211ZM86 213V214H87ZM99 213V212H98ZM114 213V212H113ZM137 213V212H136ZM143 213H144V210H143ZM143 213H142V215H143ZM169 213V212H168ZM167 212L164 214L165 216H167V214H168ZM175 213V212H174ZM174 213H173V215H174ZM199 213V212H198ZM213 213V214H212ZM2 214V213H1ZM12 214V213H11ZM10 214V215H11ZM41 214H43V216H41ZM58 214V213H57ZM61 214H59V215H61ZM68 214V213H67ZM94 214V213H93ZM104 215H106L105 217L108 219L109 218V215H110V212L109 213H103ZM107 214H109L108 215V217H107ZM112 214V213H111ZM117 214H118V211H117ZM128 214L129 213H127V214H125V216L127 217L128 216ZM131 214V213H130ZM130 214H129V216H130ZM152 214V216H154ZM177 214H179L180 215V212L179 213H177ZM177 214H175V217H180L179 215H177ZM197 214V213H196ZM226 214V215H225ZM14 215V214H13ZM53 215V216H54ZM81 214H79V217H81L80 216ZM95 215V214H94ZM101 215V214H100ZM99 215V216H100ZM113 215V214H112ZM114 215H116V213H114ZM122 216L123 214L121 213H119L118 214V216ZM141 215V214H140ZM145 215V214H144ZM149 215H151V214H149ZM187 215V214H186ZM186 215H185V213L183 214V218H184V216L186 217ZM206 215V214H205ZM204 215V216H205ZM221 215H219V216H221ZM236 215V214H235ZM3 216H5V214L3 215ZM18 216V215H17ZM22 216H24V215H22ZM30 216H32V215H30ZM35 216V217H36ZM62 216V215H61ZM61 216H59V218L61 217ZM70 216V215H69ZM72 216V215H71ZM70 216V217H71ZM88 216V215H87ZM93 216V215H92ZM98 216V217H99ZM135 216V219H136V216L137 215H133V217ZM139 216V215H138ZM147 216H148V214H147ZM169 216H171V214L169 215ZM190 216H188L190 219L192 218V217H190ZM196 216H198V215H196ZM195 216V217H196ZM203 216V218H201V219H198L197 217L195 218H193L194 220L196 219V220H204L205 219V217ZM7 217H8V215H7ZM11 217V216H10ZM19 217V216H18ZM25 217H27V215H25ZM33 217V216H32ZM32 217L31 218H29V217H27V218H29V219H31L32 220ZM40 217H43V218H40ZM51 217V216H50ZM55 217H56V215H55ZM75 217V216H74ZM83 217V216H82ZM124 217V216H123ZM122 217V218H123ZM131 217H132V215H131ZM130 217V219H132ZM140 217V216H139ZM143 217V216H142ZM173 217V216H172ZM199 217V216H198ZM201 217H202V215H201ZM235 217V216H234ZM58 218V216H57V220L59 219ZM62 218V217H61ZM61 218H60V220H58L59 222V225H62L61 226V229H63V226H64V223H61L60 224V222H62L63 220H61ZM62 218V219H63ZM72 218V217H71ZM77 218H78V216H77ZM85 218H87L86 216H85ZM95 218H97V217H95ZM147 218V217H146ZM181 218V217H180ZM217 218H219V217H217ZM238 218H233L232 219V221L234 222V219H238ZM253 218V219H252ZM13 219V218H12ZM26 219V218H25ZM29 219H28V221H29ZM37 219V218H36ZM54 219H56V218H54ZM53 219V220H54ZM65 219V218H64ZM66 219H68V218H66ZM73 219V218H72ZM88 219V218H87ZM90 220H91V218H89ZM93 219H94V217H93ZM149 219V218H148ZM157 219V218H156ZM160 219V218H159ZM163 219V218H162ZM167 220L168 219H170L169 217H167L166 218ZM190 219H188V220H186V221H188L189 222V220ZM192 219V220H193ZM207 219V220H208ZM44 220H47V219H43V220H41V221H44ZM50 220V219H49ZM70 220V219H69ZM125 219H123V221H124ZM139 220H141V219H139ZM167 220H165V221H167ZM192 220H190V224H191V221ZM12 221H14V220H12ZM11 221V222H12ZM28 221H26V222H28ZM35 221V220H34ZM33 221V222H34ZM73 221V220H72ZM74 221H76V220H74ZM82 221V220H81ZM93 221V220H92ZM96 221V220H95ZM103 221H105V220H103ZM110 221H111V219H110ZM116 221H118V223L120 222L118 219L116 220ZM116 221H114L115 223H116ZM127 221V220H126ZM144 221H146V220H144ZM150 221H151V217H150ZM180 220H178V222H179ZM182 221V220H181ZM185 221V222H186ZM205 221V220H204ZM212 221V220H211ZM226 220H224V222H225ZM228 221V220H227ZM226 221V222H227ZM0 222H1V220H0ZM10 222V223H11ZM15 222V221H14ZM33 222H31L32 224H33ZM46 221H44L43 223H45ZM49 223L51 222V221H48ZM48 222H46L45 224H47ZM65 223H68V220L67 221H64ZM86 222V221H85ZM87 222H90V221H87ZM127 222H129V221H127ZM133 222V221H132ZM153 222V224H155V226L157 225V224H161L162 226H165L164 224H165V222L163 223H157L156 224V221H155V223H154V221H152ZM188 222H186V223H188ZM195 222V221H194ZM194 222H193V224H194ZM207 222H209L208 224H206V225H210V220H208ZM215 222V221H214ZM213 222V223H214ZM230 222H231V220H230ZM236 222V221H235ZM260 222V223H259ZM2 223H4V222H2ZM36 223H38V222H36ZM53 223V222H52ZM54 223H56V220L54 221ZM98 223V222H97ZM124 223V222H123ZM130 223V222H129ZM176 223V222H175ZM175 223H174V226H178V224L177 225H175ZM196 224H197V222H195ZM199 223V222H198ZM212 223V222H211ZM212 223V224H213ZM250 223V225L252 226L253 224H251V222H249ZM11 224H15V223H11ZM19 225H16V226H20L21 224H23V223H18ZM28 224H30V221H29V223ZM39 224V223H38ZM45 224H43V225H45ZM71 224H72V222H69L67 225H70V227H71ZM89 223H87L86 225H88ZM92 224V223H91ZM90 224V225H91ZM95 224V223H94ZM99 224V223H98ZM148 224V223H147ZM151 224V223H150ZM190 224H188V228H189V225ZM192 224V225H193ZM196 224H194V225H196ZM199 224H201V221H200V223ZM223 224V223H222ZM222 224L221 225H219V223L217 224L218 225V227L219 226H222ZM228 224H229V222H228ZM227 224V225H228ZM238 224V222H236V225ZM264 224V223H263ZM6 225V224H5ZM25 225V224H24ZM55 226H56V224H54ZM78 225H80V223L78 224ZM97 225V224H96ZM96 225H95V227H96ZM99 225H102V223H100ZM103 225H104V223H103ZM105 225H107V224H105ZM104 225V226H105ZM123 225V224H122ZM124 225H126V224H124ZM141 225V224H140ZM143 225V224H142ZM184 225V224H183ZM193 225V227H195ZM202 225H205V224H202ZM250 225L248 224V226L250 227ZM12 226V225H11ZM15 226V225H14ZM15 226V227H16ZM26 226V225H25ZM29 226V225H28ZM30 226H31V224H30ZM40 226V225H39ZM47 226H48V224H47ZM47 226H46V228L45 229H47ZM57 226H58V224H57ZM66 226V225H65ZM64 226V227H65ZM74 226V225H73ZM72 226V228H76V227H73ZM82 226L83 225H81V227L79 226V228L81 229L82 228ZM111 226V225H110ZM128 226H129V224L127 225V227H125V230H126V228H127V230H129L128 229ZM139 226V225H138ZM144 226V225H143ZM159 226V225H158ZM166 226H167V224H166ZM169 226H171V225H169ZM199 225H197V227H198ZM211 226V225H210ZM224 226H226V225H224ZM240 226V227H239ZM247 226V224H246V227H248ZM258 226H256L257 228H258ZM13 227V226H12ZM33 227H34V225H33ZM43 227V226H42ZM78 227V226H77ZM117 227V226H116ZM116 227H115V229H116ZM135 227V226H134ZM175 227V228H176ZM191 227V226H190ZM197 227H195V228H197ZM200 227V226H199ZM198 227V228H199ZM215 227H217V226H215ZM231 227H233V226H230V228ZM255 227V225H254V227H252L251 229H252V231H254L253 230V228H256ZM263 226L261 225V227H260V229L262 228ZM27 229H28V231H27V233L30 231L29 230V228L28 227H26ZM57 227H55V229H56ZM60 228V227H59ZM67 228H69V226H67ZM91 228V227H90ZM104 228H106V227H104ZM130 228V227H129ZM137 228H141V227H137L136 226V228H133V229H135V231H136V229ZM143 228V227H142ZM148 228V227H147ZM151 228V227H150ZM153 228V227H152ZM161 228H163V227H161ZM161 228H159V227H157L156 228V230L154 229L153 230V232H155V231H157L158 229H161ZM168 228H170V227H168ZM172 228V227H171ZM170 228V229H171ZM174 228V227H173ZM183 227H182V225H181V233L184 231L185 232V230H183L182 229ZM221 228H223V226L221 227ZM238 228H244V227H242V225H238ZM256 228V229H257ZM19 229L20 230H22L21 229V226L19 227ZM24 229H25V227H24ZM35 229H37V228H35ZM58 229V228H57ZM78 229V228H77ZM119 229V228H118ZM123 229H124V227H123ZM144 229V228H143ZM186 229V228H185ZM194 229V228H193ZM205 229H206V226H205ZM228 229V228H227ZM226 229V230H227ZM251 229H250V231H251ZM262 229H264V227L262 228ZM37 230H39V229H37ZM51 230V229H50ZM65 230V229H64ZM63 230V231H64ZM146 230V229H145ZM176 230H178V229H176ZM190 230H192V227L190 228ZM196 230V229H195ZM200 230V229H199ZM199 230H196L194 233H193V230L191 231V233L192 234H194V236H197L196 234H198V235H200V237H201V234H199ZM207 230H208V228H207ZM206 230V231H207ZM209 230H210V228H209ZM216 230H218L219 231V236H221L222 234L220 233V228L219 229H216ZM215 230V231H216ZM223 230V229H222ZM221 230V231H222ZM230 230V229H229ZM235 231H236V229H234ZM244 230V229H243ZM15 232H16V230H14ZM59 231H61V230H59ZM59 231H57V232H59ZM173 232H174V230H172ZM198 231V233H196ZM203 231H204V229H203ZM206 231H204V234H205V232ZM212 231V230H211ZM214 231V230H213ZM218 231H216V232H218ZM225 231V230H224ZM224 231H222V232H224ZM242 231V230H241ZM245 231H249L247 228H246V230H244L243 231V233L245 232ZM256 231L257 230H255L254 231V233H256ZM261 231H263V230H261ZM20 232V231H19ZM18 232V233H19ZM24 233L23 234H25L26 232L25 231H23ZM32 232V230L30 231V233ZM34 232V231H33ZM44 232V231H43ZM52 232H55V231H52ZM159 233H160V231H158ZM157 232V233H158ZM178 232H180V229H179V231ZM183 232V234H185V236L184 235H182L181 237H180V235L178 234V236H179V238H181V239H185V241L187 240V235H188V241L190 240L189 238H192L190 235H189V233L187 234V233H184ZM226 232V231H225ZM230 232H231V230H230ZM232 232L234 233V231H233V229H232ZM239 231H237V233H238ZM36 233H39V232H36V230H35V235H36ZM40 233H41V231H40ZM39 233V234H40ZM49 233V232H48ZM61 234H63V233H65V231L62 233V232H60ZM70 233V232H69ZM79 233V232H78ZM78 233H76V234H78ZM82 233V232H81ZM101 233V232H100ZM105 233V232H104ZM116 233V232H115ZM134 233H136V232H134ZM148 233V232H147ZM159 233H158V235H159ZM164 233V232H163ZM169 233V232H168ZM200 233H202V232H200ZM214 233V232H213ZM227 233V232H226ZM229 233V232H228ZM257 233H258V231H257ZM260 233V232H259ZM3 234V233H2ZM11 234V233H10ZM46 234V233H45ZM53 234H55V235H53ZM66 234V233H65ZM73 234V233H72ZM83 234V233H82ZM90 234H92V233H90ZM106 234H108V233H106ZM114 234V233H113ZM145 233H143V235H144ZM150 234V233H149ZM162 234V233H161ZM169 234H172V233H169ZM215 234V233H214ZM221 234V235H220ZM223 234H225V233H223ZM238 234H240V233H238ZM245 234V233H244ZM13 235V234H12ZM15 235V234H14ZM17 235V234H16ZM12 236V237H17V236ZM27 235V234H26ZM48 235V234H47ZM49 235H51V234H49ZM52 235H53V237L54 236H56L55 238H57V236H59L60 234L58 233V234H56V232L55 233H52ZM64 235V234H63ZM67 235V234H66ZM75 235V234H74ZM80 235V233L78 234V235H75V236H79ZM84 235V234H83ZM97 235H98V233H97ZM102 235H104V234H102ZM110 235V234H109ZM128 235H130V236H133V235H131V234H128ZM127 235V236H128ZM147 235V234H146ZM174 235H177V233L176 234H174ZM203 235V234H202ZM247 235H254L253 234V232H252V234L250 233V234H247ZM261 235H263V232H261ZM261 235H254L256 238L259 236V237H261L262 238V236ZM3 236V235H2ZM7 236H9V235H7ZM23 235H21L20 236V234H19V237H22ZM30 236V234H28V237ZM32 236H34L33 234L31 235V237ZM41 236H43V234H41ZM46 236V235H45ZM62 236V235H61ZM93 236H94V234H93ZM108 235H106V237H107ZM111 236V235H110ZM118 236H119V233H118ZM127 236H124L123 235V237H125V238H123V239H129V238H126ZM145 236V235H144ZM150 236H152L151 234H150ZM150 236H148V237H150ZM154 236H156V235H154ZM162 236V235H161ZM185 238H184V237ZM204 236V235H203ZM213 236L215 237V235H213L212 234V237H211V235H210V239L211 238H213ZM231 236V235H230ZM234 236V235H233ZM245 236V235H244ZM30 237V238H31ZM34 237H36V239H37V237L38 236H34ZM44 237V236H43ZM42 237V238H43ZM49 237V236H48ZM60 237V236H59ZM68 237H70V235L68 236ZM84 237V236H83ZM87 237H89V236H87ZM101 237V236H100ZM105 237V236H104ZM116 237V236H115ZM115 237H113V238H115ZM134 237V236H133ZM133 237H130V238H133ZM136 237V236H135ZM147 237V238H148ZM157 237V236H156ZM162 237H164V235L162 236ZM161 237V239L163 240L164 238H162ZM205 237V236H204ZM204 237H201V238H204ZM216 237H218V234L216 235ZM215 237V239H219V237L218 238H216ZM223 237V236H222ZM225 237H227V236H225ZM225 237H224V239L223 240H225ZM237 238H238V235L236 236ZM241 237H242V235H241ZM264 237V236H263ZM2 238H4V236L2 237ZM8 238H11V236L10 237H8ZM40 238L41 240H44V239H48V238ZM54 238V239H55ZM64 238H66V237H64ZM91 238V237H90ZM118 238H120V236L119 237H116V239H118ZM158 238V237H157ZM156 238V239H157ZM199 237H197V239H198ZM221 238V237H220ZM233 238V237H232ZM19 239V238H18ZM24 239V238H23ZM36 239H35V242H36ZM39 239V241H41ZM77 240V238H74V241H76ZM94 239H95V237H94ZM109 239H112V238H109ZM134 239H136V238H134ZM137 239H139L138 237H137ZM141 239V238H140ZM155 239V238H154ZM180 239V240H181ZM193 239H195V238H193ZM214 239V238H213ZM228 239H231L230 237L229 238H227V241H228ZM236 239V238H235ZM0 240H1V238H0ZM4 240V242H5V238L3 239ZM3 240H1V241H3ZM10 240V239H9ZM16 240V239H15ZM33 241L34 240V238L32 239H26L25 241H23V244H24V246H26V244L24 243V242H26V241ZM49 240V239H48ZM48 240L46 241H44V242H47L48 243ZM50 240H53L52 238H50ZM92 240V239H91ZM121 240V239H120ZM143 240H145L146 242L147 241H149V240H151V241H153V239H142V241ZM175 240V239H174ZM192 240V239H191ZM222 240V239H221ZM223 240H222V242H223ZM239 240V239H238ZM242 241H243V239H241ZM260 241H261V239H259ZM262 240H263V238H262ZM7 241V240H6ZM10 241H12V240H10ZM19 242H20V239L18 240ZM103 241V240H102ZM101 241V242H102ZM109 241V240H108ZM134 241V240H133ZM142 241H140V242H142ZM155 241V240H154ZM164 241V240H163ZM182 241V240H181ZM194 240H192L191 242H193ZM199 241V240H198ZM201 241V240H200ZM199 241V242H200ZM215 241V240H214ZM216 241H218V240H216ZM227 241L225 242L224 241V243H227ZM234 241V240H233ZM240 242V245H243L244 244V246H246L247 245V242L248 241H245V243L244 242ZM251 241V240H250ZM258 241V240H257ZM259 241V242H260ZM53 242V241H52ZM71 242V241H70ZM104 242V241H103ZM120 242V241H119ZM124 242V241H123ZM144 242V241H143ZM183 242V241H182ZM182 242H177L178 243V245H180L179 243H181V244H183ZM190 242V241H189ZM195 242V241H194ZM197 242V241H196ZM206 242H208V241H206ZM220 242V241H219ZM238 242V243H239ZM255 242V241H254ZM253 242V243H254ZM6 243V242H5ZM10 243H12V242H10ZM20 243H22V242H20ZM54 243H56V242H54ZM73 243H75V242H73ZM73 243H71V244H73ZM115 243H117V242H115ZM122 243V242H121ZM149 243H151L150 241H149ZM155 243V242H154ZM156 243H157V241H156ZM166 243V242H165ZM164 243V244H165ZM204 243V242H203ZM203 243H200L201 244V246L203 245ZM229 243V242H228ZM252 242H251V244H253ZM22 244V245H23ZM32 244V243H31ZM44 244H46V243H44ZM69 244V243H68ZM67 244V245H68ZM113 243H111V245H112ZM123 244V243H122ZM143 244V243H142ZM146 244V243H145ZM158 244H159V242H158ZM160 244H161V241H160ZM163 243H162V245H160V247H163V245H164ZM168 244V243H167ZM172 244V243H171ZM174 244H176V241H175V243ZM186 244H189V243H186ZM185 244V245H186ZM198 244V243H197ZM200 244H199V246H200ZM205 244V243H204ZM206 244H208V243H206ZM206 244L204 245L205 246V248H207V247H209V246H207L206 247ZM218 244V243H217ZM229 244H231V243H229ZM237 244V243H236ZM249 244V243H248ZM257 244H258V247H259V244L260 243H256V246H257ZM21 244H20V246H22ZM35 245H37V246H39L38 244H35ZM56 245V244H55ZM55 245H53L54 247H56ZM59 245V244H58ZM105 245V244H104ZM147 245H148V242H147ZM185 245H183V246H185ZM190 245V244H189ZM192 245V244H191ZM209 245H210V243H209ZM211 245H213V244H211ZM220 245V244H219ZM221 245H222V243H221ZM239 245V246H240ZM250 245V244H249ZM254 245V244H253ZM18 246H19V244H18ZM41 246V245H40ZM60 246H61V244H60ZM65 245L63 244V248H66V247H68L69 248V246H65ZM74 246H77V245H74ZM97 246V245H96ZM99 246V245H98ZM101 246V245H100ZM164 246H167L166 244L164 245ZM172 246V245H171ZM176 246V245H175ZM174 246V247H175ZM182 246V245H181ZM181 246H180V248H181ZM200 246V247H201ZM203 246V247H204ZM214 246V245H213ZM222 246H226V245H222ZM230 246H232V244L230 245ZM252 246V245H251ZM255 246V245H254ZM10 247V246H9ZM12 247V246H11ZM105 247V246H104ZM111 247V246H110ZM115 247H117V244H116V246ZM119 247V246H118ZM117 247V248H118ZM120 247H121V245H120ZM124 247V246H123ZM143 247V246H142ZM145 247V246H144ZM143 247V248H144ZM147 247V246H146ZM159 250H160V248L158 247V246H156ZM169 248H170V246H168ZM189 246L187 245V247H186V249L188 248ZM212 247V246H211ZM211 247H209V248H207V249H210ZM216 247V246H215ZM263 247H264V242H261V250L260 251H262V249H263ZM58 248H59V246H58ZM57 248V249H58ZM60 248H62V246L60 247ZM71 248V247H70ZM76 248V247H75ZM75 248L74 249H70V250H68V251H70V252H72L71 250H75ZM93 248V247H92ZM105 248H107V246L105 247ZM111 248H113V249H111ZM109 250H115L114 249V247H111ZM125 248H126V246H125ZM137 248H140L139 246H137ZM157 248H155V249H157ZM172 248V247H171ZM178 248V247H177ZM190 248H193L192 246L190 247ZM213 248V247H212ZM231 248V247H230ZM229 248V249H230ZM239 248V247H238ZM251 248V247H250ZM249 248V249H250ZM256 249V251H257V247H255ZM3 249V248H2ZM14 249H16V248H14ZM22 250L24 249V248H21ZM27 249V248H26ZM25 249V250H26ZM53 249V248H52ZM52 249H50V248H48L45 252L47 253V254H49L51 251L50 250H52ZM83 249H86V248H83ZM122 249H124V248H122ZM120 250V252L122 251V253L124 252L123 250ZM130 249H132V248H130ZM129 249V250H130ZM134 250H135V248H133ZM131 250L132 252H135L134 250ZM157 249V250H158ZM162 249V248H161ZM164 249V248H163ZM179 249V248H178ZM194 249V248H193ZM203 249V248H202ZM207 249H205L206 251H207ZM219 249H220V252H221V249L223 250V249H225V248H220L219 247ZM246 249V248H245ZM260 249V248H259ZM4 250V249H3ZM5 250H6V252H7V249L5 248ZM12 250V249H11ZM21 250V251H22ZM28 250V249H27ZM30 250V249H29ZM34 250H36V249H34ZM39 250V249H38ZM37 250V251H38ZM49 250V253L47 252ZM56 250V249H55ZM61 250V249H60ZM63 250V249H62ZM88 250V249H87ZM86 250V251H87ZM92 250V249H91ZM127 249H125V251H126ZM142 250H144V249H142ZM149 250V249H148ZM165 250V249H164ZM174 250H176V249H174ZM180 250V249H179ZM184 250V248H182V254H183V251ZM190 250V249H189ZM199 250V249H198ZM204 250V249H203ZM202 250V251H203ZM228 250V249H227ZM231 250V249H230ZM247 250V249H246ZM13 251V250H12ZM15 251H17V250H14L13 251V253L15 252ZM40 251V250H39ZM38 251V252H39ZM67 251V252H68ZM98 251H100V250H98ZM112 251V252H113ZM166 251V250H165ZM170 250H168V252H169ZM173 251V250H172ZM172 251H170V253L172 252ZM177 251V250H176ZM186 251V250H185ZM187 251H188V249H187ZM186 251V252H187ZM201 251V252H202ZM234 251H236V249L235 250H232V251H229V253H231V252H234ZM241 251L242 252H236V254L238 255L237 257H236V255H235V257L237 258L236 260H238V259H240V257L242 256L241 255V253L243 254V251H245V250H243V248H242V246H241ZM259 251V252H260ZM19 252V251H18ZM27 252V251H26ZM25 252V254H28V252L26 253ZM42 252V251H41ZM54 252V251H53ZM57 252V251H56ZM59 252V251H58ZM61 252H64V251H61ZM66 252V251H65ZM78 252V251H77ZM81 252V251H80ZM93 252H95V251H93ZM103 252V251H102ZM107 252V251H106ZM130 252V251H129ZM131 252V253H132ZM136 252H137V249H136ZM142 252H144L145 253V255H144V253H141V249H140V251H139V253H140V255L141 254H143V256L141 255V257H142V262L143 261H145V260H143L144 259V257L145 256H147L146 255V252L145 251H142ZM174 252V251H173ZM172 252V253H173ZM189 252V251H188ZM191 252V251H190ZM196 252H198V251H196ZM211 252V250L209 251L208 250V252H206L207 254H205L204 252V254H205V256H207L208 254H209V258H210V261H211V257H212V253L213 252H215V251H213L212 253H210ZM248 252V251H247ZM247 252H245L244 253V256H245V254H247L248 255V253ZM254 252V251H253ZM4 253V252H3ZM8 253H11V251L9 250V252ZM7 253V254H8ZM16 253V252H15ZM30 253V252H29ZM32 253V252H31ZM86 253V252H85ZM104 253V252H103ZM150 253H152V252H150ZM166 253V252H165ZM177 253V252H176ZM176 253H174L173 255L175 256L176 255ZM216 253H218V252H216ZM225 253V252H224ZM228 252H226V254H227ZM2 254V253H1ZM7 254H4V255H7ZM12 254V253H11ZM17 254H19V253H16V255ZM23 254H24V251H23ZM34 254V253H33ZM57 254V253H56ZM60 253H58V255H59ZM73 254V253H72ZM71 254V255H72ZM82 254V253H81ZM97 254V253H96ZM105 254V253H104ZM148 254V253H147ZM163 254H164V251H163ZM193 254V253H192ZM192 254H190L191 256H192ZM194 254H195V252H194ZM211 254V255H210ZM221 254V253H220ZM223 254V253H222ZM253 254H255L254 256H257L256 255V253H253ZM253 254H252V256H253ZM258 254V253H257ZM260 254H261V252H260ZM20 255H22V252H21V254ZM51 255V254H50ZM61 255V254H60ZM62 255H63V253H62ZM68 255H70V254H68ZM93 255H94V253H93ZM117 255V254H116ZM131 255H133L132 257L130 256V255H128V256H130L131 258H132V260H133V258H134V260L136 259V257H134V256H137V255H139V254H137V255H135V254H131ZM154 255V254H153ZM178 255H179V253H178ZM185 255V254H184ZM196 255V254H195ZM198 255V254H197ZM262 255H264V252L262 253ZM32 256V255H31ZM48 256V255H47ZM55 256V255H54ZM65 256H67V255H64V257ZM74 256V255H73ZM95 256V255H94ZM106 256H108V255H106ZM118 256V255H117ZM116 256V257H117ZM121 256H122V254H121ZM156 256V254L154 255V257ZM169 256V255H168ZM177 256V255H176ZM186 256V255H185ZM191 256H189V257H191ZM203 256V255H202ZM211 256V257H210ZM249 257H251V253L249 252V255H248ZM253 256V257H254ZM7 257H8V255H7ZM17 257V256H16ZM15 257V258H16ZM28 257V256H27ZM26 257V258H27ZM56 257V256H55ZM61 257V256H60ZM71 256H68V258H70ZM93 257V256H92ZM91 257V258H92ZM111 257H112V255H111ZM130 257H128V258H126L127 260H129V261H131V258ZM150 256H148V258H149ZM171 257V256H170ZM221 257V256H220ZM248 257V258H249ZM259 257V256H258ZM4 258H5V256H4ZM9 258V257H8ZM21 258V257H20ZM22 258H24V257H22ZM30 258V257H29ZM33 258V257H32ZM45 258V257H44ZM43 258V259H44ZM66 258V257H65ZM82 258V257H81ZM81 258H78V259H81ZM90 258V257H89ZM88 258V259H89ZM105 258V257H104ZM118 258H120V255L118 256ZM137 258H140V257H137ZM156 258V257H155ZM192 258H194V257H192ZM215 258V257H214ZM255 258V257H254ZM253 258V259H254ZM261 258H264V257H261ZM13 259H14V256H13ZM17 260L19 259V258H16ZM39 258H37V260H38ZM51 259V258H50ZM50 259H44L45 261H47V263H52L51 261H50ZM63 259V258H62ZM84 259H85V257H84ZM101 259H103V258H101ZM105 259H107V258H105ZM104 259V260H105ZM152 259H154L153 257L151 258V260ZM160 259V258H159ZM173 259V258H172ZM171 258L170 259H168V260H172ZM194 259H196V258H194ZM199 259H201V257L199 258L198 257V260ZM203 259V258H202ZM216 259H218V257L216 258ZM215 259V262L217 261ZM241 259H244L243 257H241ZM240 259V260H241ZM4 260V259H3ZM2 260V261H3ZM11 260V259H10ZM17 260H15L16 261V263H18L17 262ZM20 260V262H25L26 261V259L24 258V259H19ZM23 260H25V261H23ZM29 260V259H28ZM28 260H27V262H28ZM34 260V259H33ZM44 260H41V261H44ZM55 260H57V259H55ZM54 260V261H55ZM58 260H60L59 259V257H58ZM74 259H72V261H73ZM83 260V259H82ZM110 260V259H109ZM112 260H114V256L112 257ZM111 260V261H112ZM118 260V259H117ZM138 260H140V259H138ZM138 260H136V261H138ZM150 259H149V261H151ZM165 260V259H164ZM163 260V261H164ZM175 260V258L172 260V263H176V260ZM179 260V259H178ZM190 258H189V261L187 260V263L189 264V262H190ZM193 260V259H192ZM219 261H221L220 259H218ZM252 260V259H251ZM251 260H248V262L247 263H249V261H251ZM262 260H264V259H262ZM13 261V260H12ZM39 261V260H38ZM37 261V262H38ZM66 261V260H65ZM64 261V262H65ZM77 261V260H76ZM79 261H81V260H79ZM86 261V260H85ZM88 261H90L91 262V260H88ZM128 261V262H129ZM148 261V260H147ZM153 261V260H152ZM155 261V260H154ZM154 261L152 262V263H154ZM157 261H161V260H158V259H156V262ZM167 260H165V262H166ZM169 261V262H170ZM174 261V262H173ZM205 261V260H204ZM209 261V262H210ZM228 261V260H227ZM227 261L225 262V263H227ZM239 261V260H238ZM243 261V260H242ZM261 261V260H260ZM33 262H35V261H33ZM59 261H57V263L55 262V264H61V263H58ZM94 262V261H93ZM97 262V261H96ZM104 262V261H103ZM122 262V261H121ZM140 262V261H139ZM155 262V263H156ZM184 262V263H183ZM183 262H181L180 264H187V263H185L186 262V260L185 261H183ZM193 262V261H192ZM196 262H200V261H196ZM195 262V263H196ZM206 262V261H205ZM209 262H206V263H209ZM212 262V261H211ZM214 262V261H213ZM236 262V261H235ZM244 262H246V260L245 261H243V263ZM252 262V261H251ZM259 262V261H258ZM264 262V261H263ZM4 263L5 264H8V261H4ZM13 263V262H12ZM15 263V264H16ZM43 263V262H42ZM54 263V262H53ZM69 263V262H68ZM67 263V264H68ZM100 264H101V261L99 262ZM108 263V262H107ZM116 263V262H115ZM117 263H119V261H117ZM123 263H125V264H127V262H123ZM145 263H147V262H145ZM144 263V264H145ZM154 263V264H155ZM159 262H157L156 264H158ZM163 263V262H162ZM174 263V264H175ZM203 263V262H202ZM219 264H220V262H218ZM241 263V262H240ZM239 263V264H240ZM0 264H1V262H0ZM10 264V263H9ZM19 264V263H18ZM24 264V263H23ZM25 264H27V263H25ZM29 264V263H28ZM31 264V263H30ZM64 264H66V262L64 263ZM71 264V263H70ZM81 264V263H80ZM112 264V263H111ZM130 264V263H129ZM134 264H137V263H135L134 262ZM141 264V263H140ZM147 264H149V262L147 263ZM159 264H161V262L159 263ZM166 264V263H165ZM170 264V263H169ZM178 264H179V262H178ZM197 264V263H196ZM201 264V263H200ZM210 264V263H209ZM234 264H236V263H234ZM237 264H238V262H237ZM252 264H253V262H252Z\"/></svg>", "mask_w": 264, "mask_h": 264}]
</instances>
